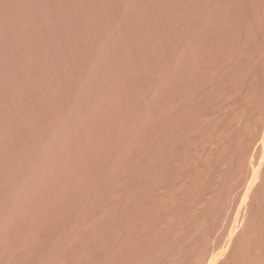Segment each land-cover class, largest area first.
Wrapping results in <instances>:
<instances>
[{"label":"rangeland","instance_id":"obj_1","mask_svg":"<svg viewBox=\"0 0 264 264\" xmlns=\"http://www.w3.org/2000/svg\"><path fill=\"white\" fill-rule=\"evenodd\" d=\"M5 3H4V2ZM8 0H0V6H1V9H0V43H1V45H0V65L3 67V69L1 68V66H0V94H2V95H0V104H1V106L2 107H0L1 109V111H0V215H1V217H0V229H1V231H0V254L4 257V256H6L4 259H3V257L0 255V264H16L17 263V260H18V263L17 264H49V259H50V264H59V263H61V264H68V262L70 263V264H76L77 262V264H83L84 263V260L85 259H88L86 256H87V254L88 253H90V248L91 247H89V245H91V243H93V242H95V241H97L98 242V240H100V239H106V236L108 237V239L107 240H109V238H111L110 237V235L109 234H111V236H116V235H114L115 233L114 232H119L120 233V231L119 230H121L122 228H124L128 233H125V232H122L123 231V229L121 230V232L122 233H124L125 234V238H126V235L127 234H129L130 235V232H131V234H133L132 232H134V234L132 235V236H134L133 238L131 237V236H128L127 235V238L126 239H128L129 240V238H130V240L132 241V242H134L135 241V238L136 237H138L139 236V238H137V240H139V241H141V238H142V236L143 235H140V234H146L147 233V235H145L147 238L149 237V239L151 238L150 236H151V232L150 233H148V231H149V225L148 224H146V223H148V221L145 223V221L143 220L144 218H145V220H148L147 219V216H148V211H150V212H153V213H151V214H153V215H156L155 213H154V211L156 212V209L159 211V213H157V215L159 214V215H162L163 213V211H165V209L168 211L169 210V208H170V210L172 209V207H168V206H170L171 205V202H172V205L171 206H173V205H175L174 203H176V208H180V205H182L181 203L182 202H180V201H183V199L185 200V202H183L184 204L183 205H185V203H186V205H188L189 203H190V200H191V203H192V199H194L193 200V204H191V205H193V207L195 208H192L190 205H188V206H190L192 209H194L193 211H196V212H193V211H191V213H193V214H191V213H189V215L191 214V216H192V218H191V221H188V223H190V222H192V225H189V227H190V229H189V232L190 233H192L193 231H195L194 229H196V231H195V233H196V235L194 234V232H193V234L197 237V238H195V237H193V234H192V241H195L194 239H199V240H197L196 242H200V240H201V242H203L204 241V238H205V241L203 242V243H205L206 241H208V242H206L205 244H206V246L209 244V247L207 246V250L206 251H208V252H206L207 254L205 255V250H204V252H203V248H202V246L204 245V249H205V244H203L202 243V245H201V252H203V254L202 253H200V254H202V256L199 254V252L197 251L200 247H199V244H201V243H198V246H197V244L195 243V242H193V243H195L196 244V246L197 247H199L198 249H197V247H196V251H190V244L192 243V241H191V243L190 244H188L189 243V241H188V245L186 244V242L185 241H187V240H185V241H183L182 239H183V237H186L187 235H189V236H187L186 237V239H190V238H188V237H191L190 235V233L189 232H187L186 231V226H188V224H186L187 223V219H186V217H187V214H188V212H190V211H188V212H186L187 211V206H185V209H186V211H184L185 209H184V206L182 205L181 207H183V208H181V209H184V210H182V212H179V211H181V209L178 211L179 213V217L181 216V214H182V216H183V219L182 220H184V221H186V223H184L183 221H181V218H178V216H174L173 218L171 217V215L173 214V213H171V215L170 216H168V221H167V219L166 218H164L163 216L165 215V216H167L166 214H169V212L168 213H164L163 214V218L161 217H155V218H158V219H154V217H153V219H154V222H153V220H152V225H154V223H155V228H153L152 226L150 227L151 229L153 228V229H156L157 230V226H160V227H162L163 229L162 230H159V228H158V230L157 231H163L164 232V228L167 230V228H169L168 229V231H169V233H171V234H167V232L168 231H165L166 232V234L165 233H163L162 232V234L161 235H167L168 237H166L167 238V242L166 241H164V242H166V243H164L162 240L163 239H161V242L162 243H160V245H162L163 243L165 244V246H167L168 247V245H169V247L170 248H167L170 252H171V256H169V255H167V256H169V257H165V258H163L162 260H164V259H166L167 260V262H166V260H164L163 262H166L167 264H187V263H191V264H204V263H206V264H215V263H219L220 262V264H223L224 263V258H227V260L228 261H226L225 260V264H227L229 261H232V260H229L230 258H229V256H231L230 255V253H233V251L231 252L230 251V253L228 254V252H229V246H233L235 243H236V241L238 240V233H239V230H241V229H239L240 228V226H244V222H248V219L247 218H249V216H247V214H246V211L248 210V209H250V208H248L247 210H246V208L247 207H250V205H251V203H249L248 205H247V203L249 202H247V200H249V198H251L253 195H255L254 193H256V192H261L262 191V189H261V191H260V189H258V186L261 184L262 186L264 185V181H263V179H261V178H264V177H262V175L264 174V169H262L263 170V173H262V170L261 169H259V168H261V167H264V164H263V166H262V163H260L261 161L262 162H264V158H263V156H264V149H262V147H264V136H263V134L264 133H262V130H264V111H263V109H264V86H263V84H264V74L262 75L261 73H264V0H252V1H250V0H243V2H244V5L242 6V4H243V2H242V0H231L232 2H230V0H143V2H142V0L140 1V0H137V1H135V0H119V1H117V0H58V1H56V0H53V1H51V0H47V1H43V2H41L42 0H24V1H22V0H12V1H8ZM22 1V2H21ZM26 1V2H25ZM69 1V2H68ZM128 1V2H127ZM133 1V2H132ZM139 1V2H138ZM157 1H159V2H157ZM176 3H175V2ZM181 1V2H180ZM190 1V2H189ZM205 1H207V2H205ZM214 1H216V2H214ZM221 1V2H220ZM229 1V2H228ZM240 1V2H239ZM247 1V2H246ZM10 2V3H9ZM49 2V3H48ZM51 2V3H50ZM65 2V3H64ZM73 2H75V3H73ZM77 2V3H76ZM85 2V3H84ZM120 2V3H119ZM127 2V3H126ZM130 2V3H129ZM138 2V3H137ZM149 2V3H148ZM157 2V3H156ZM194 2H196V3H194ZM200 2V3H199ZM202 2V3H201ZM208 2H210V3H208ZM237 2V3H236ZM15 3V4H14ZM18 3V4H17ZM24 5H23V4ZM27 3V4H26ZM34 3V4H33ZM41 3V4H40ZM46 3V4H45ZM56 3H58V5L56 4ZM64 3V4H63ZM72 3V5H70ZM111 3V4H110ZM122 3V4H121ZM164 3V4H163ZM170 3V4H169ZM192 3V4H191ZM226 4V6H225V4ZM235 3V4H234ZM6 4H7V6H6ZM22 4V5H21ZM37 4H40V5H37ZM62 4V5H61ZM69 4V5H68ZM78 4V5H77ZM119 4V5H118ZM126 4V5H125ZM132 4V5H131ZM135 4V5H134ZM138 4V5H137ZM142 4H144V5H142ZM154 6H153V5ZM158 4H160V5H158ZM186 4V5H185ZM210 4V5H209ZM215 4V5H214ZM228 4H230V5H228ZM12 5V6H11ZM16 5V6H15ZM30 5V6H29ZM47 5V6H46ZM50 5V6H49ZM59 5H61V6H59ZM85 5V6H84ZM98 5V6H97ZM107 5H109V6H107ZM150 5H152V6H150ZM157 7H156V6ZM183 5V6H182ZM205 5V6H204ZM209 5V6H208ZM224 5V6H223ZM227 5H228V8H226L227 7ZM233 5V6H232ZM241 5V6H240ZM14 6V7H13ZM28 6V7H27ZM38 6H41V7H38ZM68 6V7H67ZM113 7V8H111V7ZM116 6V7H115ZM117 6H119L120 8H118ZM127 6V7H126ZM146 6V7H145ZM174 6V8H172ZM182 6V7H181ZM200 6V7H199ZM230 6H232V7H230ZM236 6H237V8H236ZM9 7V8H8ZM17 7V8H16ZM33 7V8H32ZM37 8V10H38V8H39V11H37L36 10V8ZM48 7H50V8H48ZM60 7V8H59ZM85 7V8H84ZM106 7V8H105ZM130 7H132V8H130ZM167 7V8H166ZM189 7V9H187V8ZM193 7H194V9H193ZM199 7V8H198ZM201 7H203V8H201ZM246 7V8H245ZM8 8V9H7ZM20 8V9H19ZM24 8V9H23ZM41 8V9H40ZM57 8V9H56ZM62 8V9H61ZM73 8V9H72ZM111 8V9H110ZM124 8V10H122ZM134 8V9H133ZM159 8H161V10L159 9ZM166 8V9H165ZM192 8V9H191ZM233 8V9H232ZM244 8V9H243ZM11 9V10H10ZM14 9V10H13ZM23 9V10H22ZM30 9V10H29ZM34 9V10H33ZM47 9V10H46ZM67 9V10H66ZM75 9V10H74ZM105 9V10H104ZM138 11H137V10ZM177 9V10H176ZM185 9V10H184ZM197 9L199 10V11H197ZM208 9V10H207ZM220 9V10H219ZM226 9H227V11L228 12H226ZM228 9H231V10H228ZM10 10V11H9ZM18 10V11H17ZM34 12H33V11ZM45 10V11H44ZM53 10V11H52ZM55 10H56V12H55ZM60 10V11H59ZM82 10V11H81ZM89 10V11H88ZM103 10L105 11V12H103ZM127 10H128V12H127ZM130 10H132V11H130ZM135 10V11H134ZM212 10H214V11H212ZM223 10V11H222ZM233 10V11H232ZM250 10V11H249ZM9 11V12H8ZM16 11V12H15ZM28 11V12H27ZM35 11H36V13H35ZM47 11V12H46ZM62 11V12H61ZM143 11V12H142ZM166 11V12H165ZM190 11V12H189ZM195 11V12H194ZM209 11V12H208ZM216 11V12H215ZM230 11V12H229ZM244 11V12H243ZM5 12V13H4ZM14 12V13H13ZM18 12H19V14H18ZM25 12H27V13H25ZM41 12V13H40ZM50 12V14H47V13H49ZM79 12V13H78ZM82 12V13H81ZM87 12V13H86ZM101 12V13H100ZM119 14H118V13ZM130 12V13H129ZM181 14H180V13ZM201 12V13H200ZM217 12H218V15H217ZM238 12V13H237ZM243 12V13H242ZM246 12V13H245ZM6 13H7V15H6ZM11 13V14H10ZM58 13H59V15H61V16H59L58 15ZM67 13V14H66ZM81 13V14H80ZM115 13H117V14H115ZM134 13H135V16H134ZM141 13V14H140ZM184 13H187V15L186 14H184ZM190 13V14H189ZM200 15H198V14ZM209 14V16H208V14ZM234 13V14H233ZM241 13V14H240ZM250 13V14H249ZM255 13H257V14H255ZM13 14V15H12ZM34 14V15H33ZM40 14V15H39ZM51 14H52V16H51ZM73 14V15H72ZM75 14V15H74ZM88 16H87V15ZM102 14V15H101ZM115 14V15H114ZM121 14V15H120ZM157 14V15H156ZM191 15L190 17H189V15ZM204 14V15H203ZM240 14V15H239ZM19 15V16H18ZM35 15H37L38 17H36ZM46 15V16H45ZM91 15V16H90ZM106 15V16H105ZM114 15V16H113ZM127 15V16H126ZM136 15H137V17H136ZM153 15V16H152ZM166 15V16H165ZM169 15V16H168ZM192 15H194V16H192ZM214 15V16H213ZM225 15H226V17H225ZM233 15V16H232ZM249 15V16H248ZM255 15L257 16V17H255ZM35 16V17H34ZM65 16V17H64ZM69 16V17H68ZM112 16V17H111ZM123 16V17H122ZM131 16V17H130ZM133 16V17H132ZM151 16V17H150ZM179 16V17H178ZM197 16V17H196ZM203 16V17H202ZM206 16V17H205ZM208 16V17H207ZM211 16H213V20L211 19ZM231 16V17H230ZM236 16V17H235ZM239 16H240V18H239ZM44 17H45V21H44ZM48 17H51V18H48ZM60 17H62L63 19H61ZM70 17H72V18H70ZM100 17H101V19H100ZM107 17V18H106ZM109 17H110V20H109ZM144 17V18H143ZM196 17V18H195ZM199 17V18H198ZM251 19H250V18ZM9 18V19H8ZM21 18V19H20ZM23 18V19H22ZM34 18V19H33ZM40 18V19H39ZM48 20H47V19ZM64 18H66V20L64 19ZM106 18V19H105ZM114 18V19H113ZM119 18V19H118ZM129 18V19H128ZM134 18H136V19H134ZM153 18V19H152ZM209 18V19H208ZM7 19V20H6ZM36 19V20H35ZM70 19V20H69ZM105 19V20H104ZM121 19V20H120ZM125 19V20H124ZM127 19L129 20L128 22H127ZM187 19V20H186ZM200 19H201V21H200ZM203 19V20H202ZM218 19V20H217ZM220 19V20H219ZM233 19H234V21H233ZM235 19H242V20H235ZM245 19V20H244ZM248 19H250V21L248 20ZM257 19V20H256ZM19 20V21H18ZM23 22H22V21ZM26 20V21H25ZM28 20H29V22H28ZM33 20V21H32ZM41 20V21H40ZM50 20V21H49ZM55 20V21H54ZM58 20H59V22H60V24H59V22H58ZM112 20H114V21H112ZM133 20H135L133 23H131V21H133ZM190 20H192V21H190ZM231 20V21H230ZM252 20H254V21H252ZM256 20V21H255ZM8 21V22H7ZM37 21V22H36ZM48 21V22H47ZM57 21V22H56ZM64 21V22H63ZM83 21V22H82ZM108 21H110V23L108 22ZM122 21V22H121ZM161 21V22H160ZM186 21V22H185ZM209 21H210V23H209ZM213 21H214V23H213ZM220 21V22H219ZM222 21H223V24H222ZM233 21V22H232ZM1 22H3V24L1 23ZM10 22V23H9ZM15 22V23H14ZM47 24H46V23ZM67 22V23H66ZM106 22H107V24H106ZM130 22V23H129ZM143 22V23H142ZM155 22V23H154ZM158 22V23H157ZM160 22V23H159ZM227 22V23H226ZM230 22H231V24H230ZM238 22V23H237ZM248 22V23H247ZM11 23H12V25H11ZM38 23V24H37ZM42 25H41V24ZM66 23V24H65ZM84 25H83V24ZM104 23V24H103ZM126 23V24H125ZM184 23V24H183ZM204 23H206V24H204ZM217 25H216V24ZM246 25H245V24ZM251 23V24H250ZM33 24H34V26H33ZM39 24H40V26L42 27V29H41V27L39 26ZM67 24H68V26H67ZM87 24V25H86ZM118 24H120V25H118ZM122 24V25H121ZM130 24H132V25H130ZM134 24V25H133ZM137 24V25H136ZM181 24V25H180ZM222 24V25H221ZM230 24V25H229ZM233 24H235V25H233ZM239 24H240V26H239ZM255 24V25H254ZM44 25V26H43ZM49 25V26H48ZM51 25V26H50ZM54 25V26H53ZM62 25V26H61ZM86 25V26H85ZM102 25V26H101ZM108 25V26H107ZM142 27H141V26ZM144 25V26H143ZM200 25V26H199ZM201 25H202V27H201ZM226 25V26H225ZM252 25H253V27H252ZM6 26V27H5ZM14 26V27H13ZM17 26V27H16ZM46 26H48V27H50V28H46ZM101 26V27H100ZM107 26V27H106ZM126 26H128V27H126ZM131 26V27H130ZM136 28H135V27ZM147 26V27H146ZM188 26V27H187ZM191 28H190V27ZM208 27V29H206L207 27ZM215 28H214V27ZM220 26V27H219ZM233 28H231V27ZM258 26V27H257ZM259 26H261V27H259ZM3 27H5V29L3 28ZM24 27V28H23ZM40 27V28H39ZM52 27V28H51ZM69 27H71V28H73V29H71V28H69ZM142 29H141V28ZM144 27V28H143ZM180 27V28H179ZM184 27H186V28H184ZM210 27V28H209ZM212 27V28H211ZM230 27V28H229ZM237 27H239V28H237ZM244 27H245V29H244ZM13 30H12V29ZM59 28H60V30H59ZM102 28V29H101ZM107 28V29H106ZM109 28H110V31H109ZM117 28V29H116ZM121 28V29H120ZM123 28V29H122ZM129 28V29H128ZM131 28V29H130ZM134 30H133V29ZM229 28V29H228ZM242 28V29H241ZM258 28V29H257ZM262 28V29H261ZM34 29V30H33ZM49 29V30H48ZM53 29H55L54 31H53ZM57 29V30H56ZM64 29V30H63ZM204 29H205V31H204ZM212 29V30H211ZM223 29L225 30L224 32H223ZM236 29V30H235ZM6 30V31H5ZM8 30H10L9 32H7ZM15 30V31H14ZM24 30V31H23ZM101 30V31H100ZM107 30V31H106ZM117 30V31H116ZM126 30V31H125ZM127 30H129V31H127ZM145 30V31H144ZM182 30V31H181ZM199 30V31H198ZM210 30V31H209ZM214 30V31H213ZM217 30V31H216ZM237 31V32H235V31ZM256 30H257V32H256ZM34 31V32H33ZM57 33H56V32ZM62 31H64V32H62ZM70 31V32H69ZM131 31V32H130ZM141 31V33H139ZM191 33H190V32ZM202 31V32H201ZM208 31V32H207ZM215 31H216V33H215ZM228 31H234V35H233V32H229L228 33ZM239 31V32H238ZM250 31V32H249ZM13 32V33H12ZM16 32V33H15ZM22 32V34H20ZM27 32V33H26ZM40 32H42V34L40 33ZM51 32V33H50ZM69 32V33H68ZM103 32V33H102ZM107 32H109V33H107ZM117 32V33H116ZM127 32V33H126ZM210 32H211V34H210ZM213 32V33H212ZM219 32V33H218ZM9 33V34H8ZM11 33V34H10ZM24 33V34H23ZM34 33V34H33ZM61 33V34H60ZM64 33V34H63ZM68 33V34H67ZM71 33V34H70ZM100 33V34H99ZM110 33H111V35H110ZM144 33V34H143ZM149 33V34H148ZM159 33V34H158ZM177 33V34H176ZM222 33V34H221ZM226 33V34H225ZM245 34V36L243 37V34ZM249 33V34H248ZM5 34V35H4ZM19 34V35H18ZM28 34V35H27ZM32 34V35H31ZM67 34V35H66ZM90 34V35H89ZM115 36H114V35ZM124 34V35H123ZM129 34V35H128ZM136 34V35H135ZM151 34V35H150ZM156 34V35H155ZM182 34V35H181ZM186 34V35H185ZM194 34V35H193ZM210 34V35H209ZM218 34H221V35H218ZM228 34V35H227ZM230 34V35H229ZM9 35V36H8ZM49 35H51V36H49ZM55 35V36H54ZM57 35V36H56ZM100 35V36H99ZM108 37H107V36ZM138 35H140L139 37H138ZM171 35V36H170ZM189 37H188V36ZM201 35V36H200ZM206 35V36H205ZM221 36V37H218V36ZM237 35H239V36H237ZM13 36V37H12ZM16 36V37H15ZM23 36H25L24 38H23ZM28 36V37H27ZM47 36L49 37V39H51V40H49L48 38H47ZM64 36V37H63ZM77 36V37H76ZM93 36V37H92ZM94 36H95V38H94ZM104 36V37H103ZM124 36V37H123ZM130 36V37H129ZM131 36H133V37H131ZM160 36H161V38H160ZM178 36H180V37H178ZM183 36V37H182ZM203 36H205V37H203ZM211 36V37H210ZM214 36V37H213ZM222 36H223V38H222ZM227 36V37H226ZM231 36V37H230ZM249 36V37H248ZM5 37V38H4ZM27 37V38H26ZM55 37V38H54ZM89 37V38H88ZM126 37V38H125ZM154 37H156V38H154ZM159 37V38H158ZM174 39H172V38ZM213 37V40L212 39H210V38H212ZM230 37V38H229ZM247 37H248V39H247ZM47 38V39H46ZM59 38H61V39H59ZM62 38H64V39H62ZM73 38V39H72ZM100 38H102V39H100ZM104 38V39H103ZM116 39V41H114L115 39ZM123 40H121V39ZM133 38V39H132ZM150 38V39H149ZM165 38V39H164ZM178 38H180V40L177 39ZM183 38V39H182ZM191 38H194V41H193V39H191ZM206 38V39H205ZM243 38V39H242ZM4 39V40H3ZM56 39H58V40H61V42H63V43H60L59 41L57 42V40ZM70 39V40H69ZM100 39V40H99ZM114 39V40H113ZM156 39V40H155ZM169 41H168V40ZM187 39V40H186ZM192 41H191V40ZM199 39V40H198ZM220 39V40H219ZM223 39V40H222ZM224 39H225V41H224ZM231 39V40H230ZM232 39H233V41H232ZM235 39V40H234ZM237 39H238V41H237ZM239 39H240V42H239ZM245 39H247V40H245ZM12 40V41H11ZM14 40L17 42H14ZM24 40V41H23ZM31 40V41H30ZM33 40V41H32ZM34 40H35V42H34ZM48 40V41H47ZM53 40V41H52ZM98 40V41H97ZM140 40V41H139ZM166 40V41H165ZM198 40V41H197ZM206 40V41H205ZM209 40V41H208ZM244 40V41H243ZM249 40V41H248ZM29 41V42H28ZM41 41V42H40ZM44 41H46V42H44ZM51 41V42H50ZM54 41H55V43H54ZM76 41V42H75ZM92 41V42H91ZM114 41V42H113ZM120 41V42H119ZM125 41V42H124ZM137 41V42H136ZM168 41V42H167ZM181 41H182V43H181ZM187 41V42H186ZM191 43H190V42ZM202 41V42H201ZM205 41V42H204ZM211 41V42H210ZM220 41V42H219ZM221 41H223V42H221ZM252 41V42H251ZM7 42V43H6ZM24 42H26V43H24ZM34 42V43H33ZM64 42H65V44L66 45H64ZM68 42V43H67ZM75 42V43H74ZM134 42V43H133ZM171 42V43H170ZM175 42V43H174ZM201 42V43H200ZM224 42H226V44L224 43ZM243 42V43H242ZM249 42V43H248ZM5 43V44H4ZM16 43V44H15ZM21 43V44H20ZM28 43V44H27ZM37 43V44H36ZM41 45H40V44ZM53 43H54V45H53ZM60 43V44H59ZM104 43V44H103ZM105 43H107V44H105ZM111 43V44H110ZM121 43V44H120ZM155 45H154V44ZM162 43V44H161ZM177 43V44H176ZM184 43V44H183ZM187 43V44H186ZM217 43H218V45H217ZM27 44V45H26ZM30 44V45H29ZM35 44V45H34ZM48 44V45H47ZM57 44H59V45H57ZM61 44H62V46H61ZM94 44H96L97 45V47H96V45H95V47L93 46ZM128 44V45H127ZM165 44V45H164ZM180 44H181V46H180ZM190 44V45H189ZM192 44V45H191ZM201 44V45H200ZM205 44V45H204ZM227 46H225V45ZM228 44L230 45V46H228ZM234 44H236V45H234ZM238 44V45H237ZM14 45H16V46H14ZM29 45V46H28ZM33 45V46H32ZM43 45V46H42ZM51 45V46H50ZM126 45V46H125ZM175 45V46H174ZM195 45V46H194ZM197 45V46H196ZM199 45V46H198ZM208 45V46H207ZM213 45V46H212ZM222 45H223V47H222ZM233 45V46H232ZM5 46V47H4ZM7 46H10V47H12V48H10V47H7ZM31 46V47H30ZM57 48H56V47ZM74 46V47H73ZM92 48H91V47ZM101 46V47H100ZM103 46V47H102ZM131 46H133L132 48H131ZM169 46V47H168ZM171 46V47H170ZM174 46V47H173ZM186 46V47H185ZM194 46V47H193ZM201 46V47H200ZM207 46V47H206ZM16 47H17V49H16ZM19 47L21 48V49H19ZM30 47V48H29ZM34 47V48H33ZM38 47V48H37ZM81 47V48H80ZM155 47V48H154ZM158 47V49H156ZM160 47H162V48H160ZM167 47V48H166ZM179 47V50L177 49ZM191 47H193V48H191ZM205 47V48H204ZM209 47H211V48H209ZM219 47V48H218ZM239 49H238V48ZM6 48H8V49H6ZM51 48V49H50ZM60 48H62V49H60ZM72 48V49H71ZM81 49V51H79L80 49ZM97 48V49H96ZM102 48V49H101ZM119 48H121V49H119ZM135 48V49H134ZM152 48V49H151ZM181 48V49H180ZM182 48H183V50H182ZM199 48H200V50H199ZM212 48H214V50H215V52H214V50L212 49ZM223 48H225V49H227V51L225 50V49H222ZM233 48V49H232ZM235 48V49H234ZM243 48H246V49H243ZM16 49V50H15ZM19 49V50H18ZM44 49V50H43ZM46 49V50H45ZM64 49V50H63ZM96 49V50H95ZM165 49H166V51H165ZM201 49H202V51H201ZM207 49H208V51H207ZM213 50V52L212 51H210V50ZM229 49V50H228ZM238 49V50H237ZM9 50V51H8ZM12 50V51H11ZM24 50V51H23ZM50 50V51H49ZM58 50V51H57ZM61 50V51H60ZM68 50V51H67ZM78 50V51H77ZM102 50V51H101ZM107 50V52H105ZM108 50H109V52H108ZM116 50V51H115ZM120 50H122V51H120ZM165 52H164V51ZM170 50V51H169ZM180 50H181V52H180ZM187 50V51H186ZM190 50H191V52H190ZM220 50V51H219ZM225 50V51H224ZM235 50V51H234ZM14 51L16 52V54L14 53ZM17 51H18V53H17ZM23 53H22V52ZM60 51V52H59ZM161 51V53H159ZM216 51H219L218 52V54L216 53ZM230 53H229V52ZM236 51H237V53H236ZM245 51V52H244ZM4 52V53H3ZM39 52V53H38ZM46 52V53H45ZM53 52V53H52ZM56 52H57V54H56ZM66 52V53H65ZM96 52V53H95ZM104 52V53H103ZM163 52V53H162ZM170 52H174V54H171ZM182 52H184V53H182ZM205 52V53H204ZM226 52V53H225ZM232 52H234L233 54H232ZM242 52V53H241ZM6 53V54H5ZM22 53V54H21ZM55 53V54H54ZM61 53V54H60ZM65 53V54H64ZM101 53H103V54H101ZM115 53V54H114ZM116 53H118V54H120V55H118V54H116ZM196 53V54H195ZM208 53V54H207ZM217 55H216V54ZM244 53V54H243ZM14 54V55H13ZM44 54V55H43ZM50 54V55H49ZM107 54H108V56H107ZM126 54V55H125ZM194 54V55H193ZM197 54H199V55H197ZM236 54H237V56H236ZM5 55V57H3ZM11 55H13L12 57H11ZM19 55V56H18ZM24 55H28L27 57L26 56H24ZM45 55H46V57H45ZM47 55H48V57H47ZM99 55V56H98ZM102 55V56H101ZM116 55V56H115ZM129 55V56H128ZM159 55V56H158ZM161 55V56H160ZM169 57H168V56ZM190 57H189V56ZM202 55V57H200ZM206 55L208 56V57H206ZM214 55V57H212ZM225 56V57H222V56ZM235 56V58H234V56ZM16 56H18V57H16ZM22 56V57H21ZM106 56V57H105ZM124 58H123V57ZM128 56V57H127ZM163 56V57H162ZM165 56H166V58H165ZM218 56V57H217ZM219 56H220V59H219ZM230 56V57H229ZM257 56V57H256ZM2 57V58H1ZM24 57V58H23ZM95 57V58H94ZM105 57V58H104ZM108 57V58H107ZM161 57V58H160ZM196 57H198V58H196ZM200 57V58H199ZM211 57V58H210ZM222 57V58H221ZM237 57V58H236ZM253 57V58H252ZM3 58H5V59H3ZM8 58H10V59H8ZM12 58V59H11ZM17 58V59H16ZM23 58V59H22ZM27 60H26V59ZM28 58H29V60H28ZM32 58V59H31ZM48 58H50V59H48ZM63 58V59H62ZM94 58V59H93ZM98 58V59H97ZM101 58V59H100ZM117 58H118V60H117ZM123 58V59H122ZM140 58V59H139ZM168 58V59H167ZM172 58V59H171ZM176 58V59H175ZM185 58V59H184ZM205 58V59H204ZM231 58H233V59H231ZM252 58V59H251ZM257 60H256V59ZM52 59H54V60H52ZM86 59V60H85ZM93 59V60H92ZM106 59V60H105ZM182 59V60H181ZM195 59H197V60H195ZM201 59V60H200ZM214 59H216V60H219V61H216V60H214ZM222 59V60H221ZM243 59V60H242ZM2 60V61H1ZM4 60V61H3ZM9 60V61H8ZM44 60V61H43ZM56 60H58L57 61V63H56ZM82 60V61H81ZM84 60V61H83ZM92 60V61H91ZM102 60V61H101ZM113 60V61H112ZM128 60V61H127ZM157 60V61H156ZM164 60V61H163ZM169 60V61H168ZM181 62H180V61ZM195 60V61H194ZM205 60V61H204ZM212 60V61H211ZM248 60V61H247ZM249 60H251V62L249 61ZM11 61V62H10ZM88 61V63H86ZM116 61H117V63H116ZM120 63H122V64H118L119 62ZM125 62V63H123V62ZM161 61V62H160ZM168 61V62H167ZM178 61V62H177ZM193 61V62H192ZM197 61V62H196ZM202 61H204L203 63H202ZM214 61V62H213ZM223 61V62H222ZM225 61V62H224ZM242 61H244V62H242ZM252 61L253 62H255V64L254 63H252ZM2 62V63H1ZM49 64H48V63ZM60 62V63H59ZM94 62V63H93ZM101 62V63H100ZM105 62H107V63H105ZM177 62V63H176ZM193 64H192V63ZM200 62V63H199ZM209 62V63H208ZM210 62H212L211 64H210ZM220 62H221V64H220ZM11 63V64H10ZM31 64V66L29 65V64ZM80 63V64H79ZM91 63V64H90ZM98 63V64H97ZM104 63V64H103ZM109 63V64H108ZM112 63H114V64H112ZM128 63V64H127ZM166 65H165V64ZM207 63V64H206ZM214 63H216V64H214ZM223 63V64H222ZM244 63V64H243ZM4 64V65H3ZM10 64V65H9ZM17 64V65H16ZM21 64V65H20ZM58 64V65H57ZM159 64H161L160 66H159ZM185 64V65H184ZM188 64V65H187ZM226 64V65H225ZM79 66V67H77V66ZM88 65H89V68H88V70H87V67H88ZM163 65V66H162ZM168 65V66H167ZM175 67H174V66ZM194 65V66H193ZM197 65V66H196ZM216 66V68H215V66ZM228 65V66H227ZM242 65V66H241ZM249 65H250V68H249ZM257 65H259V66H257ZM6 66V68H4ZM10 66V67H9ZM22 66V67H21ZM36 66V67H35ZM58 66V67H57ZM82 66V67H81ZM91 66V67H90ZM104 66V67H103ZM122 66V67H121ZM127 66V67H126ZM166 66V68H164ZM230 66H232V67H230ZM245 66H246V68H245ZM256 67V68H254V67ZM261 66V67H260ZM13 67V68H12ZM25 67H27V68H25ZM37 69H35V68ZM54 67V68H53ZM95 67V68H94ZM113 67V68H112ZM130 67V68H129ZM170 67H172V69L170 68ZM186 67H187V69H186ZM193 67V68H192ZM202 67V68H201ZM229 67V68H228ZM12 68V69H11ZM17 68H19V69H17ZM24 68V69H23ZM33 68V69H32ZM76 68H78V69H76ZM81 70H80V69ZM93 68V69H92ZM102 68V69H101ZM126 68V69H125ZM158 68H160V69H158ZM166 70V71H163L164 69ZM175 68H177V69H175ZM185 68V69H184ZM226 68V69H225ZM235 68V69H234ZM254 68V69H253ZM263 68V69H262ZM6 69V70H5ZM9 69V70H8ZM11 69V70H10ZM13 69H15L14 71H13ZM27 70V71H25V73H22V72H24V70ZM31 69V70H30ZM55 69V70H54ZM84 69H86V70H84ZM92 69V70H91ZM95 69V70H94ZM101 69V70H100ZM120 69V70H119ZM154 69V70H153ZM169 69V70H168ZM182 69V70H181ZM195 69H196V71H195ZM203 69V70H202ZM218 69V70H217ZM220 69V70H219ZM227 69H228V71H227ZM46 70V71H45ZM61 70V71H60ZM79 70V71H78ZM116 70V71H115ZM136 70V71H135ZM178 72H177V71ZM186 70V71H185ZM193 70H194V72H193ZM204 70H205V72H204ZM248 70V71H247ZM252 70V71H251ZM257 70V71H256ZM33 71V72H32ZM35 71V72H34ZM54 71V72H53ZM63 71V72H62ZM82 71V72H81ZM91 71V72H90ZM94 71V72H93ZM99 71V72H98ZM103 71H104V73H103ZM108 72V74H107V72ZM111 71V72H110ZM126 71V72H125ZM130 71V72H129ZM175 71V72H174ZM185 71V72H184ZM236 71V72H235ZM250 71V72H249ZM260 71V72H259ZM262 71V72H261ZM6 72H7V74H6ZM13 72V73H12ZM28 72V73H27ZM43 72V73H42ZM48 72V73H47ZM75 72H77L76 73V75L74 74ZM84 72V73H83ZM96 72V73H95ZM106 72V73H105ZM145 72V73H144ZM155 74H154V73ZM158 72V73H157ZM168 72V73H167ZM191 72V73H190ZM197 72V73H196ZM200 72V74H198ZM230 72V76L232 77H230L227 73H229ZM240 72V73H239ZM253 72V73H252ZM5 73V75L3 76V74ZM12 73V74H11ZM45 73V74H44ZM47 73V74H46ZM73 73V74H72ZM87 73H89V74H87ZM93 73V74H92ZM99 73V74H98ZM114 73V74H113ZM127 74V75H124V74ZM134 73H135V76H134ZM141 73V74H140ZM151 73V74H150ZM167 73V74H166ZM171 73H173V74H171ZM183 75H181V74ZM226 75H225V74ZM249 73V74H248ZM258 73V74H257ZM12 75V78H11V75ZM16 74V75H15ZM25 74V75H24ZM27 74H29V75H27ZM34 74V75H33ZM44 76H43V75ZM64 74V75H63ZM82 74V75H81ZM92 74V75H91ZM113 74V75H112ZM117 74V75H116ZM144 74V75H143ZM160 74V75H159ZM168 74L169 75H171L170 77H168ZM176 74V75H175ZM179 74V75H178ZM198 74V75H197ZM202 74V75H201ZM235 74V75H234ZM247 74V75H246ZM254 74H256V75H254ZM23 75V76H22ZM53 75V76H52ZM69 75L72 77H69ZM89 75V76H88ZM95 75V76H94ZM101 75V76H100ZM110 75V76H109ZM111 75H112V77H111ZM116 75V76H115ZM132 75V76H131ZM137 75V76H136ZM140 75H142V76H140ZM151 75H153V76H151ZM157 75H158V77H159V79L157 78ZM165 75V76H164ZM172 75H174V76H172ZM186 75V76H185ZM191 77H190V76ZM207 75V76H206ZM223 75V76H222ZM225 75V76H224ZM228 75V76H227ZM237 75V76H236ZM262 75V76H261ZM22 76V77H21ZM26 76V77H25ZM33 76V77H32ZM39 78H38V77ZM66 76V77H65ZM77 76V77H76ZM91 76V77H90ZM103 76V77H102ZM105 76H106V78H105ZM125 76V77H124ZM127 76V77H126ZM161 76V77H160ZM167 76V77H166ZM179 78H178V77ZM196 76V77H195ZM220 76V77H219ZM249 76V77H248ZM2 77V78H1ZM6 77V78H5ZM15 77H17V78H15ZM31 77V78H30ZM37 77V78H36ZM42 77V78H41ZM53 77V78H52ZM82 77V78H81ZM95 77V78H94ZM99 77V78H98ZM109 77V78H108ZM124 77V78H123ZM131 77V78H130ZM140 79H139V78ZM166 77V78H165ZM171 77H173L172 78V83H174V84H172V86H170L171 84H169V85H166V84H168V78H171ZM175 77V78H174ZM187 77H188V79H187ZM203 77V78H202ZM209 77H211V79L209 78ZM260 77H262L261 79H260ZM62 78V79H61ZM65 78V79H64ZM69 79V80H67V79ZM79 78V79H78ZM89 78V79H88ZM93 78V79H92ZM97 78V80H95ZM108 78V79H107ZM113 78V79H112ZM123 78V79H122ZM180 78H182L181 80H180ZM187 80H186V79ZM196 78H198V79H196ZM227 78V79H226ZM247 78V79H246ZM257 78H258V81H257ZM7 79V80H6ZM10 79V80H9ZM38 79V80H37ZM40 79V80H39ZM47 81H46V80ZM51 79V80H50ZM57 79H58V81H57ZM74 79H76V81L74 80ZM90 79H91V81H90ZM103 79V80H102ZM104 79H105V81H104ZM107 79V80H106ZM110 79V80H109ZM128 79V80H127ZM138 79V80H137ZM157 79V80H156ZM164 79V80H163ZM178 79V80H177ZM201 79V80H200ZM208 81H206V80ZM239 79V80H238ZM17 80V81H16ZM23 80V81H22ZM27 80V81H26ZM29 80H31V81H29ZM33 80V81H32ZM35 80V81H34ZM63 80H64V82H63ZM85 80V81H84ZM100 80V81H99ZM115 80V81H114ZM119 80V81H118ZM144 81V82H142V81ZM145 80H147V81H145ZM149 80V81H148ZM153 80V81H152ZM161 80V81H160ZM186 80V81H185ZM192 80H194V81H192ZM210 80V81H209ZM226 80V81H225ZM229 80H231V81H229ZM233 80V81H232ZM255 80V81H254ZM8 81V82H7ZM10 81V82H9ZM23 83H21V82ZM66 81V82H65ZM78 81V82H77ZM88 81V82H87ZM156 83H155V82ZM185 83H184V82ZM202 83H201V82ZM204 81L206 82V83H204ZM214 81V82H213ZM228 81V83H225V82H227ZM13 82H14V84H13ZM38 82V83H37ZM39 82H41V83H39ZM79 82H80V84H79ZM92 82V83H91ZM108 82V84H106V83ZM112 82V83H111ZM117 82V83H116ZM123 82V83H122ZM129 82V83H128ZM148 82V83H147ZM166 82V83H165ZM191 84H190V83ZM195 82V83H194ZM209 82H210V84H209ZM214 83V84H212V83ZM230 82H232V83H230ZM240 82V83H239ZM245 82V83H244ZM11 83V84H10ZM28 83V84H27ZM31 83V84H30ZM36 83V84H35ZM59 83H64V84H59ZM83 83V84H82ZM102 83V84H101ZM153 83V84H152ZM154 83H155V85H154ZM161 83V84H160ZM208 83V84H207ZM222 83L225 85H222ZM232 84V85H230V84ZM239 83V84H238ZM251 83V84H250ZM254 83H255V85H254ZM259 83H260V85H259ZM18 86H16V85ZM22 84V85H21ZM25 84V85H24ZM57 86H56V85ZM60 86H59V85ZM66 84V85H65ZM86 84V85H85ZM95 84V85H94ZM101 84V85H100ZM130 84V85H129ZM134 84V85H133ZM136 84V85H135ZM142 84V85H141ZM150 84V86H148ZM157 84H159V85H157ZM187 84V85H186ZM205 84H207L206 85V87H205ZM220 84V85H219ZM227 84V85H226ZM229 84V85H228ZM238 84V85H237ZM2 85V86H1ZM10 85V86H9ZM11 85H13V86H11ZM41 85V86H40ZM55 85V86H54ZM66 87H64V86ZM78 85H79V88H78ZM106 87H108V88H106ZM174 85H175V89L173 88L174 87ZM191 85V86H190ZM195 87H194V86ZM204 85V86H203ZM210 85H211V88H210ZM218 85V86H217ZM250 85H251V87H250ZM253 85H254V87H253ZM23 86V87H22ZM39 86V87H38ZM90 88H89V87ZM111 86V87H110ZM113 86V87H112ZM128 86H130V87H128ZM138 86V87H137ZM142 86H144V87H142ZM162 86V87H161ZM179 86V87H178ZM185 86V87H184ZM190 86V87H189ZM208 86V87H207ZM224 86V87H223ZM230 86V87H229ZM235 86V87H234ZM261 86V87H260ZM263 86V87H262ZM14 87V88H13ZM26 87H27V89H26ZM94 87H96V89L94 88ZM116 87V88H115ZM169 87V88H168ZM177 87V88H176ZM198 87V88H197ZM213 87V88H212ZM215 87H216V89H215ZM222 87V88H221ZM237 87V88H236ZM24 88H25V90H24ZM38 88V89H37ZM75 88H77V90L75 89ZM112 88V89H111ZM124 88V89H123ZM127 88V89H126ZM137 88V89H136ZM141 88H142V90H141ZM168 88V89H167ZM172 88V89H171ZM182 88V89H181ZM184 88V89H183ZM192 88V89H191ZM206 88H207V90H209L208 92L206 91ZM218 88V89H217ZM219 88H220V90L222 91H219ZM226 88V89H225ZM242 88V89H241ZM256 88H258L257 90H256ZM22 89V90H21ZM42 89V90H41ZM46 89H47V91H46ZM48 89H49V92H48ZM51 89V90H50ZM120 89H122V90H120ZM130 89H131V91H130ZM146 89V90H145ZM150 89V90H149ZM170 89V90H169ZM177 89V90H176ZM189 89H190V91H189ZM203 89V90H202ZM215 89V90H214ZM229 89V90H228ZM236 89V90H235ZM238 89V90H237ZM2 90H6L5 92L4 91H2ZM12 92H11V91ZM88 90H89V92H88ZM100 90V91H99ZM103 90V91H102ZM107 90V91H106ZM109 90V91H108ZM113 90V91H112ZM116 90H117V92H116ZM124 90V91H123ZM135 90V91H134ZM145 90V91H144ZM180 90V91H179ZM185 90V91H184ZM202 90V92H200ZM212 90V91H211ZM213 90H214V92H213ZM218 90V91H217ZM14 91V92H13ZM18 91H19V93H18ZM29 91V92H28ZM31 91V92H30ZM79 91H80V94L81 95H79L78 93H79ZM83 91V92H82ZM93 91V92H92ZM106 91V92H105ZM122 91H123V93H122ZM157 91L159 92V93H157ZM163 91H164V93H163ZM197 91V92H196ZM211 91V92H210ZM238 91V92H237ZM241 91V92H240ZM9 93V95H8V93ZM25 92V93H24ZM43 92V93H42ZM74 92H75V94H74ZM85 92H87V93H85ZM98 92V93H97ZM105 92V93H104ZM108 92V93H107ZM121 92V93H120ZM138 92V93H137ZM143 92H145V93H143ZM182 92H184L183 94H182ZM200 92V93H199ZM215 92H216V94H215ZM233 92H235V93H233ZM244 94H243V93ZM256 92V93H255ZM258 92V93H257ZM260 92H261V94H260ZM4 93V94H3ZM14 93V94H13ZM21 93V94H20ZM24 93V94H23ZM48 93V94H47ZM50 93V94H49ZM54 93V94H53ZM115 95H114V94ZM154 93V94H153ZM167 93V94H166ZM181 93V94H180ZM186 93V94H185ZM199 93V94H198ZM202 93V94H201ZM205 93V94H204ZM227 95H226V94ZM15 94H17V95H15ZM19 94V95H18ZM26 94V95H25ZM69 94V95H68ZM77 94V95H76ZM98 94V95H97ZM109 94V95H108ZM111 94V95H110ZM119 94L121 95V96H119ZM128 94V95H127ZM132 94V95H131ZM134 94V95H133ZM152 94V95H151ZM160 94V95H159ZM181 96H180V95ZM208 94V95H207ZM220 94V96H221V98H220V96H218V98H217V95H219ZM224 94L225 96H222V95ZM235 94V95H234ZM252 94V95H251ZM7 95V96H6ZM22 95H24V96H22ZM30 97H29V96ZM44 95V96H43ZM46 95V96H45ZM66 95H67V97H66ZM101 95V96H100ZM124 95V96H123ZM136 95V96H135ZM145 95V96H144ZM152 96V97H150V96ZM178 95V96H177ZM187 95H189V96H191V97H188ZM204 95H205V98L207 97L208 99H205L204 98ZM214 95H215V97H214ZM234 95V96H233ZM241 95H243L242 97H241ZM259 97H257V96ZM2 96H4V97H2ZM12 96H14V97H12ZM52 96V97H51ZM59 96V97H58ZM64 96V97H63ZM69 96V97H68ZM74 96V97H73ZM78 96V97H77ZM89 96V97H88ZM94 96V97H93ZM98 96V97H97ZM107 97V99L109 98V96H111L110 98H109V100H107L106 101V97ZM133 96V97H132ZM157 96V97H156ZM172 96V97H171ZM209 96H211V97H209ZM227 96H229V97H227ZM246 96V97H245ZM250 96V97H249ZM254 96V97H253ZM8 97V98H7ZM58 97V98H57ZM85 97V98H84ZM88 97V98H87ZM93 97V98H92ZM102 97V98H101ZM105 97V98H104ZM113 97V98H112ZM144 97V98H143ZM161 97V98H160ZM194 97V98H193ZM198 97H201L200 99L198 98ZM202 97H203V99H202ZM213 97V98H212ZM225 97V98H224ZM249 97V98H248ZM263 99H262V98ZM15 98V99H14ZM18 100H17V99ZM20 98V99H19ZM23 98H25V99H23ZM60 98V99H59ZM62 98V99H61ZM67 98V99H66ZM69 98V99H68ZM91 98V99H90ZM95 98V99H94ZM101 98V99H100ZM153 98V99H152ZM156 98V99H155ZM169 98V99H168ZM179 98V99H178ZM186 98H187V100H186ZM197 98V99H196ZM210 98V99H209ZM216 98V99H215ZM227 98V99H226ZM229 98V99H228ZM245 98V99H244ZM256 98V99H255ZM26 99H28V100H26ZM52 99V100H51ZM75 99V100H74ZM77 99V100H76ZM89 99V100H88ZM94 99V100H93ZM97 99V104H96V102H94L95 100ZM177 100V103H175L176 102V100ZM183 99V100H182ZM191 99H192V101H191ZM217 101H215V100ZM255 99V100H254ZM9 100V101H8ZM69 100V101H68ZM73 100V101H72ZM81 100V101H80ZM92 100V101H91ZM104 100V101H103ZM137 100V101H136ZM141 100V101H140ZM143 100H144V102H143ZM148 100V101H147ZM173 100V101H172ZM190 100V101H189ZM197 100H198V102H197ZM206 100H207V102H206ZM211 100V101H210ZM212 100H213V102H215V104L212 102ZM220 100H222V101H220ZM226 100V101H225ZM232 100V101H231ZM254 100V101H253ZM262 100V101H261ZM17 101V102H16ZM23 101V102H22ZM30 101V102H29ZM56 101V102H55ZM60 101V102H59ZM71 101V102H70ZM87 101V102H86ZM90 103H89V102ZM101 103H99V102ZM109 101V102H108ZM114 101H115V103H114ZM134 101V102H133ZM154 101V102H153ZM184 101H186V102H184ZM196 101V102H195ZM204 101V102H203ZM221 103H220V102ZM224 101H225V103H224ZM240 101V102H239ZM8 103V105H7V103ZM14 102V103H13ZM23 104H22V103ZM62 102V103H61ZM80 102V103H79ZM113 102V103H112ZM127 102V103H126ZM137 102V103H136ZM167 102V103H166ZM190 102V103H189ZM220 103V104H216V103ZM234 102V103H233ZM244 102V103H243ZM4 103V104H3ZM12 103V104H11ZM24 103H26V104H24ZM28 103V104H27ZM65 103V104H64ZM72 103V104H71ZM78 105H77V104ZM105 103V104H104ZM118 103V104H117ZM129 103H130V105H129ZM147 103H149V104H147ZM181 103V104H180ZM186 103V105H184ZM199 103V104H198ZM223 103V104H222ZM232 103V104H231ZM242 104V106L240 105V104ZM6 104V105H5ZM15 104H17V105H15ZM57 104V105H56ZM59 104V105H58ZM94 104V105H93ZM96 104V105H95ZM113 104H115V105H113ZM136 104V105H135ZM144 104H145V106H144ZM162 104V105H161ZM166 104H168V105H166ZM170 104V105H169ZM175 104V105H174ZM178 104V105H177ZM206 104V105H205ZM209 104V105H208ZM213 106H212V105ZM225 104V105H224ZM226 104H227V106H226ZM237 104V105H236ZM247 104V105H246ZM5 105V106H4ZM10 105V106H9ZM65 105H67V107H69V108H67V107H65ZM70 105H72L71 107H70ZM77 107H76V106ZM80 105V106H79ZM99 105V106H98ZM111 107H109V106ZM184 105V106H183ZM194 105H195V108H194ZM197 105V106H196ZM202 107H201V106ZM221 105V106H220ZM229 105H231L230 107H229ZM251 105V106H250ZM254 105H255V110H254ZM117 106V107H116ZM136 106V107H135ZM147 106V107H146ZM155 106H156V108H155ZM159 106V107H158ZM170 106H172L173 108H174V110L177 112L178 110H179V112H177L178 114L180 113V117H178V118H176L175 116V118L178 120H176V122H179V125H178V129L176 130L175 129V131H176V133L174 134V135H172L171 136V134H170V136H169V134L167 133V131L165 130V128H166V125L168 124V123H171V121L172 122H174L173 121V117H170V116H173V115H170L171 114V111H169L168 110V108L170 107ZM181 106H182V109L183 110H181ZM207 106V107H206ZM232 106H233V108H232ZM259 106V107H258ZM4 107V108H3ZM62 107V108H61ZM76 107V108H75ZM79 107V108H78ZM82 107H83V109H82ZM152 108V109H150L149 110V108ZM153 107H154V109H153ZM161 107V108H160ZM168 107V108H167ZM172 107H170L169 109L171 110L172 109ZM178 107V108H177ZM184 107H185V109H184ZM192 109H190V108ZM199 107H201V108H199ZM242 107H243V109H242ZM64 108V109H63ZM91 108V109H90ZM95 108V109H94ZM108 108V109H107ZM124 108H126V109H124ZM163 108H165V109H163ZM187 108H189V109H187ZM218 108H220V109H218ZM223 108L225 109V108H227V109H225V110H223ZM238 108V109H237ZM247 108V109H246ZM3 109V110H2ZM65 109H68V110H65ZM81 109V110H80ZM94 109V110H93ZM103 109V110H102ZM136 109V110H135ZM145 109V110H144ZM161 109V110H160ZM196 109V110H195ZM199 109V110H198ZM214 109V112L212 111ZM216 109H218V110H216ZM232 109V110H231ZM246 109V110H245ZM254 110L253 112H252V110ZM258 109V110H257ZM64 112H63V111ZM84 110V111H83ZM86 110H87V112H86ZM88 110H90V113H89V111ZM97 112H96V111ZM100 110V111H99ZM124 110H127V111H124ZM138 110V111H137ZM156 110H157V112H156ZM173 110V109H172ZM180 110H181V112H180ZM189 110V111H188ZM194 110V111H193ZM201 110H202V112H201ZM209 110H211V111H209ZM216 110V111H215ZM221 110H223V112L221 111ZM228 110V111H227ZM241 110H243V111H241ZM4 111V112H3ZM62 111V112H61ZM74 111V112H73ZM133 111V112H132ZM144 111V112H143ZM186 111H187V114H186ZM205 111V112H204ZM232 111V112H231ZM238 111V112H237ZM260 111V112H259ZM58 112V113H57ZM80 114H79V113ZM139 112V113H138ZM141 112V113H140ZM153 112V113H152ZM160 112H161V114H160ZM165 112V113H164ZM194 112V113H193ZM210 112L212 113V114H210ZM228 112V113H227ZM235 114H234V113ZM240 112V113H239ZM244 112V113H243ZM251 112V113H250ZM256 112V113H255ZM56 113V114H55ZM63 113V114H62ZM78 113V114H77ZM122 113V114H121ZM128 113V114H127ZM157 113V114H156ZM166 113H168V114H166ZM173 113V112H172ZM176 113V114H177ZM215 113V114H214ZM221 113V114H220ZM231 113V114H230ZM236 113H238V116H237V114ZM246 113H247V115H250L249 117H250V119H249V117L246 115ZM3 114V115H2ZM52 114V115H51ZM62 116H61V115ZM65 114H67V115H65ZM86 114V115H85ZM125 116H124V115ZM131 114V115H130ZM164 114V115H163ZM175 114V115H176ZM196 115V116H194V115ZM220 114V115H219ZM230 114V115H229ZM60 115V116H59ZM64 115V116H63ZM121 115V116H120ZM160 115V116H159ZM189 115V116H188ZM216 115H217V117H216ZM227 115V116H226ZM233 115H235V116H233ZM244 115V116H243ZM252 115L254 116V117H252ZM260 116V118H259V116ZM73 116V117H72ZM90 116V117H89ZM118 116H120V117H118ZM144 116V117H143ZM151 116V117H150ZM154 116H156V117H154ZM163 118H162V117ZM234 118H233V117ZM80 117V118H79ZM122 117H123V119H122ZM134 117H135V120L133 121V119H134ZM148 117V118H147ZM201 119H200V118ZM208 117V118H207ZM219 117H222V118H219ZM83 118V119H82ZM147 118V119H146ZM152 120H154V121H157V122H154V121H152ZM154 118V119H153ZM172 120H171V119ZM174 118V119H175ZM181 118H182V122H181ZM196 118V119H195ZM205 118V119H204ZM212 118V119H211ZM214 118H216V119H214ZM230 119V120H228V119ZM238 119L239 120V118H241L240 120H239V122H237L238 120H236L235 121V119ZM60 119H61V122H60ZM65 119H66V121H65ZM71 119H73V120H71ZM79 119H80V121H79ZM86 119V120H85ZM116 119H117V121H116ZM132 119V120H131ZM138 119H140V120H138ZM145 119V120H144ZM167 119H168V121H167ZM192 119H193V121H192ZM208 119H210V122H209V120ZM219 119V120H218ZM220 119H221V121H220ZM225 119V120H224ZM233 119H234V121H233ZM243 119L245 120V121H243ZM71 120V122H69ZM84 120V121H83ZM116 121V123H115V121ZM128 120V121H127ZM197 120V121H196ZM198 120H199V122H198ZM212 120H214V121H212ZM218 120V121H217ZM228 120V121H227ZM247 120V121H246ZM73 121H75V122H73ZM77 121V122H76ZM81 121H83L82 123H81ZM118 121H120V122H118ZM131 121V122H130ZM218 123H217V122ZM233 121V122H232ZM60 122V123H59ZM66 122H67V124H66ZM87 122L89 123V124H87ZM121 122H123L122 124H121ZM140 122V123H139ZM144 122V123H143ZM149 122V123H148ZM167 122V123H166ZM184 122V123H183ZM214 122V123H213ZM219 122H220V124H219ZM228 122H229V124H228ZM250 122H251V124H250ZM261 122V123H260ZM72 123V124H71ZM114 125H113V124ZM132 123V124H131ZM162 123V124H161ZM194 123V124H193ZM196 123V124H195ZM200 123H202V124H200ZM208 123V125H206ZM223 123V124H222ZM226 125H225V124ZM236 123H238V124H236ZM244 123H246V124H244ZM257 123H259V125L257 124ZM116 124V125H115ZM131 124V125H130ZM135 126H134V125ZM139 126H138V125ZM143 124V125H142ZM173 123H171L170 125H172ZM211 124H212V126H211ZM122 125V126H121ZM148 125V126H147ZM152 125H153V128H151L152 127ZM169 125V126H170ZM187 125V126H186ZM194 125V126H193ZM215 125V126H214ZM235 125H236V127H235ZM242 127H241V126ZM243 125H245V126H243ZM61 126H63V128L61 127ZM74 126V127H73ZM150 126V127H149ZM196 126H197V128H196ZM199 126V127H198ZM209 126H210V128H209ZM226 126V127H225ZM229 126V127H228ZM233 126V127H232ZM7 129H6V128ZM60 127V128H59ZM67 127V128H66ZM77 127V128H76ZM109 127V128H108ZM122 127V128H121ZM157 127H158V129L160 130H158L157 129ZM162 127V128H161ZM168 127V126H167ZM186 127V128H185ZM191 127V128H190ZM211 127H213V128H211ZM228 127V128H227ZM230 127H232V128H230ZM239 127H241V128H239ZM5 130H4V129ZM142 128V129H141ZM148 128V132H147V130H145V129H147ZM191 129V131H190V129ZM194 128V129H193ZM216 128V129H215ZM253 128V129H252ZM258 128H260V129H258ZM72 129V130H71ZM133 129V130H132ZM139 129V130H138ZM151 129V130H150ZM183 131H182V130ZM206 129V130H205ZM208 129V130H207ZM214 129V130H213ZM226 129V130H225ZM236 129V130H235ZM240 129V130H239ZM246 129V130H245ZM2 130V131H1ZM8 130V131H7ZM198 130V132H196V131ZM199 130H200V133H199ZM210 130H212V131H210ZM220 130H221V132H220ZM224 130V131H223ZM228 130V131H227ZM230 130V131H229ZM232 130V131H231ZM235 130V131H234ZM238 130V131H237ZM261 132H260V131ZM6 131V133H4ZM166 131V132H165ZM184 131H186V132H184ZM195 131V132H194ZM202 131V132H201ZM239 131H241V132H239ZM61 132V133H60ZM65 132V133H64ZM134 132V133H133ZM142 132V133H141ZM160 132V133H159ZM162 132V133H161ZM190 133V135H188L189 133ZM205 132V133H204ZM226 132V133H225ZM254 134H253V133ZM264 132V131H263ZM141 133V134H140ZM150 133V134H149ZM152 133H154L159 139H157L156 137H155V135L154 134H152ZM164 133H166V134H164ZM186 133V134H185ZM194 135H193V134ZM198 133V134H197ZM216 133V134H215ZM133 134V135H132ZM136 134V135H135ZM147 134V135H146ZM184 134V135H183ZM197 134V135H196ZM205 134H209V135H205ZM221 134V135H220ZM226 134H227V136H226ZM3 135V136H2ZM56 135V137L54 138V136ZM64 136V138H63V136ZM137 135H138V137H137ZM149 135V136H148ZM164 135L166 136V138L168 139V136H169V140L167 141V139L164 137ZM182 135V136H181ZM186 135V136H185ZM195 135H196V137H195ZM203 135H205L204 137H203ZM217 135H218V137L220 138H218L217 137ZM254 135V136H253ZM143 136V137H142ZM179 136H181V138L179 137ZM192 136V137H191ZM206 136H208V138L206 137ZM222 136V137H221ZM225 136V137H224ZM245 136L247 137V136H249V137H247L246 138V140H245ZM261 136V137H260ZM52 137H53V140H52ZM61 137V138H60ZM126 137V138H125ZM135 137V138H134ZM142 137V138H141ZM153 139H152V138ZM164 137V138H163ZM172 137H175V139L173 138V140L175 141V140H177L178 139V141H176L175 143L173 142V140H171L170 138H172ZM210 137V138H209ZM212 137V138H211ZM228 137H229V139H228ZM232 137H234V138H232ZM263 137V138H262ZM59 138V139H58ZM118 138V139H117ZM149 138V139H148ZM155 138H156V140L157 141H154L155 140ZM183 138H185V139H183ZM205 138V139H204ZM227 138V139H226ZM252 138H253V140H252ZM121 139V140H120ZM127 139V140H126ZM132 139V140H131ZM134 139V140H133ZM148 139V140H147ZM187 139V140H186ZM192 139H193V141L195 142H192L191 143V141H192ZM224 139V140H223ZM241 139V140H240ZM249 139V140H248ZM260 139H262V140H260ZM4 140V141H3ZM45 140V141H44ZM48 140V141H47ZM56 140V141H55ZM123 140H124V143H119V141H122L123 142ZM131 140V141H130ZM136 140V141H135ZM139 140L141 141V143L139 142ZM146 140V141H145ZM153 140V141H152ZM166 140V141H165ZM179 140L182 142V144L181 145H177L176 143H178L179 142ZM184 142H183V141ZM198 140H200V141H198ZM204 140V141H203ZM212 140H214V141H212ZM232 140H234V141H232ZM235 140H236V142H235ZM243 140V141H242ZM151 143H150V142ZM217 141V143H215ZM227 142V143H225V142ZM239 141V142H238ZM252 141V142H251ZM44 142H46L45 144H44ZM55 142V143H54ZM58 142V143H57ZM60 142V143H59ZM132 142H134V143H132ZM137 142V143H136ZM166 142V143H165ZM211 142V143H210ZM219 142H223V143H219ZM244 142V143H243ZM250 142V143H249ZM41 143V144H40ZM52 143H53V145H52ZM148 143V144H147ZM168 143V144H167ZM204 143V144H203ZM246 143V145H244ZM261 143H262V145L263 146H261ZM44 144V145H43ZM58 144V145H57ZM119 144V145H118ZM125 144H126V146H125ZM134 144H136V146H133ZM147 144V145H146ZM192 144V145H191ZM202 145V147H201V145ZM209 144V145H208ZM212 146H211V145ZM230 144V145H229ZM121 145H122V147H121ZM144 145V146H143ZM158 147H157V146ZM165 145H166V148H165ZM175 145H177V147L175 148ZM205 145H206V148H205ZM215 145V146H214ZM261 146L260 147V149L258 148V146ZM52 146V147H51ZM128 146V147H127ZM189 146V147H188ZM196 146V147H195ZM219 146V147H218ZM225 146V147H224ZM236 146H239V151H235L236 152V156H238V157H236L235 155V157L237 158V159H235V157L233 156V153L231 154V152L233 151V149H236V148H234V147H236ZM246 146V147H245ZM42 147V148H41ZM44 147L46 148V149H44ZM54 147V148H53ZM76 147V148H75ZM136 147L138 148V149H136ZM166 149V150H164V148ZM184 147V148H183ZM188 147V148H187ZM199 147V148H198ZM213 147V148H212ZM71 148V149H70ZM116 148H118V149H116ZM120 148V149H119ZM132 148H133V150H132ZM142 148V149H141ZM149 148V149H148ZM156 148H157V151H156ZM161 148V149H160ZM168 148V149H167ZM183 148V149H182ZM199 150H198V149ZM202 150H201V149ZM211 148V149H210ZM224 148H226V150H224ZM247 148V149H246ZM37 149V150H36ZM50 149H52V150H50ZM54 149V150H53ZM76 149V150H75ZM78 149V150H77ZM80 149V150H79ZM123 149V150H122ZM172 149V150H171ZM204 149H206V150H204ZM232 151H231V150ZM261 150L262 152H263V155L261 154L262 152L260 151H256V150ZM32 150V151H31ZM45 150V151H44ZM70 150H71V152H70ZM73 150V151H72ZM111 150V152H109ZM116 150V151H115ZM117 150H118V152H117ZM121 150V151H120ZM135 150H136V153H135ZM139 150V151H138ZM150 150V151H149ZM152 150V151H151ZM218 150H220V151H218ZM222 150H223V152H222ZM237 150V149H236ZM77 153H76V152ZM79 151V152H78ZM120 151V152H119ZM162 151H164L165 152V156H164V159L166 158V154L168 155V154H171V155H168V157H170V156H172L173 155V153L176 151V157L177 156H179V155H177L178 153L180 154V157L178 158V159H172L171 157H170V160L172 159V161H167L166 162V160H165V162L164 163H168L169 162V164L166 166L165 165V167H166V169L167 170H169V171H166V169H164V167H162L165 171H163V169L161 170L162 171V173H161V175L159 174L158 175V171H159V169H158V171L156 172L155 171V173L154 174H156V175H152L153 173V171H154V169H156L155 168V166H156V162H159V160H158V157H157V159H156V157H154L155 155L154 154H157V156L158 155H163V153H161ZM177 151H178V153H177ZM184 151V152H183ZM197 151V152H196ZM212 151V152H211ZM229 151V152H228ZM36 154H35V153ZM44 152H46V153H44ZM55 152V153H54ZM114 152V153H113ZM133 152V153H132ZM153 154H152V153ZM169 152V153H168ZM171 152V153H170ZM189 152V153H188ZM193 152V153H192ZM202 152H205V153H202ZM211 152V153H210ZM234 152V153H235ZM242 152V153H241ZM38 153H39V155H38ZM49 153V154H48ZM110 153V154H109ZM122 153V154H121ZM132 153V154H131ZM138 153H140V159H138V161L136 160V158L138 157ZM143 153V154H142ZM147 153H148V155H147ZM195 153H198V154H195ZM208 153V154H207ZM222 153V154H221ZM258 153H260V154H258ZM35 154V155H34ZM53 154V155H52ZM76 154V155H75ZM116 154H118V155H116ZM138 154V155H137ZM143 156H142V155ZM183 154V155H182ZM193 154V155H192ZM206 154V155H205ZM218 154H220V155H218ZM224 154V155H223ZM226 154V155H225ZM238 154V155H237ZM34 155V156H33ZM50 155V156H49ZM110 155V156H109ZM136 155H137V157H136ZM175 155V154H174ZM182 155V156H181ZM205 155V156H204ZM209 155V157H210V160H209V158L207 157ZM212 155H214L213 157H212ZM228 155V156H227ZM231 155L234 157V161H235V163H237L238 162V164L237 165H235V163L234 162H232L231 161ZM250 155V156H249ZM260 155V156H259ZM262 155V156H261ZM147 156H148V158H147ZM185 156V157H184ZM196 156L198 157L197 159H199V160H197V159H195L196 158ZM201 156V157H200ZM226 156V158L224 159V157ZM36 157V158H35ZM46 157V158H45ZM49 159H48V158ZM136 157V158H135ZM160 157V156H159ZM186 157H187V159H186ZM192 157V159H190V158ZM205 159H204V158ZM207 157V158H206ZM217 157V158H216ZM245 157V158H244ZM129 158H130V160H129ZM173 158H174V156H173ZM229 158V159H228ZM239 158V159H238ZM241 158V159H240ZM255 160H254V159ZM262 160H261V159ZM37 159H38V161H37ZM67 159V160H66ZM135 159V160H134ZM147 161H146V160ZM164 159H162L163 161H164ZM167 159V158H166ZM244 161H243V160ZM256 159L258 160V162L256 161ZM8 162H7V161ZM50 160V161H49ZM59 160V161H58ZM62 160V161H61ZM168 160H169V158H168ZM176 160V161H175ZM178 160V161H177ZM184 160V161H183ZM185 160L187 161V163L185 162ZM192 160V161H191ZM203 160V161H202ZM233 160V159H232ZM13 161V162H12ZM35 163H33V162ZM42 161H44V162H42ZM49 161V162H48ZM53 161V162H52ZM68 161V162H67ZM138 163H137V162ZM195 161H196V164H195ZM202 161V163H200ZM219 161V163H217ZM222 161H223V163H222ZM227 163V164H229L230 162H232L233 164H234V166L236 167V166H238V168H239V170H238V172L237 173H239V174H237L235 171H234V173L233 172H230V170L228 169V168H226V166L228 167H231V165L233 166V164L231 163L230 165H227L225 162ZM229 161V162H228ZM48 162V163H47ZM131 162V163H130ZM133 162H135L136 163V165H137V167L135 166V163H133ZM151 164H150V163ZM190 162H192V163H190ZM206 162H208L207 164H206ZM210 162V163H209ZM213 162H214V164H213ZM221 162V163H220ZM6 163V164H5ZM10 163V164H9ZM33 163V164H32ZM44 163V164H43ZM51 163H52V165H51ZM59 165H58V164ZM64 165H63V164ZM68 163V164H67ZM139 163H141V165L139 164ZM143 163H145V164H143ZM164 163H160V164H164ZM172 163H175L174 165L172 164ZM179 163V164H178ZM180 163H182V165L180 164ZM185 163V164H184ZM217 163V164H216ZM245 163V164H244ZM259 163L261 164V165H259ZM31 164H32V166H31ZM38 164V165H37ZM45 164H47V165H45ZM56 164V165H55ZM133 164V165H132ZM138 164L141 166V168L142 169H140L139 167L140 166H138ZM149 164H150V166H149ZM194 164H195V166H194ZM12 165V166H11ZM36 165H37V168H36ZM42 165V166H41ZM107 165V166H106ZM158 165V164H157ZM184 165H185V167H184ZM198 165V166H197ZM208 167H207V166ZM215 165V166H214ZM222 165V167H220ZM28 166V167H27ZM31 166V167H30ZM44 166V167H43ZM48 167V168H46V167ZM51 166V167H50ZM65 166V167H64ZM148 167V168H146V167ZM162 166H164V165H162ZM175 168V170L173 169V167ZM201 166V167H200ZM211 166V167H210ZM234 166L233 167H231L232 168V171H233V168H234ZM253 166H254V168H253ZM6 167V168H5ZM63 167H64V169H63ZM70 167V168H69ZM136 167V169L138 170V173H137V175H139V173L142 171L143 173H140V175L141 174H144L143 176H145V177H143L142 176V179H140V180H142L143 182L145 181V183L148 185V186H146L145 187V185L144 184H142V185H144V186H142L141 185V183L140 184H138V182H140V180H139V178H138V180H137V178H135L134 176H136L137 177V175H135L133 172L134 171H132V170H135L134 168ZM172 168V169H170V168ZM191 167V168H190ZM195 167V168H194ZM206 167V168H205ZM210 167V168H209ZM214 167V168H213ZM223 167H224V170H225V168H226V170H227V174H226V171H225V174H226V176L230 173H233L232 175H231V177H229L228 178V176H227V178H224V175L225 174H222V173H224V172H221L222 170H223ZM250 167V168H249ZM34 168V169H33ZM58 168V169H57ZM69 168V169H68ZM106 168H108V169H106ZM143 168H145V169H143ZM152 168V170H150ZM190 168V169H189ZM213 168V169H212ZM218 168V169H217ZM243 168V169H242ZM45 169V170H44ZM49 169V170H48ZM50 169H52V170H50ZM68 169V170H67ZM105 169V170H104ZM132 169V170H131ZM179 169H181L180 171H179ZM195 169H198V170H195ZM215 169V170H214ZM241 169V170H240ZM253 169L256 171H260V174L259 175H261V178H257V177H259V176H255L254 177V179H253V177L251 176V175H249V174H251L250 172L252 171V172H254L253 171ZM34 170V171H33ZM43 172H41V171ZM56 170V171H55ZM61 171V173H59L60 171ZM64 170H66V171H64ZM108 170V171H107ZM157 170V169H156ZM172 170V171H171ZM188 170V171H187ZM203 170H204V172H203ZM206 170V171H205ZM210 170V171H209ZM219 170V171H218ZM223 170V171H224ZM235 170L237 171V167L235 168ZM27 171V172H26ZM36 171H37V173H36ZM52 171V172H51ZM136 171V170H135ZM145 171V172H144ZM147 171V172H146ZM194 171V172H193ZM213 171V172H212ZM25 174H24V173ZM29 172H31L32 174H30ZM55 172V173H54ZM56 172H58V173H56ZM65 172V173H64ZM131 172V173H130ZM149 172V173H148ZM150 172L152 173L151 175H150ZM174 172V173H173ZM211 172H212V175H211ZM39 173H41L40 175H39ZM53 173V174H52ZM124 173V174H123ZM133 173V174H132ZM171 173V174H170ZM178 173V174H177ZM192 173V174H191ZM202 173H203V175H202ZM206 173H210V176H209V174H206ZM213 173H215V175L213 174ZM243 173V174H242ZM246 173H247V175H246ZM24 174V175H23ZM33 174H35L36 176L34 177V175ZM46 174V175H45ZM57 174H59V175H57ZM67 174V175H66ZM106 174V175H105ZM122 174H123V176H125V177H123L122 176ZM127 174V175H126ZM163 174V175H162ZM201 176H200V175ZM204 174H206V175H204ZM220 174H221V176H220ZM229 174V175H230ZM236 174V175H235ZM28 175H29V177H28ZM31 175H33V176H31ZM38 175V176H37ZM57 175V176H56ZM72 178H70L69 176ZM121 175V176H120ZM139 175V176H140ZM147 175H150V176H148L147 177ZM167 175V176H166ZM173 175V176H172ZM175 175V176H174ZM188 175H189V177H188ZM191 175V176H190ZM195 175V176H194ZM197 175V176H196ZM234 175V176H233ZM237 175H239V177L237 178ZM253 175V174H252ZM258 175V174H257ZM26 176V177H25ZM52 176V177H51ZM62 176V177H61ZM120 176V177H119ZM133 176V177H132ZM153 176V177H152ZM164 176V177H163ZM171 176V177H170ZM205 176V177H204ZM213 176L215 177V176H217V177H215V179L217 178L218 179V176H220V179H218V181H217V179H216V181L219 183V185H220V189H221V187L223 186V185H225L226 187H227V189L226 190H228L229 188L228 187H230V189L228 190V195H227V193L225 192L226 190H225V186H223V187H225V188H223L224 190V192L226 193V197L224 198V196L223 195H225V193L221 190V191H219L217 188H215L216 190H212V188L213 187H217V182H216V185L215 186H213L214 184H215V182H213V181H215V180H213L214 178H213ZM243 176V177H242ZM249 176H250V178H249ZM23 177V178H22ZM49 177H50V179H49ZM58 177V178H57ZM66 177H67V179H66ZM104 177V178H103ZM123 177V178H122ZM141 177V176H140ZM147 177V178H146ZM151 177H152V179H151ZM158 177V178H157ZM177 177H180L179 179L180 180H178V178ZM192 177V178H191ZM195 177V178H194ZM222 177V178H221ZM235 177V178H234ZM242 177V178H241ZM35 178V179H34ZM36 178H39V179H37L36 180ZM69 178V179H68ZM125 178V179H124ZM127 178H128V180H127ZM133 178V179H132ZM154 178V179H153ZM165 178H166V180H165ZM168 178V179H167ZM173 178V179H172ZM174 178H177V180H175ZM197 178V179H196ZM199 178V179H198ZM204 178V179H203ZM206 178V179H205ZM231 178V179H230ZM235 180H234V179ZM244 178V179H243ZM24 181H23V180ZM33 179V180H32ZM54 179V180H53ZM104 179V180H103ZM134 179H135V182H136V180L138 181V182H133L134 181ZM145 179V180H144ZM156 179H158V180H156ZM163 179V180H162ZM190 179H191V181H190ZM194 179V180H193ZM197 181H196V180ZM201 179V180H200ZM222 179V180H221ZM225 181H224V180ZM236 179H237V181H236ZM258 179L260 180L261 179V181H263V182H259L258 181ZM18 180H20V181H18ZM29 180V181H28ZM65 180H66V182H65ZM121 180H123V181H121ZM133 180V181H132ZM149 180V181H148ZM156 180V181H155ZM164 180H165V182H164ZM167 180L169 181V183L167 182ZM171 180V181H170ZM173 180L175 181V182H173ZM183 180H185L186 181V183H185V181H183ZM193 180V181H192ZM209 182H208V181ZM211 180V181H210ZM213 180V181H212ZM220 180V181H219ZM242 180V181H241ZM254 180V181H253ZM27 181V182H26ZM38 181V182H37ZM41 181V182H40ZM43 181V182H42ZM46 181V182H45ZM60 181H62V182H60ZM64 181V182H63ZM71 181V182H70ZM121 181V182H120ZM141 181V182H142ZM152 181V182H151ZM176 181H178V182H180L181 181V184L178 186V183L176 184ZM189 181V182H188ZM206 181V182H205ZM222 181V182H221ZM244 181V182H243ZM252 182V184L254 185L257 181L260 183V184H258V183H256L254 186H256L257 184V187H249L250 185H252L251 184V182ZM17 182H19V183H17ZM22 182V183H21ZM23 182H24V184H23ZM69 182V183H68ZM87 182V183H86ZM123 182H124V184L125 183H127V184H123ZM130 182H132V183H130ZM142 182V183H143ZM199 182V183H198ZM203 182H205V184L203 183ZM211 182H213V184L211 183ZM235 182H236V184H235ZM247 182H249V183H247ZM255 182V183H254ZM35 183V184H34ZM39 183V184H38ZM43 183V184H42ZM62 183V184H61ZM65 183V184H64ZM67 183H68V185H67ZM119 183H121V185L119 184ZM134 183V184H133ZM150 183H152V184H154L155 185V187H157V188H153V186L154 185H150V186H152V188L154 189H150L151 187L149 186V184ZM157 183V184H156ZM174 183H175V185H174ZM192 183V184H191ZM212 184V186L213 187H209V184ZM235 185H234V184ZM239 183V184H238ZM247 183V184H246ZM263 183V184H262ZM22 184V185H21ZM70 184V185H69ZM119 184V185H118ZM138 184V186L140 185V186H142V187H145V189L143 188V190H145L146 191V193H144V194H147V195H144L143 193H141V194H143L142 195V198H144V200H143V203H144V201L146 202V206H149V207H146V208H149V209H144V207H145V203H144V207H143V211H144V213H143V215H145V213H146V217L144 216L143 218H142V213H141V216L139 217V218H142V219H139V218H137L138 220H141L142 221V223H143V221H144V223L146 224H144L145 226H148V227H146L148 230L145 232L144 230H145V226H143L142 227V225L143 224H141V223H137L136 222V220L134 221L133 220V216H136L137 217V215L139 214V212L138 211H136V209H135V211L136 212H134V205H135V207L137 206V207H140V205L141 206H143V203H142V198H140L139 197V195H138V193L139 192H143V190H139L138 191V189L137 188H139V189H141L142 187H138V186H136ZM186 184V185H185ZM197 184V185H196ZM201 184V185H200ZM211 184H210V186H211ZM229 184V185H228ZM249 184V185H248ZM18 185V186H17ZM27 185H29V186H27ZM30 185H32V186H30ZM89 185H90V187H91V189L92 190H96L95 192H93L91 189H90V187H89ZM93 185V186H92ZM133 185H135L134 187H133ZM161 188H159L158 186ZM164 185H166V187H164ZM200 185V186H199ZM205 185V186H204ZM239 185V186H238ZM245 185H247L249 188L248 189H246V187L247 186H245ZM33 186H34V188H33ZM36 186V187H35ZM66 186V187H65ZM114 186H115V188H114ZM125 186V187H124ZM129 186H132V187H129ZM181 186H182V188L183 189H181ZM234 186V187H233ZM19 187V188H18ZM83 187H85V188H83ZM88 187V188H87ZM135 187H137V188H135ZM167 187H169V188H167ZM171 187V188H170ZM173 187V188H172ZM175 187H179V188H175ZM188 187V188H187ZM192 187V188H191ZM200 187V188H199ZM207 187V188H209V189H205V188ZM240 187H241V189H240ZM244 187V188H243ZM261 187V186H260ZM259 187V188H260ZM264 187V186H263ZM12 188H13V190H12ZM127 189V190H123V191H121V189ZM132 189V188H134L135 190L137 189V191L138 192H136L135 191V193H137V195H138V197L140 198V201L139 200H137L138 198L137 197H135V198H137V199H135L134 198V195L133 194H135L132 190H130V189ZM164 188H165V190H164ZM238 188V189H237ZM256 190H258V191H255L254 192V190L255 189ZM19 189H20V191H19ZM34 189V190H33ZM89 189V190H88ZM111 189V190H110ZM113 189H114V191H113ZM149 189V190H148ZM157 189V190H156ZM175 189V190H174ZM176 189H177V191L179 190V192H177L178 194L177 195H180L179 197L180 198H182L179 202H180V205L178 204V202H177V198H179V197H174L173 195V193L174 192H176ZM203 189V190H202ZM212 190L211 191V193H214L213 191H216L215 192V195H213L212 194V196H210V194L211 193H209V192H207V193H209V198H212L213 196V198L214 199H216L217 201H219L220 200V198L223 196V198H221V200L223 199H225L224 200V202L223 201H221L220 200V202H221V204H222V202H223V204L226 206V207H222L223 208V210L224 211H226V212H224L225 213V215H223V210L222 209H219V208H217L216 206L219 204L220 206H221V204H220V202H215V200L213 201V199H209V201H213L214 203H216L215 205H213L214 203L212 202H208V196H205L207 193H206V191L205 190ZM214 189V188H213ZM254 189V190H253ZM264 189V188H263ZM87 190V191H86ZM110 190V191H109ZM153 191V192H151V191ZM155 190H156V192L158 193H156L155 192ZM160 190H163V191H160ZM170 190V191H169ZM189 190V191H188ZM194 190L198 193V195H200V192L202 191V193H203V191H205V195H202V193H201V195L202 196H204L203 198H204V200H206L205 199V197H207V202H208V204L206 203V201H203L205 204H202L203 202H200L199 200L200 199H202V198H200L201 196H199V199H197V201L199 202V203H201L203 206H205V205H207V206H205L204 207V209H202L203 208V206L202 207H200V209H202L203 211L205 210V208H206V210H207V208H209L210 206H211V208L213 209V210H215L216 211V209L218 210V211H220V214L218 213V211H213L212 210V213H214L215 212V214L214 215H216L215 217L217 218V215H218V218L216 219V221L218 222L219 220V218L223 215V217H221L222 219H224L223 220V222L225 223L226 222V218L228 217V218H230V219H232V217H235L237 220H235V218L234 219H232L231 220V224H229V222L230 221H228V219H227V222L224 224L223 222H222V220H220L219 221V225H216L215 227L217 228H215L214 227V230L213 231H211L212 229H210L211 227L213 228V225H212V223L214 222L213 220L215 219V217H213L214 219H212V220H209L212 216H214L212 213V216H210V214H209V212L211 211V208L208 210V213L207 212H205V213H207V214H209V217H207V220H209V222L210 221H213V222H211V223H209V222H207V224L209 223V224H211L210 226V228L208 229L207 227L209 226V224H208V226H206L205 225V222H206V215L204 216V218H205V222H204V229H203V225H201V221H204V219H203V211H200L201 212V214H202V216H200V217H202V219L203 220H199L200 221V224H199V222L197 221L196 222V219H198L197 217L200 215L199 214V210H198V208H199V206H201V204L199 205V204H196V203H198L197 201H195L196 200V198H197V196H196V192H194ZM201 190V191H200ZM244 190H246V191H244ZM3 191V192H2ZM14 191V192H13ZM91 191V192H90ZM125 191H126V193H125ZM173 193H172V192ZM200 191V192H199ZM248 191V192H247ZM253 191V192H252ZM15 192H16V195L18 196H15ZM21 192V193H20ZM29 192V193H28ZM32 192V193H31ZM63 192V193H62ZM111 192H112V194H111ZM118 194H116V193ZM123 192V194H121ZM161 192V193H160ZM167 192V193H166ZM183 194H182V193ZM190 194H189V193ZM217 192H219V193H217ZM223 193L222 194V196L220 197V195H221V193ZM240 192V193H239ZM244 194H243V193ZM252 192L253 194L250 196L249 194ZM264 191H262V194H264L263 193ZM7 193V194H6ZM11 193V194H10ZM13 193V194H12ZM24 193V194H23ZM37 193V194H36ZM57 193V194H56ZM61 193V194H60ZM89 193V194H88ZM108 193V194H107ZM150 193H151V195H150ZM154 195H153V194ZM155 193H156V195H155ZM163 193V194H162ZM166 195H165V194ZM194 193V194H193ZM242 193V194H241ZM249 193V194H248ZM5 194V195H4ZM29 194L31 195L32 194V196H29ZM34 194H35V196H34ZM45 194H46V196H45ZM64 194H65V196H64ZM93 194V195H92ZM106 194V195H105ZM116 194V195H115ZM124 194H126V195H124ZM129 194V195H128ZM160 194H161V196H160ZM216 194H217V197H215L216 196ZM218 194H220L219 196H218ZM257 194V193H256ZM260 194V193H259ZM262 194L260 195V196H262ZM10 195H11V197H10ZM12 195H13V198H12ZM21 195V196H20ZM26 195H28V196H26ZM40 195V196H39ZM42 195V196H41ZM51 197H50V196ZM57 195V196H56ZM86 195V196H85ZM149 195V196H148ZM158 195V196H157ZM175 195H176V193H175ZM183 195V196H182ZM191 195H193V196H195L196 198H193V196H191ZM208 195V194H207ZM249 195V197H247ZM39 196V197H38ZM54 196H56V197H54ZM62 196H64V198L62 197ZM88 196H90V198L88 197ZM93 196H94V198H93ZM124 196V197H123ZM126 196V197H125ZM135 196H136V194H135ZM155 196V197H154ZM164 196V197H163ZM168 196V197H167ZM170 196L172 197H174V198H176L174 201V203H173V200H171V198H170ZM236 196V197H235ZM264 196V195H263ZM28 197H30V198H28ZM43 197V198H42ZM53 197V198H52ZM152 197V198H151ZM163 198V199H161V198ZM185 197V198H184ZM186 197L188 198V199H190V198H192V199H190L189 200V203L187 204V202H188V199H187V201H186ZM219 197V198H218ZM245 199H244V198ZM259 197V195L257 196V198ZM2 198V199H1ZM3 198H5L4 200H3ZM11 198V199H10ZM16 198H18V199H16ZM50 198H52L51 200H50ZM58 198V199H57ZM115 198H118V199H115ZM121 198H125L124 200H121ZM146 198V199H145ZM150 198V199H149ZM155 198H158V202L156 201V199ZM167 198V199H166ZM168 198H170V201L171 202H169V205H167V201H169L168 200ZM173 198V199H174ZM179 198V199H180ZM233 198H235L234 200H233ZM237 198V199H236ZM243 198V199H242ZM253 199H254V197H252ZM256 198V197H255ZM261 198L262 197H259L258 199H255L256 201H254L253 203H255L256 204V207H254L255 206V204H252L251 205V208H252V206H253V208H256V212L255 211H253V214L254 213H256V215H254V216H252L253 214H249L250 212H248V215H250V217H253L252 219H250L249 218V221L250 222H248L249 223V225H247V224H245V226L246 227H248V234L249 235H247V233H245V235H243L244 233H241L242 234V236H241V234L239 233V236H241V237H243V236H246L247 238H248V241H247V243L246 242H244V241H246V239H243L242 240V238L241 237H239L240 239H241V241H243V243H239V242H241V241H239L238 240V245H240V244H242V245H240V246H238L237 247V249L239 250L241 247H243L244 246V248H245V246L246 245H243V244H249V246L247 247L248 249L246 250V249H244L243 248V250L244 251H242L241 250V252H239V254L241 255V258H242V255H243V258H245V259H242V261L241 260H238L237 259V257L238 258H240V256H238L239 254H237L236 253V251H238L237 249H236V251L233 253V255H236V256H234V258L236 259V260H238L237 261V263L238 264H264V254H263V252H264V225H263V223H264V198H262L263 200H261ZM7 199H9V201L7 200ZM14 199L16 200V201H14ZM22 199V200H21ZM25 201H24V200ZM30 199H33V200H30ZM39 199V200H38ZM42 199V200H41ZM49 199V200H48ZM111 199V201L109 202V200ZM135 199V200H134ZM152 199V200H151ZM161 199V200H160ZM227 199V200H226ZM242 200L241 202H240V205L238 204L239 202V200ZM19 200V201H18ZM21 200V201H20ZM29 202H28V201ZM35 200H36V203H35ZM38 200V201H37ZM83 200V201H82ZM85 200V201H84ZM88 200V201H87ZM91 200V201H90ZM93 200V201H92ZM108 201L109 203H105V201ZM119 200H121L119 203H123V201H124V204H125V206L128 208V209H126V207H124V206H122V207H124L126 210V212L124 211V210H120L121 211V216L122 217H120V215H119V208H117L118 207V201ZM149 200H151L150 202H149ZM259 200V201H258ZM2 201V202H1ZM47 201V202H46ZM54 201H56V202H54ZM81 201H82V203H81ZM106 201V202H107ZM126 201V202H125ZM134 201V202H133ZM136 201H139V203L138 204H140V202H141V204L140 205H136L135 203H137ZM236 201L238 202L237 204H236ZM250 201H251V199H250ZM8 202V203H7ZM11 202V203H10ZM19 202H22V204L21 203H19ZM39 202V203H38ZM43 202V203H42ZM50 202H52V203H50ZM74 202V203H73ZM78 202H80L81 204L79 205V203ZM87 202L89 203V204H87ZM133 202V203H132ZM166 204H165V203ZM231 202H233V207L234 208H232V206H230V205H232L231 204ZM244 202V203H243ZM3 203H4V206H3ZM14 203V204H13ZM110 203H112V204H110ZM115 203H117V204H115ZM147 203H149V205L147 204ZM157 203V204H156ZM159 203H161L160 205H159ZM164 203V204H163ZM194 203L197 205V206H194ZM212 204V205H210V204ZM228 203V204H227ZM241 203H243V204H245L244 206H243V204L241 205ZM11 204V205H10ZM30 204V205H29ZM37 204H39V205H37ZM41 204H43V206L41 205ZM46 204V205H45ZM82 204H85V205H82ZM86 204H87V206H86ZM91 204V205H90ZM104 204L106 205V206H104ZM110 204V205H109ZM121 204H120V206H121ZM123 204V205H124ZM155 204V205H154ZM7 205V206H6ZM27 205V206H26ZM34 205V206H33ZM41 205V206H40ZM71 205H73L72 207H71ZM75 205V206H74ZM111 205H112V207H111ZM115 207H114V206ZM158 205H159V207H158ZM164 205H166V207L164 206ZM178 205V206H177ZM224 205H222V206H224ZM235 205H238L239 207H237V209H240L241 208V210H237V209H235L236 207H235ZM263 205V206H262ZM102 208H104V207H106V208H104V209H101V207ZM155 206V207H154ZM162 208H161V207ZM214 206V207H213ZM227 206H228V210H227ZM242 206V207H241ZM247 206V207H246ZM4 207V208H3ZM20 207V208H19ZM29 207V208H28ZM31 207V208H30ZM34 207V208H33ZM44 207V208H43ZM80 207V208H79ZM92 207H93V209H92ZM122 207H121V209H122ZM198 207V208H197ZM215 207H216V209H215ZM246 207V208H245ZM2 208V209H1ZM9 208V209H8ZM13 208V209H12ZM33 208V209H32ZM35 208H37V209H35ZM87 208V209H86ZM89 208H91V209H89ZM100 208V210H99V212H98V210L97 209H99ZM110 209V210H108L107 211V209ZM114 208V209H113ZM123 208V209H124ZM141 208V207H140ZM165 208V209H164ZM175 208V207H174ZM176 208H175V210H176ZM189 208V207H188ZM191 208H189V209H191ZM229 208L230 209H232V211L231 212H233L234 211V213H233V215H232V213L230 214V211H229ZM253 208H252V210H253ZM9 210V211H7V210ZM12 209V210H11ZM43 209V210H42ZM71 209V210H70ZM138 209V208H137ZM155 209V210H154ZM198 210V212H197V210ZM243 209V210H242ZM3 210H5L4 211V213H3ZM22 210V211H21ZM24 210L26 211V213L24 212ZM31 210V211H30ZM73 210V211H72ZM83 210V211H82ZM88 210H91L90 212L88 211ZM97 210V211H96ZM105 210V212H103ZM129 210V211H128ZM139 210V209H138ZM142 210H141V212H142ZM153 210V211H152ZM162 210V212H160ZM174 212H175V210L174 209H172ZM171 210V211H172ZM205 210V211H206ZM222 210V211H221ZM255 210V209H254ZM263 210V211H262ZM35 211V212H34ZM40 211V212H39ZM117 211V212H116ZM122 211H124V212H122ZM157 211V212H158ZM167 211H165V212H167ZM170 211V212H171ZM172 211V212H173ZM184 211V212H183ZM236 211H238V213L236 212ZM7 212V213H6ZM27 212H28V214H27ZM92 212V213H91ZM94 212H96L95 213V216H94ZM103 212V213H102ZM137 213V215H134V214H131V213ZM176 212H177V210H176ZM176 212L174 213V214H176ZM185 212H186V214H185ZM229 212V213H228ZM262 212V213H261ZM13 215H11V214ZM33 213V214H32ZM38 213V214H37ZM40 213V214H39ZM69 213H71V214H69ZM73 213V214H72ZM76 213V214H75ZM85 213V214H84ZM88 213V214H87ZM110 213V214H109ZM112 213V214H111ZM116 213V214H115ZM122 213H123V215H122ZM181 213V214H180ZM218 213V214H217ZM235 213H237V214H239V215H237V216H235ZM241 213V214H240ZM258 213V214H257ZM261 215H260V214ZM10 217H8L7 215ZM102 214H104V215H102ZM107 214V215H106ZM118 214V215H117ZM125 214V215H124ZM128 214H129V216H130V219H129V216H128ZM131 214V215H130ZM178 214H176V215H178ZM229 214V215H228ZM242 214H246V216H244V215H242ZM263 214V215H262ZM15 215V216H14ZM22 215V216H21ZM36 215V216H35ZM40 215V216H39ZM69 217H68V216ZM78 215V216H77ZM81 215H83V216H81ZM140 215V214H139ZM138 215V216H139ZM152 215V216H153ZM156 215V216H157ZM158 215V216H159ZM188 215V216H189ZM231 215V216H230ZM5 216V217H4ZM12 216V217H11ZM102 216V217H101ZM110 216H112V217H110ZM114 216V217H113ZM118 218H117V217ZM126 216V217H125ZM240 216H242V217H240ZM3 217V218H2ZM19 217V218H18ZM28 217V218H27ZM73 217V218H72ZM91 217H93L92 219H91ZM123 217H125V218H123ZM149 217V219H150V217H151V215H149L148 216ZM184 217H185V219H184ZM199 217V218H200ZM225 217V218H224ZM238 217H240L241 219L239 220V218ZM244 217H246V221H243L242 222V220H244L245 218ZM7 219L8 218V220H5V219ZM66 218V219H65ZM75 218V219H74ZM78 218V219H77ZM176 218H177V221L176 222H178V220L180 221V222H178V223H184L185 225V228H183L186 232H187V235H185L186 233H184L180 228L179 229H177V230H180L182 233H179L178 231L176 232L177 234L179 233L180 234V236H179V234L177 235L176 233H174V235H173V232L174 231H176V229H174V231H170V228L171 229H173L172 227V223H170V225H168V226H166L168 223H169V221H173L174 219L176 220ZM189 218H190V216H189ZM209 218V219H208ZM261 218V219H260ZM11 219H12V221H11ZM13 219H16V220H13ZM26 219H27V221H26ZM70 219V220H69ZM85 219V220H84ZM88 219H90V220H88ZM94 219H96V220H94ZM102 219V220H101ZM104 219V220H103ZM107 219V220H106ZM109 219V220H108ZM152 219V218H151ZM151 219H150V221H149V224L151 225ZM160 219H163L162 221L160 220ZM171 219V220H170ZM260 219V220H259ZM263 219V220H262ZM22 220V221H21ZM66 220V221H65ZM72 220V221H71ZM75 220V221H74ZM81 220V221H80ZM100 220V221H99ZM125 221V223H124V221ZM155 220H156V222H155ZM158 220H160L162 223H164V225L162 224V225H157L156 226V224L158 223L157 221ZM164 220H166V221H164ZM175 220H174V223H173V225L174 224H176L175 223ZM189 220V219H188ZM235 220V221H234ZM239 220V221H238ZM4 221L5 222H7V223H4ZM19 221V222H18ZM21 221V222H20ZM69 221V222H68ZM78 221V222H77ZM83 221V222H82ZM87 221H89V222H87ZM94 221V222H93ZM96 221V222H95ZM110 221V222H109ZM114 221V222H113ZM115 221H116V223L117 224H115ZM238 222V224H237V222ZM259 221H261V222H259ZM72 222V223H71ZM86 224H85V223ZM94 223L93 225H92V223ZM112 222V223H111ZM121 222V223H120ZM134 222L136 223V224H141L140 226L139 225H137V226H139V228L140 227H142L141 229H144L143 231L142 230H140L141 231V233L138 235V234H136V233H139V232H137L136 230V233H135V231H133L137 226L134 224ZM217 222H215V223H217ZM234 222V223H233ZM236 222V223H235ZM255 222V223H254ZM259 222V223H258ZM17 223H20V224H17ZM26 223V224H25ZM63 223H64V225H63ZM87 223H89L92 227H93V229L95 230V232H94V235H96V236H94V238H93V236L92 235H90V234H88V233H90V232H88V227L90 226L89 224H87ZM100 223V224H99ZM106 223V224H105ZM160 223V222H159ZM165 223H167V224H165ZM177 223V224H178ZM197 223H198V226H197ZM252 223H253V225H252ZM262 225H261V224ZM2 224V225H1ZM13 224V225H12ZM71 224V225H70ZM83 224H84V226H83ZM95 224H98V225H95ZM104 225L105 224V226H102V225ZM116 226H115V225ZM121 224H125V227L123 226L122 228H120L122 225ZM132 224V225H131ZM223 224L226 226V228H225V226L222 228V226H223ZM228 225V227H230V231L231 232H229V230L227 229V225ZM233 224H235L234 226H233ZM5 225V226H4ZM23 225V226H22ZM25 225H27V226H25ZM63 225V226H62ZM73 225H76V226H73ZM80 225V226H79ZM82 225V226H81ZM87 225V226H86ZM107 225H109V226H107ZM118 225V226H117ZM132 227H131V226ZM199 225L201 226V228L199 227ZM215 225V224H214ZM237 225H239L238 227H237ZM261 225V226H260ZM2 226H3V228H2ZM20 226V227H19ZM31 228H30V227ZM86 226V227H85ZM91 226H90V228H91ZM100 226V227H99ZM111 226V227H110ZM178 226H183L182 224L181 225H177V228H178ZM192 226H194V227H192ZM233 226V230L231 229V227ZM249 226H250V228H249ZM260 226V227H259ZM11 227V228H10ZM15 227V228H14ZM29 229H28V228ZM75 227V228H74ZM81 227V228H80ZM83 227V228H82ZM109 229H107V228ZM130 227V228H129ZM189 227H187V230H188V228ZM205 227H206V229H208V230H210V232L212 233V234H208L210 237H211V239H209L210 237H208V240H206L207 239V237L206 236H208V235H205V233L207 234V233H209L208 232V230L206 231L205 230ZM221 228V230L223 231V230H226V231H223V232H226V234L227 233H230V234H228L229 235V237H228V235H226L225 233L223 234L222 233V231H220V229L219 228ZM246 227H243V228H245L244 229V232L247 230V228ZM251 227H253V228H251ZM255 227V228H254ZM9 228V229H8ZM22 228H24V229H22ZM72 230H71V229ZM89 228V229H90ZM100 228H102V229H100ZM174 228H176V225H174ZM191 228L193 229V230H191ZM200 228V229H199ZM225 228V229H224ZM3 229H4V231H3ZM13 229V230H12ZM22 229V230H21ZM32 229V230H31ZM34 229V230H33ZM35 229H36V231H35ZM76 229V230H75ZM98 229V230H97ZM106 231H105V230ZM114 229V230H113ZM131 229V230H130ZM150 229V230H151ZM161 229V228H160ZM201 229H202V231L204 230V231H206L205 233H204V231L202 232V233H204V234H202L201 233ZM236 229V230H235ZM260 229V230H259ZM8 230V231H7ZM86 230H87V232H86ZM90 230H92V228L90 229ZM94 230H92V231H94ZM97 230V231H96ZM100 230V231H99ZM104 232H103V231ZM118 230V231H117ZM138 230V229H137ZM138 230V231H139ZM200 230V231H199ZM237 230H238V232H237ZM261 230H262V232H261ZM11 231V232H10ZM21 231H23V232H21ZM34 231V232H33ZM70 231V232H69ZM74 231H75V233H74ZM109 231V232H108ZM152 232L154 231V230H151ZM218 231H220L222 234H223V236L221 235V233L220 234H218L219 232ZM228 231V232H227ZM233 231V232H232ZM2 232V233H1ZM8 232V233H7ZM9 232H10V234H9ZM25 232V233H24ZM27 232H28V234H27ZM32 232V233H31ZM68 232V233H67ZM105 232H106V234L107 235H105ZM145 232V233H144ZM155 232V231H154ZM217 232V233H216ZM237 232V233H236ZM241 232V231H240ZM251 232H253V233H251ZM5 233V234H4ZM31 233V234H30ZM114 233V234H113ZM156 234H157V232H155ZM154 233V234H155ZM189 233V234H188ZM236 233V234H235ZM69 234V235H68ZM80 234V235H79ZM82 234V235H81ZM84 234V235H83ZM90 235V238H89V236H88V239L90 240V239H92L93 238V240H95V241H91V243L89 244V242H88V239H86L87 240V242H86V240H85V237H86V235ZM91 234H93L92 232H91ZM113 234V235H112ZM118 234V233H117ZM121 234V233H120ZM117 235L118 237H119V239H118V237H117V243L119 244V246L118 247H120L119 249H121L122 248V252H121V250H119L120 252H117L118 250H116L115 248H114V246L115 247H117V245H115L116 244V241H114V238L115 237H113V242H114V246H112L113 248H114V253H119V254H121V253H123V254H121V256L123 257V259H121V257H120V259H119V257H118V254L116 253V255L115 256H113V253L112 254H109V253H107L106 251H108L107 250V247L109 246V247H111V243L110 242H112L111 240L108 242L107 240V243H110L107 247H106V249L105 250H103L102 252H103V254H102V252H101V250L100 249H98V251H97V247L99 248V246L102 244L101 242H99V244L100 245H98L97 247L94 245V244H97V243H94V244H92L91 246L92 247H94L95 246V250L94 249H92V250H94L95 251V253L96 252H98V256L100 257V255L103 257V259L105 260L104 261V264H107L108 262V264H110L111 263V261L114 263V261H117V259L116 258H118V260L120 261V260H124V263L126 262V260H125V258H131L132 256H129V254L130 253H128V252H130L129 250H123V247H124V249H128V248H126V246H124L125 244H124V242H122V241H125V243H127V242H129V241H126L124 238H122L123 236H124V234L121 236V235ZM148 234H149V236H148ZM153 234V235H154ZM159 234V233H158ZM185 236H184V235ZM201 234V235H200ZM217 234H218V236H217ZM252 234V235H251ZM262 234V235H261ZM15 235V236H14ZM24 235V236H23ZM28 235H30L29 236V238H27L28 237ZM73 235V236H72ZM104 235V236H103ZM152 235V236H153ZM163 235V236H164ZM178 236V237H176L175 238V236ZM181 235H183V237L181 236ZM203 235V236H202ZM204 235H205V237H204ZM219 235H221L220 237H219ZM231 235H232V237H231ZM233 235H235V237H233ZM260 235V236H259ZM1 236H3V237H1ZM13 237V239H11L12 237ZM35 236V237H34ZM68 236V237H67ZM70 236V237H69ZM72 236V237H71ZM99 236V237H98ZM136 236V237H135ZM141 236V237H140ZM158 236V237H157ZM164 236V237H165ZM172 236H174V237H172ZM212 236H213V238H212ZM215 236V237H214ZM216 236L218 237L217 239H218V241H214L215 239L214 238H216ZM250 238H249V237ZM262 236V237H261ZM9 237V238H8ZM19 237V238H18ZM31 237H32V239H31ZM92 237V238H91ZM101 237V238H100ZM144 237V236H143ZM154 237H156L155 239H156V241H155V239L154 238H152V239H154V241L152 240V239H148V242H150V241H153L154 242V244L153 245H157L158 244V241H157V238H160L159 237V235H154ZM180 237H182L181 238V242L183 243V242H185L183 245H187V247H189V248H187V247H185V250H184V247H181L182 246V244L180 243V241L178 240V239H180ZM202 237H204L203 239H202ZM225 237V238H224ZM1 238H3V240H5L4 242H2V239ZM16 238V239H15ZM23 238H25V239H23ZM96 238V239H95ZM161 238H163V237H161ZM178 238V239H177ZM221 240H220V239ZM228 238V239H227ZM236 239V240H233V239ZM244 238V237H243ZM255 238V239H254ZM259 238H262V239H259ZM14 239H15V241H14ZM27 239V240H26ZM82 239H84L83 241H82ZM103 239V241H105ZM116 239V238H115ZM124 239V240H123ZM134 241H133V240ZM144 239H146V238H143V240ZM165 239V238H164ZM179 241V243L181 244H178L179 246V248L177 247V243H178V241ZM185 239V238H184ZM216 239V240H217ZM251 239V240H250ZM259 239V240H258ZM12 240V241H11ZM31 240V241H30ZM75 240V241H74ZM119 240V241H118ZM160 240V239H159ZM169 240V241H168ZM203 240V241H202ZM220 240V241H219ZM228 240H230V241H232V242H235V243H233V244H230V243H228ZM11 241V242H10ZM14 241V242H13ZM21 241V242H20ZM28 241V242H27ZM30 241V242H29ZM101 241V240H100ZM102 241V242H103ZM177 241V242H176ZM225 241V242H224ZM8 242V243H7ZM17 242H18V244H17ZM26 242V243H25ZM70 242H72V243H70ZM85 242L86 243H88L87 245L88 246H86V247H89V249L88 248H85L84 247V244H85ZM112 242V243H113ZM121 242H122V244H123V247H121ZM148 244V242L146 241V240H144V242H143V245L145 244L146 245V243ZM153 242H150L151 243V245H152V243ZM160 242V241H159ZM169 242V243H168ZM218 242V243H217ZM251 242V243H250ZM2 243V244H1ZM9 243H11V244H9ZM14 243H15V245H14ZM20 243H22V244H20ZM76 243V244H75ZM82 243V244H81ZM135 243H137V244H135ZM150 243L147 245V247H145V245L143 246V249L144 248H147V249H150V247H151V245H150ZM167 243H168V245H167ZM170 243H171V246H170ZM208 243V244H207ZM213 243H217L216 244V246H214V248H212L213 246L212 245H214ZM228 243V244H227ZM4 244V245H3ZM8 246H7V245ZM25 244V245H24ZM30 244V245H29ZM33 244V245H32ZM130 244H132V245H138V244H141V243H138V241L137 242H134V244L133 243H127V246L129 245L130 246ZM164 244H163V247H164ZM225 244V245H224ZM28 245V246H27ZM71 245H74V247L73 246H71ZM78 245V246H77ZM102 245H105V243L104 244H102ZM102 245H101V247H102ZM134 245V246H135ZM160 245H158V247L160 246ZM185 245V246H186ZM192 246L194 245V244H191ZM221 245V246H220ZM224 245V246H223ZM251 245H252V247H251ZM4 246V247H3ZM5 246L7 247V249L5 248ZM21 246H23V247H21ZM24 246H26V247H24ZM35 247V249H34V247ZM83 246V248H81ZM128 246V247H129ZM135 246V247H136ZM141 246H142V244H141ZM191 246V247H192ZM224 248H223V247ZM235 246H236V244H235ZM235 246H233V248H231L230 250H235ZM256 246V247H255ZM10 247V248H9ZM19 247H21V248H19ZM32 247V248H31ZM117 247V248H118ZM131 247V246H130ZM129 247V248H130ZM138 247V246H137ZM140 247V246H139ZM139 247L137 248V249H139ZM153 247V246H152ZM155 247V246H154ZM153 247V248H154ZM157 247V246H156ZM157 247V248H158ZM161 247V246H160ZM159 247V248H160ZM162 247V248H163ZM194 247V246H193ZM260 247V248H259ZM3 248L5 249V250H3ZM13 250H12V249ZM17 248V249H16ZM24 248V249H23ZM73 248H75V249H73ZM77 248H78V252H77ZM85 248V249H84ZM103 248H105V246H103ZM133 248V247H132ZM152 248V249H153ZM180 249V248H183V249H180V250H182L181 251V254L183 253V256L180 254H178L177 256H182V257H184V252L183 251H189V252H192V255H194L195 254V258L193 259V257H192V255H191V253H188V252H185V253H187V254H189V255H191V258L194 260H192L191 261V258H189L188 256H186V257H188L189 259H187V261L186 262H184V263H180V262H182V261H177L176 259H175V257L178 259V257L177 256H175L178 252L177 251H180V250H178V249ZM187 248V249H186ZM209 248V249H208ZM221 248H223V249H221V251H220V249ZM254 248H256L255 250H254ZM32 249H33V251H32ZM89 250V252H87V254L85 253L86 251H88ZM137 249H135V248H133V250L135 251V253L133 254L132 252V254H133V256H135V254L136 255H140L141 253H142V247H141V253L140 254H138V251L140 252V250H137ZM146 249V251H148ZM156 248H154V250H155ZM167 249H164L163 248V251H161V250H159V249H157V250H159V251H157L158 253L161 251V252H167V253H169L168 251H166ZM214 249V250H213ZM217 249V250H216ZM228 249V250H227ZM242 249V248H241ZM26 250V251H25ZM86 250V251H85ZM91 250V251H92ZM113 250V249H112ZM111 249H110V253H111V251H112ZM191 250H194V248H192ZM213 250V251H212ZM216 250V251H215ZM219 250V251H218ZM222 250H223V253H225V252H227L226 254L228 255V257H227V255H226V257H225V254H223L222 253ZM225 250V251H224ZM8 251V252H7ZM17 251V252H16ZM19 251H21V253H19ZM83 251V252H82ZM85 251V252H84ZM94 251H92V254H93V256H94ZM101 252V254H100V252ZM123 251H126V253H125V255H124V252ZM131 251H132V249H131ZM133 251V252H134ZM149 251H151V250H149ZM148 251V252H149ZM156 251V250H155ZM155 251H153V253H155ZM211 251V252H210ZM214 251H215V253H214ZM240 251V250H239ZM257 251V252H256ZM26 252V253H25ZM58 254H57V253ZM137 252V253H136ZM145 252V251H144ZM144 252L142 253L143 255H144ZM147 252V253H148ZM156 252V253H157ZM193 252H195V253H193ZM200 255H198L197 253ZM217 252H219V253H217ZM221 252V253H220ZM244 252V253H243ZM254 252V253H253ZM26 255H25V254ZM79 255H78V254ZM84 253H85V255H84ZM152 253V252H151ZM151 253H148L147 255H149V254H151ZM153 253H152V257L154 256V257H156V256H159L161 253H157V255H153ZM166 253V254H167ZM215 255H213V254ZM13 254V255H12ZM74 254V255H73ZM106 254V255H105ZM108 254H109V256H108ZM126 254L128 255V257L126 256ZM166 254H163V255H165L166 256ZM196 254H197V256H196ZM217 254H218V256H217ZM222 254H223V256H224V258L222 257ZM249 254V255H248ZM253 254V255H252ZM263 254V255H262ZM12 255V256H11ZM20 255V256H19ZM50 255H51V257H50ZM73 255V256H72ZM89 255L90 254H88V257H89ZM96 255H97V253H96ZM96 255H95V257H96ZM110 255H112L113 257H115V259H112V260H110L109 258H110ZM142 255V257H148V256H146V252H145V255L143 256ZM162 254H161V256H163ZM212 255H213V257H212ZM233 255H232V257H233ZM247 257H246V256ZM9 256H10V258H9ZM15 256V257H14ZM56 256V257H55ZM75 256H77V258L75 257ZM78 256H79V258H78ZM84 256H85V258H84ZM92 255H90V257H91ZM97 256V257H98ZM126 256V257H125ZM150 256V255H149ZM207 258H206V257ZM245 256V257H244ZM258 256V257H257ZM56 259H55V258ZM61 257V258H60ZM89 257V258H90ZM95 257H92V261H93V258H95ZM108 257V258H107ZM136 257V256H135ZM135 257H132V258H135ZM139 257H141V255L140 256H138V258L136 259V260H138L139 261ZM151 257V256H150ZM182 257H180V258H182ZM186 257H184V258H186ZM204 257V258H203ZM211 257V258H210ZM217 257V258H216ZM249 257H250V259H249ZM252 257V258H251ZM260 257H262V258H260ZM1 258L3 259V260H1ZM7 258V259H6ZM15 258V259H14ZM25 258V259H24ZM59 258V259H58ZM72 258V259H71ZM76 258V259H75ZM82 258H84L83 260H82ZM149 258V257H148ZM158 258V257H157ZM156 258V262H157V260H161V257H159L158 259ZM184 258H183V260H184ZM221 258V260H222V262H221V260L220 261H218L219 259ZM14 261H13V260ZM80 259V262L78 261ZM110 261H109V260ZM142 258H140V260H141ZM143 259L144 260H146V262L145 261H143ZM141 261H143L144 262V264H146L149 260L151 261L150 262V264L152 263V262H155V260L153 261V260H151V258H149V260L147 259V258H143ZM153 259V258H152ZM155 259V258H154ZM176 260L175 262L176 263H172V262H174L173 260ZM202 259V260H201ZM206 259H208V260H206ZM211 259H213L212 261H211ZM233 259V258H232ZM253 261H255V262H253ZM21 260V261H20ZM45 260L47 261L46 263H45ZM57 260V261H56ZM65 260H67V261H65ZM77 260V261H76ZM90 260H91V258H90ZM90 260L89 261H87L86 260V262L88 263V264H90ZM96 260H97V262H99L100 263V261L102 260V258L99 260L98 258H96ZM96 260H94V263H92V264H96ZM99 260V261H98ZM135 259L134 260H130V262H131V264H134V262L133 261H136ZM148 260V261H147ZM236 260L234 261V263H232L231 262V264H235V262H236ZM245 260H246V262H245ZM247 260H248V262H247ZM259 260H261L260 262H259ZM5 261H6V263H5ZM13 261V262H12ZM53 261V262H52ZM55 261V262H54ZM63 261V262H62ZM82 261H83V263H82ZM103 261V260H102ZM101 261V263L103 264V262ZM119 261H117V262H119ZM137 261V263H139ZM189 261V262H188ZM241 261V262H240ZM263 261V262H262ZM11 262V263H10ZM123 262V261H122ZM122 262H119V264L120 263H122ZM127 262H128V259H127ZM126 262V263H127ZM130 262L129 263H127V264H130ZM143 262H140V264H143ZM160 261H158L157 263H155V264H161V263H159ZM163 262H162V264H163ZM87 263H84V264H87ZM113 263H111V264H113ZM165 263V264H166ZM116 264V263H115ZM123 264V263H122ZM136 264V263H135ZM147 264H149V262L147 263ZM229 264H230V262H229Z\"/></svg>","mask_w":264,"mask_h":264},{"label":"bare ground","instance_id":"obj_2","mask_svg":"<svg viewBox=\"0 0 264 264\" xmlns=\"http://www.w3.org/2000/svg\"><path fill=\"white\" fill-rule=\"evenodd\" d=\"M8 1H12V0H8ZM8 1H7V2H8ZM16 1H17V0H16ZM22 1H24V0H22ZM22 1H21V2H22ZM43 1H44V0H42L41 2H43ZM45 1H47V0H45ZM51 1H53V0H51ZM56 1H58V0H56ZM60 1H61V0H60ZM64 1H65V0H64ZM74 1H75V0H74ZM77 1H78V0H77ZM104 1H105V0H104ZM114 1H115V0H114ZM117 1H119V0H117ZM135 1H137V0H135ZM140 1H141V0H140ZM144 1H145V0H144ZM147 1H148V0H147ZM149 1H150V0H149ZM151 1H152V0H151ZM167 1H168V0H167ZM184 1H185V0H184ZM197 1H198V0H197ZM223 1H224V0H223ZM233 1H234V0H233ZM250 1H252V0H250ZM3 2H4V1H3ZM5 2H6V1H5ZM5 2H4V3H5ZM25 2H26V1H25ZM68 2H69V1H68ZM115 2H116V1H115ZM127 2H128V1H127ZM127 2H126V3H127ZM132 2H133V1H132ZM138 2H139V1H138ZM138 2H137V3H138ZM142 2H143V0H142ZM157 2H159V1H157ZM157 2H156V3H157ZM168 2H169V1H168ZM174 2H175V1H174ZM180 2H181V1H180ZM189 2H190V1H189ZM205 2H207V1H205ZM214 2H216V1H214ZM220 2H221V1H220ZM228 2H229V1H228ZM230 2H232V1L230 0ZM239 2H240V1H239ZM242 2H243V0H242ZM246 2H247V1H246ZM9 3H10V2H9ZM48 3H49V2H48ZM50 3H51V2H50ZM64 3H65V2H64ZM64 3H63V4H64ZM73 3H75V2H73ZM76 3H77V2H76ZM84 3H85V2H84ZM119 3H120V2H119ZM129 3H130V2H129ZM148 3H149V2H148ZM175 3H176V2H175ZM194 3H196V2H194ZM199 3H200V2H199ZM201 3H202V2H201ZM208 3H210V2H208ZM236 3H237V2H236ZM0 4H1V3H0ZM14 4H15V3H14ZM17 4H18V3H17ZM22 4H23V3H22ZM22 4H21V5H22ZM26 4H27V3H26ZM33 4H34V3H33ZM40 4H41V3H40ZM40 4H37V5H40ZM45 4H46V3H45ZM56 4L58 5V3H56ZM110 4H111V3H110ZM121 4H122V3H121ZM163 4H164V3H163ZM169 4H170V3H169ZM191 4H192V3H191ZM224 4H225V3H224ZM234 4H235V3H234ZM23 5H24V4H23ZM61 5H62V4H61ZM61 5H59V6H61ZM68 5H69V4H68ZM70 5H72V3H71ZM77 5H78V4H77ZM118 5H119V4H118ZM125 5H126V4H125ZM131 5H132V4H131ZM134 5H135V4H134ZM137 5H138V4H137ZM142 5H144V4H142ZM152 5H153V4H152ZM152 5H150V6H152ZM158 5H160V4H158ZM185 5H186V4H185ZM209 5H210V4H209ZM209 5H208V6H209ZM214 5H215V4H214ZM228 5H230V4H228ZM228 5H227L226 8H228ZM243 5H244V2H243V4H242V6H243ZM6 6H7V4H6ZM11 6H12V5H11ZM15 6H16V5H15ZM29 6H30V5H29ZM46 6H47V5H46ZM49 6H50V5H49ZM84 6H85V5H84ZM97 6H98V5H97ZM107 6H109V5H107ZM153 6H154V5H153ZM155 6H156V5H155ZM182 6H183V5H182ZM182 6H181V7H182ZM204 6H205V5H204ZM223 6H224V5H223ZM225 6H226V4H225ZM232 6H233V5H232ZM232 6H230V7H232ZM240 6H241V5H240ZM244 6H245V5H244ZM13 7H14V6H13ZM27 7H28V6H27ZM38 7H41V6H38ZM67 7H68V6H67ZM110 7H111V6H110ZM115 7H116V6H115ZM117 7L120 8L119 6H117ZM126 7H127V6H126ZM145 7H146V6H145ZM156 7H157V6H156ZM199 7H200V6H199ZM199 7H198V8H199ZM8 8H9V7H8ZM8 8H7V9H8ZM16 8H17V7H16ZM32 8H33V7H32ZM35 8H36V7H35ZM48 8H50V7H48ZM59 8H60V7H59ZM84 8H85V7H84ZM105 8H106V7H105ZM111 8H113V7H111ZM111 8H110V9H111ZM130 8H132V7H130ZM166 8H167V7H166ZM166 8H165V9H166ZM172 8H174V6H173ZM186 8H187V7H186ZM201 8H203V7H201ZM236 8H237V6H236ZM245 8H246V7H245ZM0 9H1V6H0ZM19 9H20V8H19ZM23 9H24V8H23ZM23 9H22V10H23ZM40 9H41V8H40ZM56 9H57V8H56ZM61 9H62V8H61ZM72 9H73V8H72ZM133 9H134V8H133ZM159 9L161 10V8H159ZM187 9H189V7H188ZM191 9H192V8H191ZM193 9H194V7H193ZM232 9H233V8H232ZM243 9H244V8H243ZM10 10H11V9H10ZM10 10H9V11H10ZM13 10H14V9H13ZM29 10H30V9H29ZM33 10H34V9H33ZM33 10H32V11H33ZM36 10H37V8H36ZM46 10H47V9H46ZM66 10H67V9H66ZM74 10H75V9H74ZM104 10H105V9H104ZM104 10H103V12H105ZM122 10H124V8H123ZM136 10H137V9H136ZM176 10H177V9H176ZM184 10H185V9H184ZM199 10H200V9H199ZM199 10L197 9V11H199ZM207 10H208V9H207ZM219 10H220V9H219ZM228 10H231V9H228ZM9 11H8V12H9ZM17 11H18V10H17ZM37 11H39V8H38ZM44 11H45V10H44ZM52 11H53V10H52ZM59 11H60V10H59ZM81 11H82V10H81ZM88 11H89V10H88ZM130 11H132V10H130ZM134 11H135V10H134ZM137 11H138V10H137ZM212 11H214V10H212ZM222 11H223V10H222ZM232 11H233V10H232ZM249 11H250V10H249ZM0 12H1V11H0ZM15 12H16V11H15ZM27 12H28V11H27ZM27 12H25V13H27ZM33 12H34V11H33ZM46 12H47V11H46ZM55 12H56V10H55ZM61 12H62V11H61ZM127 12H128V10H127ZM142 12H143V11H142ZM165 12H166V11H165ZM189 12H190V11H189ZM194 12H195V11H194ZM208 12H209V11H208ZM215 12H216V11H215ZM226 12H228L227 9H226ZM229 12H230V11H229ZM243 12H244V11H243ZM243 12H242V13H243ZM4 13H5V12H4ZM13 13H14V12H13ZM35 13H36V11H35ZM40 13H41V12H40ZM56 13H57V12H56ZM78 13H79V12H78ZM81 13H82V12H81ZM81 13H80V14H81ZM86 13H87V12H86ZM100 13H101V12H100ZM117 13H118V12H117ZM117 13H115V14H117ZM129 13H130V12H129ZM179 13H180V12H179ZM200 13H201V12H200ZM237 13H238V12H237ZM245 13H246V12H245ZM10 14H11V13H10ZM18 14H19V12H18ZM47 14H50V12L47 13ZM66 14H67V13H66ZM115 14H114V15H115ZM118 14H119V13H118ZM140 14H141V13H140ZM180 14H181V13H180ZM184 14L187 15V13H184ZM189 14H190V13H189ZM189 14H188V15H189ZM197 14H198V13H197ZM207 14H208V13H207ZM233 14H234V13H233ZM240 14H241V13H240ZM240 14H239V15H240ZM249 14H250V13H249ZM255 14H257V13H255ZM6 15H7V13H6ZM12 15H13V14H12ZM33 15H34V14H33ZM39 15H40V14H39ZM58 15H59V13H58ZM72 15H73V14H72ZM74 15H75V14H74ZM86 15H87V14H86ZM101 15H102V14H101ZM114 15H113V16H114ZM120 15H121V14H120ZM156 15H157V14H156ZM198 15H199V14H198ZM203 15H204V14H203ZM217 15H218V12H217ZM18 16H19V15H18ZM35 16L38 17L37 15H35ZM35 16H34V17H35ZM45 16H46V15H45ZM51 16H52V14H51ZM59 16H61V15H59ZM87 16H88V15H87ZM90 16H91V15H90ZM105 16H106V15H105ZM126 16H127V15H126ZM134 16H135V13H134ZM152 16H153V15H152ZM165 16H166V15H165ZM168 16H169V15H168ZM190 16H191V15H189V17H190ZM192 16H194V15H192ZM199 16H200V15H199ZM208 16H209V14H208ZM208 16H207V17H208ZM213 16H214V15H213ZM213 16H211V19H212V20H213ZM232 16H233V15H232ZM248 16H249V15H248ZM64 17H65V16H64ZM68 17H69V16H68ZM111 17H112V16H111ZM122 17H123V16H122ZM130 17H131V16H130ZM132 17H133V16H132ZM136 17H137V15H136ZM150 17H151V16H150ZM178 17H179V16H178ZM196 17H197V16H196ZM196 17H195V18H196ZM202 17H203V16H202ZM205 17H206V16H205ZM225 17H226V15H225ZM230 17H231V16H230ZM235 17H236V16H235ZM255 17H257V16L255 15ZM48 18H51V17H48ZM60 18L63 19L62 17H60ZM70 18H72V17H70ZM106 18H107V17H106ZM106 18H105V19H106ZM143 18H144V17H143ZM198 18H199V17H198ZM239 18H240V16H239ZM249 18H250V17H249ZM8 19H9V18H8ZM20 19H21V18H20ZM22 19H23V18H22ZM33 19H34V18H33ZM39 19H40V18H39ZM46 19H47V18H46ZM64 19L66 20V18H64ZM100 19H101V17H100ZM105 19H104V20H105ZM113 19H114V18H113ZM118 19H119V18H118ZM128 19H129V18H128ZM128 19H127V22L129 21ZM134 19H136V18H134ZM152 19H153V18H152ZM208 19H209V18H208ZM250 19H251V18H250ZM250 19H248V20L250 21ZM6 20H7V19H6ZM35 20H36V19H35ZM47 20H48V19H47ZM69 20H70V19H69ZM109 20H110V17H109ZM120 20H121V19H120ZM124 20H125V19H124ZM186 20H187V19H186ZM202 20H203V19H202ZM217 20H218V19H217ZM219 20H220V19H219ZM235 20H236V21H237V20L239 21V20H242V19H235ZM244 20H245V19H244ZM256 20H257V19H256ZM256 20H255V21H256ZM18 21H19V20H18ZM21 21H22V20H21ZM25 21H26V20H25ZM32 21H33V20H32ZM40 21H41V20H40ZM44 21H45V17H44ZM49 21H50V20H49ZM54 21H55V20H54ZM66 21H67V20H66ZM112 21H114V20H112ZM134 21H135V20L131 21V23H133ZM190 21H192V20H190ZM200 21H201V19H200ZM230 21H231V20H230ZM233 21H234V19H233ZM233 21H232V22H233ZM242 21H243V20H242ZM252 21H254V20H252ZM7 22H8V21H7ZM22 22H23V21H22ZM28 22H29V20H28ZM36 22H37V21H36ZM47 22H48V21H47ZM56 22H57V21H56ZM58 22H59V20H58ZM63 22H64V21H63ZM82 22H83V21H82ZM108 22L110 23V21H108ZM121 22H122V21H121ZM135 22H136V21H135ZM160 22H161V21H160ZM160 22H159V23H160ZM185 22H186V21H185ZM192 22H193V21H192ZM219 22H220V21H219ZM1 23L3 24V22H1ZM9 23H10V22H9ZM14 23H15V22H14ZM45 23H46V22H45ZM66 23H67V22H66ZM66 23H65V24H66ZM129 23H130V22H129ZM142 23H143V22H142ZM154 23H155V22H154ZM157 23H158V22H157ZM209 23H210V21H209ZM213 23H214V21H213ZM226 23H227V22H226ZM237 23H238V22H237ZM247 23H248V22H247ZM37 24H38V23H37ZM40 24H41V23H40ZM40 24H39V26H40ZM46 24H47V23H46ZM59 24H60V22H59ZM82 24H83V23H82ZM84 24H85V23H84ZM84 24H83V25H84ZM103 24H104V23H103ZM106 24H107V22H106ZM125 24H126V23H125ZM183 24H184V23H183ZM204 24H206V23H204ZM215 24H216V23H215ZM222 24H223V21H222ZM222 24H221V25H222ZM230 24H231V22H230ZM230 24H229V25H230ZM244 24H245V23H244ZM250 24H251V23H250ZM11 25H12V23H11ZM41 25H42V24H41ZM86 25H87V24H86ZM86 25H85V26H86ZM118 25H120V24H118ZM121 25H122V24H121ZM130 25H132V24H130ZM133 25H134V24H133ZM136 25H137V24H136ZM180 25H181V24H180ZM216 25H217V24H216ZM233 25H235V24H233ZM245 25H246V24H245ZM254 25H255V24H254ZM33 26H34V24H33ZM43 26H44V25H43ZM48 26H49V25H48ZM48 26H46V28H47ZM50 26H51V25H50ZM53 26H54V25H53ZM61 26H62V25H61ZM67 26H68V24H67ZM101 26H102V25H101ZM101 26H100V27H101ZM107 26H108V25H107ZM107 26H106V27H107ZM140 26H141V25H140ZM143 26H144V25H143ZM199 26H200V25H199ZM225 26H226V25H225ZM239 26H240V24H239ZM263 26H264V25H263ZM5 27H6V26H5ZM5 27H3V28L5 29ZM13 27H14V26H13ZM16 27H17V26H16ZM34 27H35V26H34ZM40 27H41V26H40ZM40 27H39V28H40ZM126 27H128V26H126ZM130 27H131V26H130ZM134 27H135V26H134ZM141 27H142V26H141ZM141 27H140V28H141ZM146 27H147V26H146ZM187 27H188V26H187ZM189 27H190V26H189ZM201 27H202V25H201ZM206 27H207V26H206ZM213 27H214V26H213ZM219 27H220V26H219ZM230 27H231V26H230ZM230 27H229V28H230ZM252 27H253V25H252ZM257 27H258V26H257ZM259 27H261V26H259ZM23 28H24V27H23ZM48 28H50V27H48ZM51 28H52V27H51ZM69 28H71V27H69ZM135 28H136V27H135ZM143 28H144V27H143ZM179 28H180V27H179ZM184 28H186V27H184ZM190 28H191V27H190ZM209 28H210V27H209ZM211 28H212V27H211ZM214 28H215V27H214ZM229 28H228V29H229ZM231 28H232V27H231ZM237 28H239V27H237ZM11 29H12V28H11ZM41 29H42V27H41ZM71 29H73V28H71ZM101 29H102V28H101ZM106 29H107V28H106ZM116 29H117V28H116ZM120 29H121V28H120ZM122 29H123V28H122ZM128 29H129V28H128ZM130 29H131V28H130ZM132 29H133V28H132ZM141 29H142V28H141ZM206 29H208V27H207ZM232 29H233V28H232ZM241 29H242V28H241ZM244 29H245V27H244ZM257 29H258V28H257ZM261 29H262V28H261ZM12 30H13V29H12ZM33 30H34V29H33ZM48 30H49V29H48ZM54 30H55V29H53V31H54ZM56 30H57V29H56ZM59 30H60V28H59ZM63 30H64V29H63ZM133 30H134V29H133ZM211 30H212V29H211ZM235 30H236V29H235ZM235 30H234V31H235ZM245 30H246V29H245ZM5 31H6V30H5ZM9 31H10V30H8L7 32H9ZM14 31H15V30H14ZM23 31H24V30H23ZM100 31H101V30H100ZM106 31H107V30H106ZM109 31H110V28H109ZM116 31H117V30H116ZM125 31H126V30H125ZM127 31H129V30H127ZM144 31H145V30H144ZM181 31H182V30H181ZM198 31H199V30H198ZM204 31H205V29H204ZM209 31H210V30H209ZM213 31H214V30H213ZM216 31H217V30H216ZM216 31H215V33H216ZM224 31H225V30L223 29V32H224ZM234 31H228V33H229V32H230V33L233 32V35H234ZM33 32H34V31H33ZM55 32H56V31H55ZM62 32H64V31H62ZM69 32H70V31H69ZM69 32H68V33H69ZM130 32H131V31H130ZM189 32H190V31H189ZM201 32H202V31H201ZM207 32H208V31H207ZM235 32H237V31H235ZM238 32H239V31H238ZM249 32H250V31H249ZM256 32H257V30H256ZM12 33H13V32H12ZM15 33H16V32H15ZM26 33H27V32H26ZM40 33L42 34V32H40ZM50 33H51V32H50ZM56 33H57V32H56ZM64 33H65V32H64ZM64 33H63V34H64ZM68 33H67V34H68ZM102 33H103V32H102ZM107 33H109V32H107ZM116 33H117V32H116ZM126 33H127V32H126ZM139 33H141V31H140ZM190 33H191V32H190ZM212 33H213V32H212ZM218 33H219V32H218ZM8 34H9V33H8ZM10 34H11V33H10ZM20 34H22V32H21ZM23 34H24V33H23ZM33 34H34V33H33ZM60 34H61V33H60ZM67 34H66V35H67ZM70 34H71V33H70ZM99 34H100V33H99ZM143 34H144V33H143ZM148 34H149V33H148ZM158 34H159V33H158ZM176 34H177V33H176ZM210 34H211V32H210ZM210 34H209V35H210ZM221 34H222V33H221ZM221 34H218V35H221ZM225 34H226V33H225ZM242 34H243V33H242ZM248 34H249V33H248ZM4 35H5V34H4ZM18 35H19V34H18ZM27 35H28V34H27ZM31 35H32V34H31ZM89 35H90V34H89ZM110 35H111V33H110ZM113 35H114V34H113ZM123 35H124V34H123ZM128 35H129V34H128ZM135 35H136V34H135ZM150 35H151V34H150ZM155 35H156V34H155ZM181 35H182V34H181ZM185 35H186V34H185ZM193 35H194V34H193ZM218 35H217V36H218ZM227 35H228V34H227ZM229 35H230V34H229ZM8 36H9V35H8ZM49 36H51V35H49ZM54 36H55V35H54ZM56 36H57V35H56ZM99 36H100V35H99ZM106 36H107V35H106ZM108 36H109V35H108ZM108 36H107V37H108ZM114 36H115V35H114ZM139 36H140V35H138V37H139ZM170 36H171V35H170ZM187 36H188V35H187ZM200 36H201V35H200ZM205 36H206V35H205ZM205 36H203V37H205ZM237 36H239V35H237ZM244 36H245V34H243V37H244ZM1 37H2V36H1ZM1 37H0V38H1ZM12 37H13V36H12ZM15 37H16V36H15ZM24 37H25V36H23V38H24ZM27 37H28V36H27ZM27 37H26V38H27ZM63 37H64V36H63ZM76 37H77V36H76ZM92 37H93V36H92ZM103 37H104V36H103ZM109 37H110V36H109ZM123 37H124V36H123ZM129 37H130V36H129ZM131 37H133V36H131ZM178 37H180V36H178ZM182 37H183V36H182ZM188 37H189V36H188ZM210 37H211V36H210ZM213 37H214V36H213ZM213 37L210 38V39L213 40ZM218 37H221V36H218ZM226 37H227V36H226ZM230 37H231V36H230ZM230 37H229V38H230ZM248 37H249V36H248ZM248 37H247V39H248ZM4 38H5V37H4ZM47 38L49 39L48 36H47ZM47 38H46V39H47ZM54 38H55V37H54ZM88 38H89V37H88ZM94 38H95V36H94ZM125 38H126V37H125ZM154 38H156V37H154ZM158 38H159V37H158ZM160 38H161V36H160ZM171 38H172V37H171ZM222 38H223V36H222ZM51 39H52V38H51ZM51 39H49V40H51ZM59 39H61V38H59ZM62 39H64V38H62ZM72 39H73V38H72ZM100 39H102V38H100ZM100 39H99V40H100ZM103 39H104V38H103ZM114 39H115V38H114ZM114 39H113V40H114ZM120 39H121V38H120ZM132 39H133V38H132ZM149 39H150V38H149ZM164 39H165V38H164ZM172 39H173V38H172ZM176 39H177V38H176ZM178 39L180 40V38H178ZM178 39H177V40H178ZM182 39H183V38H182ZM191 39H193V41H194V38H191ZM191 39H190V40H191ZM205 39H206V38H205ZM242 39H243V38H242ZM247 39H245V40H247ZM3 40H4V39H3ZM56 40H57V42L59 41L60 43H63V42H61V40H58V39H56ZM69 40H70V39H69ZM121 40H122V39H121ZM155 40H156V39H155ZM167 40H168V39H167ZM173 40H174V39H173ZM186 40H187V39H186ZM198 40H199V39H198ZM198 40H197V41H198ZM219 40H220V39H219ZM222 40H223V39H222ZM230 40H231V39H230ZM234 40H235V39H234ZM11 41H12V40H11ZM23 41H24V40H23ZM30 41H31V40H30ZM32 41H33V40H32ZM47 41H48V40H47ZM52 41H53V40H52ZM97 41H98V40H97ZM114 41H116V39H115ZM114 41H113V42H114ZM122 41H123V40H122ZM139 41H140V40H139ZM165 41H166V40H165ZM168 41H169V40H168ZM168 41H167V42H168ZM191 41H192V40H191ZM205 41H206V40H205ZM205 41H204V42H205ZM208 41H209V40H208ZM213 41H214V40H213ZM224 41H225V39H224ZM232 41H233V39H232ZM237 41H238V39H237ZM243 41H244V40H243ZM248 41H249V40H248ZM263 41H264V40H263ZM14 42H16V41L14 40ZM17 42H18V41H17ZM17 42H16V43H17ZM28 42H29V41H28ZM34 42H35V40H34ZM34 42H33V43H34ZM40 42H41V41H40ZM44 42H46V41H44ZM50 42H51V41H50ZM75 42H76V41H75ZM75 42H74V43H75ZM91 42H92V41H91ZM119 42H120V41H119ZM124 42H125V41H124ZM136 42H137V41H136ZM186 42H187V41H186ZM189 42H190V41H189ZM201 42H202V41H201ZM201 42H200V43H201ZM210 42H211V41H210ZM219 42H220V41H219ZM221 42H223V41H221ZM239 42H240V39H239ZM251 42H252V41H251ZM1 43H2V42H1ZM1 43H0V45H1ZM6 43H7V42H6ZM16 43H15V44H16ZM24 43H26V42H24ZM54 43H55V41H54ZM54 43H53V45H54ZM60 43H59V44H60ZM67 43H68V42H67ZM133 43H134V42H133ZM170 43H171V42H170ZM174 43H175V42H174ZM181 43H182V41H181ZM190 43H191V42H190ZM224 43L226 44V42H224ZM242 43H243V42H242ZM248 43H249V42H248ZM2 44H3V43H2ZM4 44H5V43H4ZM20 44H21V43H20ZM27 44H28V43H27ZM27 44H26V45H27ZM36 44H37V43H36ZM39 44H40V43H39ZM59 44H57V45H59ZM103 44H104V43H103ZM105 44H107V43H105ZM110 44H111V43H110ZM120 44H121V43H120ZM153 44H154V43H153ZM161 44H162V43H161ZM176 44H177V43H176ZM183 44H184V43H183ZM186 44H187V43H186ZM225 44H224V45H225ZM29 45H30V44H29ZM29 45H28V46H29ZM34 45H35V44H34ZM40 45H41V44H40ZM47 45H48V44H47ZM64 45H66L65 42H64ZM95 45H96V44H94L93 46L95 47ZM127 45H128V44H127ZM154 45H155V44H154ZM164 45H165V44H164ZM189 45H190V44H189ZM191 45H192V44H191ZM200 45H201V44H200ZM204 45H205V44H204ZM217 45H218V43H217ZM234 45H236V44H234ZM237 45H238V44H237ZM14 46H16V45H14ZM32 46H33V45H32ZM42 46H43V45H42ZM50 46H51V45H50ZM61 46H62V44H61ZM125 46H126V45H125ZM174 46H175V45H174ZM174 46H173V47H174ZM180 46H181V44H180ZM194 46H195V45H194ZM194 46H193V47H194ZM196 46H197V45H196ZM198 46H199V45H198ZM207 46H208V45H207ZM207 46H206V47H207ZM212 46H213V45H212ZM225 46H226V45H225ZM228 46H230V45L228 44ZM232 46H233V45H232ZM4 47H5V46H4ZM7 47H10V46H7ZM12 47H13V46H12ZM12 47H10V48H12ZM30 47H31V46H30ZM30 47H29V48H30ZM55 47H56V46H55ZM73 47H74V46H73ZM90 47H91V46H90ZM96 47H97V45H96ZM100 47H101V46H100ZM102 47H103V46H102ZM132 47H133V46H131V48H132ZM168 47H169V46H168ZM170 47H171V46H170ZM185 47H186V46H185ZM193 47H191V48H193ZM200 47H201V46H200ZM222 47H223V45H222ZM226 47H227V46H226ZM21 48H22V47H21ZM21 48L19 47V49H21ZM33 48H34V47H33ZM37 48H38V47H37ZM56 48H57V47H56ZM80 48H81V47H80ZM80 48H79V49H80ZM91 48H92V47H91ZM154 48H155V47H154ZM160 48H162V47H160ZM166 48H167V47H166ZM204 48H205V47H204ZM209 48H211V47H209ZM218 48H219V47H218ZM237 48H238V47H237ZM6 49H8V48H6ZM16 49H17V47H16ZM16 49H15V50H16ZM19 49H18V50H19ZM50 49H51V48H50ZM60 49H62V48H60ZM71 49H72V48H71ZM96 49H97V48H96ZM96 49H95V50H96ZM101 49H102V48H101ZM119 49H121V48H119ZM134 49H135V48H134ZM151 49H152V48H151ZM156 49H158V47H157ZM162 49H163V48H162ZM177 49L179 50V47H178ZM180 49H181V48H180ZM212 49L214 50V48H212ZM221 49H222V48H221ZM223 49H225V48H223ZM223 49H222V50H223ZM232 49H233V48H232ZM234 49H235V48H234ZM238 49H239V48H238ZM238 49H237V50H238ZM243 49H246V48H243ZM43 50H44V49H43ZM45 50H46V49H45ZM63 50H64V49H63ZM182 50H183V48H182ZM199 50H200V48H199ZM209 50H210V49H209ZM213 50H210V51L213 52ZM225 50L227 51V49H225ZM225 50H224V51H225ZM228 50H229V49H228ZM8 51H9V50H8ZM11 51H12V50H11ZM23 51H24V50H23ZM49 51H50V50H49ZM57 51H58V50H57ZM60 51H61V50H60ZM60 51H59V52H60ZM67 51H68V50H67ZM77 51H78V50H77ZM79 51H81V49H80ZM101 51H102V50H101ZM115 51H116V50H115ZM120 51H122V50H120ZM163 51H164V50H163ZM165 51H166V49H165ZM165 51H164V52H165ZM169 51H170V50H169ZM186 51H187V50H186ZM201 51H202V49H201ZM203 51H204V50H203ZM203 51H202V52H203ZM207 51H208V49H207ZM219 51H220V50H219ZM219 51H216V53L218 54ZM234 51H235V50H234ZM0 52H1V51H0ZM21 52H22V51H21ZM105 52H107V50H106ZM108 52H109V50H108ZM122 52H123V51H122ZM180 52H181V50H180ZM190 52H191V50H190ZM214 52H215V50H214ZM228 52H229V51H228ZM244 52H245V51H244ZM3 53H4V52H3ZM14 53L16 54L15 51H14ZM17 53H18V51H17ZM22 53H23V52H22ZM22 53H21V54H22ZM38 53H39V52H38ZM45 53H46V52H45ZM52 53H53V52H52ZM65 53H66V52H65ZM65 53H64V54H65ZM95 53H96V52H95ZM103 53H104V52H103ZM103 53H101V54H103ZM109 53H110V52H109ZM159 53H161V51H160ZM162 53H163V52H162ZM170 53H171V54H174V52H173V53L170 52ZM182 53H184V52H182ZM204 53H205V52H204ZM216 53H215V54H216ZM219 53H220V52H219ZM225 53H226V52H225ZM229 53H230V52H229ZM233 53H234V52H232V54H233ZM236 53H237V51H236ZM241 53H242V52H241ZM5 54H6V53H5ZM54 54H55V53H54ZM56 54H57V52H56ZM60 54H61V53H60ZM114 54H115V53H114ZM116 54H118V53H116ZM195 54H196V53H195ZM207 54H208V53H207ZM217 54H216V55H217ZM234 54H235V53H234ZM243 54H244V53H243ZM13 55H14V54H13ZM13 55H11V57H12ZM16 55H17V54H16ZM43 55H44V54H43ZM49 55H50V54H49ZM57 55H58V54H57ZM118 55H120V54H118ZM125 55H126V54H125ZM193 55H194V54H193ZM197 55H199V54H197ZM0 56H1V55H0ZM18 56H19V55H18ZM18 56H16V57H18ZM24 56H26V55H24ZM27 56H28V55H27ZM27 56H26V57H27ZM98 56H99V55H98ZM101 56H102V55H101ZM107 56H108V54H107ZM115 56H116V55H115ZM128 56H129V55H128ZM128 56H127V57H128ZM158 56H159V55H158ZM160 56H161V55H160ZM167 56H168V55H167ZM188 56H189V55H188ZM233 56H234V55H233ZM236 56H237V54H236ZM3 57H5V55H4ZM21 57H22V56H21ZM45 57H46V55H45ZM47 57H48V55H47ZM105 57H106V56H105ZM105 57H104V58H105ZM122 57H123V56H122ZM162 57H163V56H162ZM168 57H169V56H168ZM189 57H190V56H189ZM200 57H202V55H201ZM200 57H199V58H200ZM206 57H208V56L206 55ZM212 57H214V55H213ZM217 57H218V56H217ZM222 57H225V56L223 55ZM222 57H221V58H222ZM229 57H230V56H229ZM256 57H257V56H256ZM263 57H264V56H263ZM1 58H2V57H1ZM18 58H19V57H18ZM23 58H24V57H23ZM23 58H22V59H23ZM94 58H95V57H94ZM94 58H93V59H94ZM107 58H108V57H107ZM123 58H124V57H123ZM123 58H122V59H123ZM160 58H161V57H160ZM165 58H166V56H165ZM196 58H198V57H196ZM210 58H211V57H210ZM234 58H235V56H234ZM236 58H237V57H236ZM252 58H253V57H252ZM252 58H251V59H252ZM3 59H5V58H3ZM8 59H10V58H8ZM11 59H12V58H11ZM16 59H17V58H16ZM25 59H26V58H25ZM31 59H32V58H31ZM48 59H50V58H48ZM62 59H63V58H62ZM93 59H92V60H93ZM97 59H98V58H97ZM100 59H101V58H100ZM139 59H140V58H139ZM167 59H168V58H167ZM171 59H172V58H171ZM175 59H176V58H175ZM184 59H185V58H184ZM204 59H205V58H204ZM219 59H220V56H219ZM231 59H233V58H231ZM255 59H256V58H255ZM5 60H6V59H5ZM26 60H27V59H26ZM28 60H29V58H28ZM52 60H54V59H52ZM85 60H86V59H85ZM92 60H91V61H92ZM105 60H106V59H105ZM117 60H118V58H117ZM181 60H182V59H181ZM195 60H197V59H195ZM195 60H194V61H195ZM200 60H201V59H200ZM214 60H216V59H214ZM221 60H222V59H221ZM242 60H243V59H242ZM256 60H257V59H256ZM1 61H2V60H1ZM3 61H4V60H3ZM8 61H9V60H8ZM43 61H44V60H43ZM57 61H58V60H56V63H57ZM81 61H82V60H81ZM83 61H84V60H83ZM101 61H102V60H101ZM112 61H113V60H112ZM127 61H128V60H127ZM156 61H157V60H156ZM163 61H164V60H163ZM168 61H169V60H168ZM168 61H167V62H168ZM179 61H180V60H179ZM204 61H205V60H204ZM204 61H202V63H203ZM211 61H212V60H211ZM216 61H219V60H216ZM247 61H248V60H247ZM249 61L251 62V60H249ZM263 61H264V60H263ZM10 62H11V61H10ZM118 62H119V61H118ZM122 62H123V61H122ZM160 62H161V61H160ZM177 62H178V61H177ZM177 62H176V63H177ZM180 62H181V61H180ZM192 62H193V61H192ZM192 62H191V63H192ZM196 62H197V61H196ZM213 62H214V61H213ZM222 62H223V61H222ZM224 62H225V61H224ZM242 62H244V61H242ZM1 63H2V62H1ZM47 63H48V62H47ZM59 63H60V62H59ZM86 63H88V61H87ZM93 63H94V62H93ZM100 63H101V62H100ZM105 63H107V62H105ZM116 63H117V61H116ZM123 63H125V62H123ZM199 63H200V62H199ZM208 63H209V62H208ZM211 63H212V62H210V64H211ZM252 63L255 64V62H253V61H252ZM10 64H11V63H10ZM10 64H9V65H10ZM28 64H29V63H28ZM48 64H49V63H48ZM79 64H80V63H79ZM90 64H91V63H90ZM97 64H98V63H97ZM103 64H104V63H103ZM108 64H109V63H108ZM112 64H114V63H112ZM118 64L120 65V64H122V63L119 62ZM127 64H128V63H127ZM164 64H165V63H164ZM192 64H193V63H192ZM206 64H207V63H206ZM214 64H216V63H214ZM220 64H221V62H220ZM222 64H223V63H222ZM243 64H244V63H243ZM3 65H4V64H3ZM16 65H17V64H16ZM20 65H21V64H20ZM29 65L31 66V64H29ZM57 65H58V64H57ZM160 65H161V64H159V66H160ZM165 65H166V64H165ZM184 65H185V64H184ZM187 65H188V64H187ZM225 65H226V64H225ZM0 66H1V65H0ZM76 66H77V65H76ZM79 66H80V65H79ZM79 66H77V67H79ZM162 66H163V65H162ZM167 66H168V65H167ZM173 66H174V65H173ZM193 66H194V65H193ZM196 66H197V65H196ZM214 66H215V65H214ZM227 66H228V65H227ZM241 66H242V65H241ZM257 66H259V65H257ZM9 67H10V66H9ZM21 67H22V66H21ZM35 67H36V66H35ZM35 67H34V68H35ZM57 67H58V66H57ZM81 67H82V66H81ZM90 67H91V66H90ZM103 67H104V66H103ZM121 67H122V66H121ZM126 67H127V66H126ZM174 67H175V66H174ZM230 67H232V66H230ZM253 67H254V66H253ZM260 67H261V66H260ZM1 68L3 69L2 66H1ZM4 68H6V66H5ZM12 68H13V67H12ZM12 68H11V69H12ZM25 68H27V67H25ZM53 68H54V67H53ZM88 68H89V65H88V67H87V70H88ZM94 68H95V67H94ZM112 68H113V67H112ZM129 68H130V67H129ZM164 68H166V66H165ZM164 68H163V69H164ZM170 68L172 69V67H170ZM192 68H193V67H192ZM201 68H202V67H201ZM215 68H216V66H215ZM228 68H229V67H228ZM245 68H246V66H245ZM249 68H250V65H249ZM254 68H256V67H254ZM254 68H253V69H254ZM11 69H10V70H11ZM17 69H19V68H17ZM23 69H24V68H23ZM32 69H33V68H32ZM35 69H36V68H35ZM76 69H78V68H76ZM79 69H80V68H79ZM92 69H93V68H92ZM92 69H91V70H92ZM101 69H102V68H101ZM101 69H100V70H101ZM125 69H126V68H125ZM158 69H160V68H158ZM175 69H177V68H175ZM184 69H185V68H184ZM186 69H187V67H186ZM225 69H226V68H225ZM234 69H235V68H234ZM262 69H263V68H262ZM5 70H6V69H5ZM8 70H9V69H8ZM14 70H15V69H13V71H14ZM30 70H31V69H30ZM36 70H37V69H36ZM54 70H55V69H54ZM80 70H81V69H80ZM84 70H86V69H84ZM94 70H95V69H94ZM119 70H120V69H119ZM153 70H154V69H153ZM166 70H167V69H166ZM166 70L164 69L163 71H166ZM168 70H169V69H168ZM181 70H182V69H181ZM202 70H203V69H202ZM217 70H218V69H217ZM219 70H220V69H219ZM25 71H27V70L25 69L24 72H22V73H25ZM45 71H46V70H45ZM60 71H61V70H60ZM78 71H79V70H78ZM115 71H116V70H115ZM135 71H136V70H135ZM176 71H177V70H176ZM185 71H186V70H185ZM185 71H184V72H185ZM195 71H196V69H195ZM227 71H228V69H227ZM247 71H248V70H247ZM251 71H252V70H251ZM256 71H257V70H256ZM263 71H264V70H263ZM32 72H33V71H32ZM34 72H35V71H34ZM53 72H54V71H53ZM62 72H63V71H62ZM81 72H82V71H81ZM90 72H91V71H90ZM93 72H94V71H93ZM98 72H99V71H98ZM106 72H107V71H106ZM106 72H105V73H106ZM110 72H111V71H110ZM125 72H126V71H125ZM129 72H130V71H129ZM174 72H175V71H174ZM177 72H178V71H177ZM193 72H194V70H193ZM204 72H205V70H204ZM235 72H236V71H235ZM249 72H250V71H249ZM259 72H260V71H259ZM261 72H262V71H261ZM12 73H13V72H12ZM12 73H11V74H12ZM27 73H28V72H27ZM42 73H43V72H42ZM47 73H48V72H47ZM47 73H46V74H47ZM76 73H77V72H75L74 74L76 75ZM83 73H84V72H83ZM95 73H96V72H95ZM103 73H104V71H103ZM144 73H145V72H144ZM153 73H154V72H153ZM155 73H156V72H155ZM155 73H154V74H155ZM157 73H158V72H157ZM167 73H168V72H167ZM167 73H166V74H167ZM190 73H191V72H190ZM196 73H197V72H196ZM239 73H240V72H239ZM252 73H253V72H252ZM6 74H7V72H6ZM11 74H10V75H11ZM44 74H45V73H44ZM72 74H73V73H72ZM87 74H89V73H87ZM92 74H93V73H92ZM92 74H91V75H92ZM98 74H99V73H98ZM107 74H108V72H107ZM113 74H114V73H113ZM113 74H112V75H113ZM140 74H141V73H140ZM150 74H151V73H150ZM171 74H173V73H171ZM180 74H181V73H180ZM198 74H200V72H199ZM198 74H197V75H198ZM224 74H225V73H224ZM227 74L229 75L230 72L227 73ZM248 74H249V73H248ZM257 74H258V73H257ZM261 74L263 75L264 73H261ZM4 75H5V73L3 74V76H4ZM15 75H16V74H15ZM24 75H25V74H24ZM27 75H29V74H27ZM33 75H34V74H33ZM42 75H43V74H42ZM63 75H64V74H63ZM81 75H82V74H81ZM112 75H111V77H112ZM116 75H117V74H116ZM116 75H115V76H116ZM124 75H127V74L125 73ZM143 75H144V74H143ZM159 75H160V74H159ZM175 75H176V74H175ZM178 75H179V74H178ZM181 75H182V74H181ZM201 75H202V74H201ZM225 75H226V74H225ZM225 75H224V76H225ZM228 75H227V76H228ZM234 75H235V74H234ZM246 75H247V74H246ZM254 75H256V74H254ZM262 75H261V76H262ZM22 76H23V75H22ZM22 76H21V77H22ZM43 76H44V75H43ZM52 76H53V75H52ZM88 76H89V75H88ZM94 76H95V75H94ZM100 76H101V75H100ZM109 76H110V75H109ZM131 76H132V75H131ZM134 76H135V73H134ZM136 76H137V75H136ZM140 76H142V75H140ZM151 76H153V75H151ZM164 76H165V75H164ZM170 76H171V75L168 74V77H170ZM172 76H174V75H172ZM182 76H183V75H182ZM185 76H186V75H185ZM189 76H190V75H189ZM206 76H207V75H206ZM222 76H223V75H222ZM229 76H230V75H229ZM236 76H237V75H236ZM25 77H26V76H25ZM32 77H33V76H32ZM37 77H38V76H37ZM37 77H36V78H37ZM65 77H66V76H65ZM69 77H71V76L69 75ZM76 77H77V76H76ZM90 77H91V76H90ZM102 77H103V76H102ZM124 77H125V76H124ZM124 77H123V78H124ZM126 77H127V76H126ZM160 77H161V76H160ZM166 77H167V76H166ZM166 77H165V78H166ZM177 77H178V76H177ZM190 77H191V76H190ZM195 77H196V76H195ZM219 77H220V76H219ZM230 77H231V76H230ZM248 77H249V76H248ZM1 78H2V77H1ZM5 78H6V77H5ZM11 78H12V75H11ZM15 78H17V77H15ZM30 78H31V77H30ZM38 78H39V77H38ZM41 78H42V77H41ZM52 78H53V77H52ZM71 78H72V77H71ZM81 78H82V77H81ZM94 78H95V77H94ZM98 78H99V77H98ZM105 78H106V76H105ZM108 78H109V77H108ZM108 78H107V79H108ZM123 78H122V79H123ZM130 78H131V77H130ZM138 78H139V77H138ZM157 78L159 79L158 75H157ZM172 78H173V77L168 78V84H166V85L171 84L170 86H172V84H174V83H172ZM174 78H175V77H174ZM178 78H179V77H178ZM202 78H203V77H202ZM209 78L211 79V77H209ZM231 78H232V77H231ZM261 78H262V77H260V79H261ZM61 79H62V78H61ZM64 79H65V78H64ZM66 79H67V78H66ZM78 79H79V78H78ZM88 79H89V78H88ZM92 79H93V78H92ZM107 79H106V80H107ZM112 79H113V78H112ZM139 79H140V78H139ZM181 79H182V78H180V80H181ZM185 79H186V78H185ZM187 79H188V77H187ZM187 79H186V80H187ZM196 79H198V78H196ZM226 79H227V78H226ZM246 79H247V78H246ZM6 80H7V79H6ZM9 80H10V79H9ZM37 80H38V79H37ZM39 80H40V79H39ZM45 80H46V79H45ZM50 80H51V79H50ZM67 80H69V79H67ZM74 80L76 81V79H74ZM95 80H97V78H96ZM102 80H103V79H102ZM109 80H110V79H109ZM127 80H128V79H127ZM137 80H138V79H137ZM156 80H157V79H156ZM163 80H164V79H163ZM177 80H178V79H177ZM186 80H185V81H186ZM200 80H201V79H200ZM205 80H206V79H205ZM238 80H239V79H238ZM16 81H17V80H16ZM22 81H23V80H22ZM26 81H27V80H26ZM29 81H31V80H29ZM32 81H33V80H32ZM34 81H35V80H34ZM46 81H47V80H46ZM57 81H58V79H57ZM84 81H85V80H84ZM90 81H91V79H90ZM99 81H100V80H99ZM104 81H105V79H104ZM114 81H115V80H114ZM118 81H119V80H118ZM141 81H142V80H141ZM145 81H147V80H145ZM148 81H149V80H148ZM152 81H153V80H152ZM160 81H161V80H160ZM192 81H194V80H192ZM206 81H207V80H206ZM209 81H210V80H209ZM225 81H226V80H225ZM229 81H231V80H229ZM232 81H233V80H232ZM254 81H255V80H254ZM257 81H258V78H257ZM7 82H8V81H7ZM9 82H10V81H9ZM20 82H21V81H20ZM63 82H64V80H63ZM65 82H66V81H65ZM77 82H78V81H77ZM87 82H88V81H87ZM142 82H144V81H142ZM154 82H155V81H154ZM183 82H184V81H183ZM200 82H201V81H200ZM202 82H203V81H202ZM202 82H201V83H202ZM207 82H208V81H207ZM213 82H214V81H213ZM0 83H1V82H0ZM21 83H22V82H21ZM37 83H38V82H37ZM39 83H41V82H39ZM91 83H92V82H91ZM105 83H106V82H105ZM111 83H112V82H111ZM116 83H117V82H116ZM122 83H123V82H122ZM128 83H129V82H128ZM147 83H148V82H147ZM155 83H156V82H155ZM155 83H154V85H155ZM165 83H166V82H165ZM184 83H185V82H184ZM189 83H190V82H189ZM194 83H195V82H194ZM204 83H206V82L204 81ZM211 83H212V82H211ZM225 83H228V81L225 82ZM230 83H232V82H230ZM230 83H229V84H230ZM239 83H240V82H239ZM239 83H238V84H239ZM244 83H245V82H244ZM10 84H11V83H10ZM13 84H14V82H13ZM22 84H23V83H22ZM22 84H21V85H22ZM27 84H28V83H27ZM30 84H31V83H30ZM35 84H36V83H35ZM59 84L61 85V84H64V83H59ZM59 84H58V85H59ZM79 84H80V82H79ZM82 84H83V83H82ZM101 84H102V83H101ZM101 84H100V85H101ZM106 84H108V82H107ZM152 84H153V83H152ZM160 84H161V83H160ZM190 84H191V83H190ZM207 84H208V83H207ZM207 84H205V87H206ZM209 84H210V82H209ZM212 84H214V83H212ZM229 84H228V85H229ZM238 84H237V85H238ZM250 84H251V83H250ZM15 85H16V84H15ZM24 85H25V84H24ZM55 85H56V84H55ZM55 85H54V86H55ZM60 85H59V86H60ZM65 85H66V84H65ZM85 85H86V84H85ZM94 85H95V84H94ZM108 85H109V84H108ZM129 85H130V84H129ZM133 85H134V84H133ZM135 85H136V84H135ZM141 85H142V84H141ZM157 85H159V84H157ZM186 85H187V84H186ZM219 85H220V84H219ZM222 85H224V84L222 83ZM226 85H227V84H226ZM230 85H232V84H230ZM254 85H255V83H254ZM254 85H253V87H254ZM259 85H260V83H259ZM1 86H2V85H1ZM9 86H10V85H9ZM11 86H13V85H11ZM16 86H17V85H16ZM40 86H41V85H40ZM56 86H57V85H56ZM63 86H64V85H63ZM104 86H105V85H104ZM148 86H150V84H149ZM190 86H191V85H190ZM190 86H189V87H190ZM193 86H194V85H193ZM203 86H204V85H203ZM217 86H218V85H217ZM224 86H225V85H224ZM224 86H223V87H224ZM263 86H264V84H263ZM263 86H262V87H263ZM17 87H18V86H17ZM22 87H23V86H22ZM38 87H39V86H38ZM64 87H65V86H64ZM88 87H89V86H88ZM105 87H106V86H105ZM110 87H111V86H110ZM112 87H113V86H112ZM128 87H130V86H128ZM137 87H138V86H137ZM142 87H144V86H142ZM161 87H162V86H161ZM178 87H179V86H178ZM184 87H185V86H184ZM194 87H195V86H194ZM207 87H208V86H207ZM229 87H230V86H229ZM234 87H235V86H234ZM250 87H251V85H250ZM260 87H261V86H260ZM13 88H14V87H13ZM65 88H66V87H65ZM78 88H79V85H78ZM89 88H90V87H89ZM94 88L96 89V87H94ZM106 88H108V87H106ZM115 88H116V87H115ZM168 88H169V87H168ZM168 88H167V89H168ZM173 88L175 89V85H174ZM176 88H177V87H176ZM197 88H198V87H197ZM210 88H211V85H210ZM212 88H213V87H212ZM221 88H222V87H221ZM236 88H237V87H236ZM26 89H27V87H26ZM37 89H38V88H37ZM75 89L77 90V88H75ZM111 89H112V88H111ZM123 89H124V88H123ZM126 89H127V88H126ZM136 89H137V88H136ZM171 89H172V88H171ZM181 89H182V88H181ZM183 89H184V88H183ZM191 89H192V88H191ZM215 89H216V87H215ZM215 89H214V90H215ZM217 89H218V88H217ZM225 89H226V88H225ZM241 89H242V88H241ZM257 89H258V88H256V90H257ZM21 90H22V89H21ZM24 90H25V88H24ZM41 90H42V89H41ZM50 90H51V89H50ZM120 90H122V89H120ZM141 90H142V88H141ZM145 90H146V89H145ZM145 90H144V91H145ZM149 90H150V89H149ZM169 90H170V89H169ZM176 90H177V89H176ZM202 90H203V89H202ZM202 90H201L200 92H202ZM214 90H213V92H214ZM228 90H229V89H228ZM235 90H236V89H235ZM237 90H238V89H237ZM2 91H4V90H2ZM5 91H6V90H5ZM5 91H4V92H5ZM10 91H11V90H10ZM46 91H47V89H46ZM99 91H100V90H99ZM102 91H103V90H102ZM106 91H107V90H106ZM106 91H105V92H106ZM108 91H109V90H108ZM112 91H113V90H112ZM123 91H124V90H123ZM123 91H122V93H123ZM130 91H131V89H130ZM134 91H135V90H134ZM179 91H180V90H179ZM184 91H185V90H184ZM189 91H190V89H189ZM206 91L208 92L209 90H207V88H206ZM211 91H212V90H211ZM211 91H210V92H211ZM217 91H218V90H217ZM219 91H221L220 88H219ZM11 92H12V91H11ZM13 92H14V91H13ZM28 92H29V91H28ZM30 92H31V91H30ZM48 92H49V89H48ZM82 92H83V91H82ZM88 92H89V90H88ZM92 92H93V91H92ZM105 92H104V93H105ZM116 92H117V90H116ZM196 92H197V91H196ZM200 92H199V93H200ZM221 92H222V91H221ZM237 92H238V91H237ZM240 92H241V91H240ZM7 93H8V92H7ZM18 93H19V91H18ZM24 93H25V92H24ZM24 93H23V94H24ZM42 93H43V92H42ZM85 93H87V92H85ZM97 93H98V92H97ZM107 93H108V92H107ZM120 93H121V92H120ZM137 93H138V92H137ZM143 93H145V92H143ZM157 93H159V92L157 91ZM163 93H164V91H163ZM183 93H184V92H182V94H183ZM199 93H198V94H199ZM233 93H235V92H233ZM242 93H243V92H242ZM255 93H256V92H255ZM257 93H258V92H257ZM3 94H4V93H3ZM13 94H14V93H13ZM20 94H21V93H20ZM47 94H48V93H47ZM49 94H50V93H49ZM53 94H54V93H53ZM74 94H75V92H74ZM78 94L81 95V94H80V91H79ZM113 94H114V93H113ZM145 94H146V93H145ZM153 94H154V93H153ZM166 94H167V93H166ZM180 94H181V93H180ZM180 94H179V95H180ZM185 94H186V93H185ZM201 94H202V93H201ZM204 94H205V93H204ZM215 94H216V92H215ZM225 94H226V93H225ZM243 94H244V93H243ZM260 94H261V92H260ZM0 95H2V94H0ZM8 95H9V93H8ZM15 95H17V94H15ZM18 95H19V94H18ZM25 95H26V94H25ZM68 95H69V94H68ZM76 95H77V94H76ZM97 95H98V94H97ZM108 95H109V94H108ZM110 95H111V94H110ZM114 95H115V94H114ZM127 95H128V94H127ZM131 95H132V94H131ZM133 95H134V94H133ZM151 95H152V94H151ZM159 95H160V94H159ZM207 95H208V94H207ZM221 95H222V94H221ZM226 95H227V94H226ZM234 95H235V94H234ZM234 95H233V96H234ZM251 95H252V94H251ZM263 95H264V94H263ZM6 96H7V95H6ZM22 96H24V95H22ZM28 96H29V95H28ZM43 96H44V95H43ZM45 96H46V95H45ZM100 96H101V95H100ZM119 96H121V95L119 94ZM123 96H124V95H123ZM135 96H136V95H135ZM144 96H145V95H144ZM149 96H150V95H149ZM177 96H178V95H177ZM180 96H181V95H180ZM187 96H188V97H191V96H189V95H187ZM218 96H220V94L217 95V98H218ZM222 96H225V95L223 94ZM242 96H243V95H241V97H242ZM256 96H257V95H256ZM2 97H4V96H2ZM12 97H14V96H12ZM29 97H30V96H29ZM51 97H52V96H51ZM58 97H59V96H58ZM58 97H57V98H58ZM63 97H64V96H63ZM66 97H67V95H66ZM68 97H69V96H68ZM73 97H74V96H73ZM77 97H78V96H77ZM88 97H89V96H88ZM88 97H87V98H88ZM93 97H94V96H93ZM93 97H92V98H93ZM97 97H98V96H97ZM105 97H106V96H105ZM105 97H104V98H105ZM110 97H111V96H109V98H110ZM132 97H133V96H132ZM150 97H152V96H150ZM156 97H157V96H156ZM171 97H172V96H171ZM209 97H211V96H209ZM214 97H215V95H214ZM227 97H229V96H227ZM245 97H246V96H245ZM249 97H250V96H249ZM249 97H248V98H249ZM253 97H254V96H253ZM257 97H258V96H257ZM263 97H264V96H263ZM0 98H1V97H0ZM7 98H8V97H7ZM84 98H85V97H84ZM101 98H102V97H101ZM101 98H100V99H101ZM109 98L107 99V97H106V101L109 100ZM112 98H113V97H112ZM143 98H144V97H143ZM160 98H161V97H160ZM193 98H194V97H193ZM198 98L200 99L201 97H198ZM204 98H205V95H204ZM212 98H213V97H212ZM220 98H221V96H220ZM224 98H225V97H224ZM258 98H259V97H258ZM261 98H262V97H261ZM14 99H15V98H14ZM16 99H17V98H16ZM19 99H20V98H19ZM23 99H25V98H23ZM59 99H60V98H59ZM61 99H62V98H61ZM66 99H67V98H66ZM68 99H69V98H68ZM90 99H91V98H90ZM94 99H95V98H94ZM94 99H93V100H94ZM152 99H153V98H152ZM155 99H156V98H155ZM168 99H169V98H168ZM178 99H179V98H178ZM196 99H197V98H196ZM202 99H203V97H202ZM205 99H208V98L206 97ZM209 99H210V98H209ZM215 99H216V98H215ZM215 99H214V100H215ZM218 99H219V98H218ZM226 99H227V98H226ZM228 99H229V98H228ZM244 99H245V98H244ZM255 99H256V98H255ZM255 99H254V100H255ZM262 99H263V98H262ZM17 100H18V99H17ZM26 100H28V99H26ZM51 100H52V99H51ZM74 100H75V99H74ZM76 100H77V99H76ZM88 100H89V99H88ZM175 100H176V99H175ZM182 100H183V99H182ZM186 100H187V98H186ZM254 100H253V101H254ZM0 101H1V100H0ZM8 101H9V100H8ZM68 101H69V100H68ZM72 101H73V100H72ZM80 101H81V100H80ZM91 101H92V100H91ZM96 101H97V99H96L94 102H96ZM103 101H104V100H103ZM109 101H110V100H109ZM109 101H108V102H109ZM136 101H137V100H136ZM140 101H141V100H140ZM147 101H148V100H147ZM172 101H173V100H172ZM189 101H190V100H189ZM191 101H192V99H191ZM210 101H211V100H210ZM215 101H216V100H215ZM220 101H222V100H220ZM220 101H219V102H220ZM225 101H226V100H225ZM225 101H224V103H225ZM231 101H232V100H231ZM261 101H262V100H261ZM16 102H17V101H16ZM22 102H23V101H22ZM22 102H21V103H22ZM29 102H30V101H29ZM55 102H56V101H55ZM59 102H60V101H59ZM70 102H71V101H70ZM86 102H87V101H86ZM88 102H89V101H88ZM98 102H99V101H98ZM133 102H134V101H133ZM143 102H144V100H143ZM153 102H154V101H153ZM184 102H186V101H184ZM195 102H196V101H195ZM197 102H198V100H197ZM203 102H204V101H203ZM206 102H207V100H206ZM212 102H213V100H212ZM216 102H217V101H216ZM219 102L216 103V104L218 105V104L221 103V102H220V103H219ZM239 102H240V101H239ZM6 103H7V102H6ZM13 103H14V102H13ZM61 103H62V102H61ZM79 103H80V102H79ZM89 103H90V102H89ZM99 103H100V102H99ZM101 103H102V102H101ZM101 103H100V104H101ZM112 103H113V102H112ZM114 103H115V101H114ZM126 103H127V102H126ZM136 103H137V102H136ZM166 103H167V102H166ZM175 103H177V100H176ZM189 103H190V102H189ZM213 103L215 104V102H213ZM233 103H234V102H233ZM243 103H244V102H243ZM3 104H4V103H3ZM11 104H12V103H11ZM22 104H23V103H22ZM24 104H26V103H24ZM27 104H28V103H27ZM64 104H65V103H64ZM71 104H72V103H71ZM76 104H77V103H76ZM96 104H97V102H96ZM96 104H95V105H96ZM104 104H105V103H104ZM117 104H118V103H117ZM147 104H149V103H147ZM180 104H181V103H180ZM198 104H199V103H198ZM222 104H223V103H222ZM231 104H232V103H231ZM239 104H240V103H239ZM5 105H6V104H5ZM5 105H4V106H5ZM7 105H8V103H7ZM15 105H17V104H15ZM56 105H57V104H56ZM58 105H59V104H58ZM77 105H78V104H77ZM93 105H94V104H93ZM113 105H115V104H113ZM129 105H130V103H129ZM135 105H136V104H135ZM149 105H150V104H149ZM161 105H162V104H161ZM166 105H168V104H166ZM169 105H170V104H169ZM174 105H175V104H174ZM177 105H178V104H177ZM184 105H186V103H185ZM184 105H183V106H184ZM205 105H206V104H205ZM208 105H209V104H208ZM211 105H212V104H211ZM224 105H225V104H224ZM236 105H237V104H236ZM240 105L242 106V104H240ZM246 105H247V104H246ZM9 106H10V105H9ZM71 106H72V105H70V107H71ZM75 106H76V105H75ZM79 106H80V105H79ZM98 106H99V105H98ZM108 106H109V105H108ZM144 106H145V104H144ZM186 106H187V105H186ZM196 106H197V105H196ZM200 106H201V105H200ZM212 106H213V105H212ZM220 106H221V105H220ZM226 106H227V104H226ZM230 106H231V105H229V107H230ZM250 106H251V105H250ZM0 107H2L1 104H0ZM65 107H67V105H65ZM76 107H77V106H76ZM76 107H75V108H76ZM109 107H110V106H109ZM116 107H117V106H116ZM135 107H136V106H135ZM146 107H147V106H146ZM158 107H159V106H158ZM170 107H172V106H170ZM170 107H169V108H170ZM201 107H202V106H201ZM201 107H199V108H201ZM206 107H207V106H206ZM258 107H259V106H258ZM3 108H4V107H3ZM61 108H62V107H61ZM67 108H69V107H67ZM78 108H79V107H78ZM110 108H111V107H110ZM155 108H156V106H155ZM160 108H161V107H160ZM167 108H168V107H167ZM169 108H168V110L171 111V114H170V115H173V116H170V117H173V121H174V122L171 121V123H173L172 125H170L171 123H168V124L166 125L165 130L167 131V133L169 134V136H170V134H171V136H172V135H174V134L176 133L175 129H176V130L178 129L179 122H176V120H177L176 118L180 117V116H179L180 113L178 114L177 112H179V110L176 112V111L174 110L173 107H172L173 110H172V109L170 110ZM177 108H178V107H177ZM189 108H190V107H189ZM189 108H187V109H189ZM194 108H195V105H194ZM232 108H233V106H232ZM0 109H1V108H0ZM63 109H64V108H63ZM69 109H70V108H69ZM82 109H83V107H82ZM90 109H91V108H90ZM94 109H95V108H94ZM94 109H93V110H94ZM107 109H108V108H107ZM124 109H126V108H124ZM150 109H152V108L150 107L149 110H150ZM153 109H154V107H153ZM163 109H165V108H163ZM184 109H185V107H184ZM190 109H191V108H190ZM218 109H220V108H218ZM218 109H216V110H218ZM225 109H227V108H225ZM225 109L223 108V110H225ZM237 109H238V108H237ZM242 109H243V107H242ZM246 109H247V108H246ZM246 109H245V110H246ZM2 110H3V109H2ZM65 110H68V109H65ZM80 110H81V109H80ZM102 110H103V109H102ZM135 110H136V109H135ZM144 110H145V109H144ZM160 110H161V109H160ZM160 110H159V111H160ZM181 110H183V109H182V106H181ZM181 110H180V112H181ZM191 110H192V109H191ZM195 110H196V109H195ZM198 110H199V109H198ZM216 110H215V111H216ZM223 110H221V111L223 112ZM231 110H232V109H231ZM251 110H252V109H251ZM254 110H255V105H254ZM254 110H252V112H253ZM257 110H258V109H257ZM0 111H1V110H0ZM62 111H63V110H62ZM62 111H61V112H62ZM83 111H84V110H83ZM88 111H89V113H90V110H88ZM95 111H96V110H95ZM99 111H100V110H99ZM124 111H127V110H124ZM137 111H138V110H137ZM159 111H158V112H159ZM188 111H189V110H188ZM193 111H194V110H193ZM209 111H211V110H209ZM212 111L214 112V109H213ZM227 111H228V110H227ZM241 111H243V110H241ZM263 111H264V109H263ZM3 112H4V111H3ZM63 112H64V111H63ZM73 112H74V111H73ZM86 112H87V110H86ZM96 112H97V111H96ZM132 112H133V111H132ZM143 112H144V111H143ZM156 112H157V110H156ZM158 112H157V113H158ZM172 112H173V113H172ZM201 112H202V110H201ZM204 112H205V111H204ZM231 112H232V111H231ZM237 112H238V111H237ZM259 112H260V111H259ZM57 113H58V112H57ZM78 113H79V112H78ZM78 113H77V114H78ZM138 113H139V112H138ZM140 113H141V112H140ZM152 113H153V112H152ZM157 113H156V114H157ZM164 113H165V112H164ZM176 113H177V114H176ZM193 113H194V112H193ZM227 113H228V112H227ZM233 113H234V112H233ZM239 113H240V112H239ZM243 113H244V112H243ZM250 113H251V112H250ZM255 113H256V112H255ZM55 114H56V113H55ZM62 114H63V113H62ZM79 114H80V113H79ZM121 114H122V113H121ZM127 114H128V113H127ZM160 114H161V112H160ZM166 114H168V113H166ZM175 114H176V115H175ZM186 114H187V111H186ZM210 114H212V113L210 112ZM214 114H215V113H214ZM220 114H221V113H220ZM220 114H219V115H220ZM230 114H231V113H230ZM230 114H229V115H230ZM234 114H235V113H234ZM236 114H237V116H238V113H236ZM2 115H3V114H2ZM51 115H52V114H51ZM60 115H61V114H60ZM60 115H59V116H60ZM65 115H67V114H65ZM85 115H86V114H85ZM123 115H124V114H123ZM130 115H131V114H130ZM163 115H164V114H163ZM193 115H194V114H193ZM246 115H247V113H246ZM0 116H1V115H0ZM61 116H62V115H61ZM63 116H64V115H63ZM120 116H121V115H120ZM120 116H118V117H120ZM124 116H125V115H124ZM159 116H160V115H159ZM174 116H175L176 118H175ZM188 116H189V115H188ZM194 116H196V115H194ZM226 116H227V115H226ZM233 116H235V115H233ZM233 116H232V117H233ZM243 116H244V115H243ZM247 116L249 117L250 115H247ZM258 116H259V115H258ZM72 117H73V116H72ZM89 117H90V116H89ZM143 117H144V116H143ZM150 117H151V116H150ZM154 117H156V116H154ZM161 117H162V116H161ZM216 117H217V115H216ZM252 117H254V116L252 115ZM79 118H80V117H79ZM147 118H148V117H147ZM147 118H146V119H147ZM156 118H157V117H156ZM162 118H163V117H162ZM174 118H175V119H174ZM199 118H200V117H199ZM207 118H208V117H207ZM219 118H222V117H219ZM233 118H234V117H233ZM259 118H260V116H259ZM82 119H83V118H82ZM122 119H123V117H122ZM150 119H151V118H150ZM153 119H154V118H153ZM157 119H158V118H157ZM170 119H171V118H170ZM195 119H196V118H195ZM200 119H201V118H200ZM204 119H205V118H204ZM211 119H212V118H211ZM214 119H216V118H214ZM227 119H228V118H227ZM240 119H241V118H239V120H240ZM249 119H250V117H249ZM71 120H73V119H71ZM71 120H70L69 122H71ZM85 120H86V119H85ZM131 120H132V119H131ZM134 120H135V117H134L133 121H134ZM138 120H140V119H138ZM144 120H145V119H144ZM151 120H152V119H151ZM158 120H159V119H158ZM171 120H172V119H171ZM208 120H209V122H210V119H208ZM218 120H219V119H218ZM218 120H217V121H218ZM224 120H225V119H224ZM228 120H230V119H228ZM228 120H227V121H228ZM236 120H238V119L236 118L235 121H236ZM239 120H238L237 122H239ZM250 120H251V119H250ZM65 121H66V119H65ZM79 121H80V119H79ZM83 121H84V120H83ZM83 121H81V123H82ZM114 121H115V120H114ZM116 121H117V119H116ZM116 121H115V123H116ZM127 121H128V120H127ZM152 121H154V120H152ZM167 121H168V119H167ZM177 121H178V120H177ZM182 121H183V120H182V118H181V122H182ZM192 121H193V119H192ZM196 121H197V120H196ZM212 121H214V120H212ZM217 121H216V122H217ZM220 121H221V119H220ZM230 121H231V120H230ZM233 121H234V119H233ZM233 121H232V122H233ZM243 121H245V120L243 119ZM246 121H247V120H246ZM60 122H61V119H60ZM60 122H59V123H60ZM73 122H75V121H73ZM76 122H77V121H76ZM118 122H120V121H118ZM130 122H131V121H130ZM154 122H157V121H154ZM198 122H199V120H198ZM214 122H215V121H214ZM214 122H213V123H214ZM122 123H123V122H121V124H122ZM139 123H140V122H139ZM143 123H144V122H143ZM148 123H149V122H148ZM166 123H167V122H166ZM183 123H184V122H183ZM217 123H218V122H217ZM239 123H240V122H239ZM260 123H261V122H260ZM66 124H67V122H66ZM71 124H72V123H71ZM87 124H89V123L87 122ZM112 124H113V123H112ZM131 124H132V123H131ZM131 124H130V125H131ZM161 124H162V123H161ZM193 124H194V123H193ZM195 124H196V123H195ZM200 124H202V123H200ZM219 124H220V122H219ZM222 124H223V123H222ZM224 124H225V123H224ZM226 124H227V123H226ZM226 124H225V125H226ZM228 124H229V122H228ZM236 124H238V123H236ZM244 124H246V123H244ZM250 124H251V122H250ZM257 124L259 125V123H257ZM113 125H114V124H113ZM115 125H116V124H115ZM122 125H123V124H122ZM122 125H121V126H122ZM133 125H134V124H133ZM137 125H138V124H137ZM142 125H143V124H142ZM169 125H170V126H169ZM202 125H203V124H202ZM206 125H208V123H207ZM134 126H135V125H134ZM138 126H139V125H138ZM147 126H148V125H147ZM167 126H168V127H167ZM186 126H187V125H186ZM193 126H194V125H193ZM203 126H204V125H203ZM211 126H212V124H211ZM214 126H215V125H214ZM240 126H241V125H240ZM243 126H245V125H243ZM61 127L63 128V126H61ZM73 127H74V126H73ZM149 127H150V126H149ZM198 127H199V126H198ZM225 127H226V126H225ZM228 127H229V126H228ZM228 127H227V128H228ZM232 127H233V126H232ZM232 127H230V128H232ZM235 127H236V125H235ZM241 127H242V126H241ZM241 127H239V128H241ZM5 128H6V127H5ZM59 128H60V127H59ZM66 128H67V127H66ZM76 128H77V127H76ZM108 128H109V127H108ZM121 128H122V127H121ZM151 128H153V125H152ZM161 128H162V127H161ZM185 128H186V127H185ZM190 128H191V127H190ZM190 128H189V129H190ZM196 128H197V126H196ZM209 128H210V126H209ZM211 128H213V127H211ZM3 129H4V128H3ZM6 129H7V128H6ZM141 129H142V128H141ZM157 129H158V127H157ZM193 129H194V128H193ZM215 129H216V128H215ZM241 129H242V128H241ZM252 129H253V128H252ZM258 129H260V128H258ZM4 130H5V129H4ZM71 130H72V129H71ZM132 130H133V129H132ZM138 130H139V129H138ZM145 130H147V132H148V128L145 129ZM150 130H151V129H150ZM158 130H159V129H158ZM181 130H182V129H181ZM205 130H206V129H205ZM207 130H208V129H207ZM213 130H214V129H213ZM225 130H226V129H225ZM235 130H236V129H235ZM235 130H234V131H235ZM239 130H240V129H239ZM245 130H246V129H245ZM1 131H2V130H1ZM7 131H8V130H7ZM159 131H160V130H159ZM166 131H165V132H166ZM182 131H183V130H182ZM190 131H191V129H190ZM195 131H196V130H195ZM195 131H194V132H195ZM210 131H212V130H210ZM223 131H224V130H223ZM227 131H228V130H227ZM229 131H230V130H229ZM231 131H232V130H231ZM237 131H238V130H237ZM259 131H260V130H259ZM263 131H264V130H262V133H264ZM184 132H186V131H184ZM196 132H198V130H197ZM201 132H202V131H201ZM220 132H221V130H220ZM239 132H241V131H239ZM260 132H261V131H260ZM4 133H6V131H5ZM60 133H61V132H60ZM64 133H65V132H64ZM133 133H134V132H133ZM141 133H142V132H141ZM141 133H140V134H141ZM159 133H160V132H159ZM161 133H162V132H161ZM188 133H189V132H188ZM199 133H200V130H199ZM204 133H205V132H204ZM225 133H226V132H225ZM252 133H253V132H252ZM6 134H7V133H6ZM149 134H150V133H149ZM152 134H154V133H152ZM164 134H166V133H164ZM185 134H186V133H185ZM192 134H193V133H192ZM197 134H198V133H197ZM197 134H196V135H197ZM200 134H201V133H200ZM215 134H216V133H215ZM253 134H254V133H253ZM132 135H133V134H132ZM135 135H136V134H135ZM146 135H147V134H146ZM154 135H155V134H154ZM183 135H184V134H183ZM188 135H190V133H189ZM193 135H194V134H193ZM196 135H195V137H196ZM205 135H209V134H205ZM205 135H203V137H204ZM220 135H221V134H220ZM2 136H3V135H2ZM53 136H54V135H53ZM62 136H63V135H62ZM148 136H149V135H148ZM166 136H167V135H166ZM166 136L164 135L165 138H166ZM169 136H168V139L166 138L167 141L169 140ZM171 136H170V137H171ZM181 136H182V135H181ZM181 136H179V137L181 138ZM185 136H186V135H185ZM226 136H227V134H226ZM253 136H254V135H253ZM263 136H264V134H263ZM55 137H56V135L54 136V138H55ZM137 137H138V135H137ZM142 137H143V136H142ZM142 137H141V138H142ZM155 137H156L157 139H159L156 135H155ZM164 137H163V138H164ZM191 137H192V136H191ZM206 137L208 138V136H206ZM217 137H218V135H217ZM221 137H222V136H221ZM224 137H225V136H224ZM247 137H249V136H247ZM247 137L245 136V140H246ZM260 137H261V136H260ZM56 138H57V137H56ZM60 138H61V137H60ZM63 138H64V136H63ZM125 138H126V137H125ZM134 138H135V137H134ZM151 138H152V137H151ZM156 138H155L154 141H157ZM173 138L175 139V137H172V138H170V139L173 140ZM209 138H210V137H209ZM211 138H212V137H211ZM218 138H219V137H218ZM232 138H234V137H232ZM262 138H263V137H262ZM58 139H59V138H58ZM117 139H118V138H117ZM148 139H149V138H148ZM148 139H147V140H148ZM152 139H153V138H152ZM181 139H182V138H181ZM183 139H185V138H183ZM204 139H205V138H204ZM219 139H220V138H219ZM226 139H227V138H226ZM228 139H229V137H228ZM52 140H53V137H52ZM120 140H121V139H120ZM126 140H127V139H126ZM131 140H132V139H131ZM131 140H130V141H131ZM133 140H134V139H133ZM186 140H187V139H186ZM223 140H224V139H223ZM240 140H241V139H240ZM248 140H249V139H248ZM252 140H253V138H252ZM260 140H262V139H260ZM3 141H4V140H3ZM44 141H45V140H44ZM47 141H48V140H47ZM55 141H56V140H55ZM135 141H136V140H135ZM141 141H142V140H141ZM141 141L139 140L140 143H141ZM145 141H146V140H145ZM152 141H153V140H152ZM165 141H166V140H165ZM176 141H178V139L175 140V141L173 140L174 143H175ZM182 141H183V140H182ZM184 141H185V140H184ZM184 141H183V142H184ZM194 141H195V140H194ZM194 141H193V139H192L191 143L194 142ZM198 141H200V140H198ZM203 141H204V140H203ZM212 141H214V140H212ZM232 141H234V140H232ZM242 141H243V140H242ZM253 141H254V140H253ZM120 142H121V143H124V140H123V142H122V141H119V143H120ZM149 142H150V141H149ZM224 142H225V141H224ZM227 142H228V141H227ZM227 142H225V143H227ZM235 142H236V140H235ZM238 142H239V141H238ZM251 142H252V141H251ZM263 142H264V141H263ZM45 143H46V142H44V144H45ZM54 143H55V142H54ZM57 143H58V142H57ZM59 143H60V142H59ZM132 143H134V142H132ZM136 143H137V142H136ZM150 143H151V142H150ZM165 143H166V142H165ZM194 143H195V142H194ZM210 143H211V142H210ZM215 143H217V141H216ZM219 143H223V142H219ZM243 143H244V142H243ZM249 143H250V142H249ZM40 144H41V143H40ZM44 144H43V145H44ZM147 144H148V143H147ZM147 144H146V145H147ZM167 144H168V143H167ZM176 144L179 146V145L182 144V142L179 140V142L176 143ZM203 144H204V143H203ZM223 144H224V143H223ZM52 145H53V143H52ZM57 145H58V144H57ZM118 145H119V144H118ZM177 145H175V148L177 147ZM191 145H192V144H191ZM200 145H201V144H200ZM208 145H209V144H208ZM210 145H211V144H210ZM229 145H230V144H229ZM244 145H246V143H245ZM125 146H126V144H125ZM133 146H136V144H134ZM143 146H144V145H143ZM156 146H157V145H156ZM211 146H212V145H211ZM214 146H215V145H214ZM261 146H263L262 143H261ZM261 146L259 145L258 148L260 149ZM51 147H52V146H51ZM121 147H122V145H121ZM127 147H128V146H127ZM157 147H158V146H157ZM179 147H180V146H179ZM188 147H189V146H188ZM188 147H187V148H188ZM195 147H196V146H195ZM201 147H202V145H201ZM218 147H219V146H218ZM224 147H225V146H224ZM237 147L239 148V146L234 147V148H236L237 150H236V149H233V151H232V150L230 149V150L232 151L231 154L233 153V156H234V155L236 156V152L239 151V149H238ZM245 147H246V146H245ZM41 148H42V147H41ZM53 148H54V147H53ZM75 148H76V147H75ZM163 148H164V147H163ZM165 148H166V145H165ZM165 148H164V150H166ZM177 148H178V147H177ZM183 148H184V147H183ZM183 148H182V149H183ZM198 148H199V147H198ZM198 148H197V149H198ZM205 148H206V145H205ZM212 148H213V147H212ZM44 149H46V148L44 147ZM70 149H71V148H70ZM116 149H118V148H116ZM119 149H120V148H119ZM136 149H138V148L136 147ZM141 149H142V148H141ZM148 149H149V148H148ZM160 149H161V148H160ZM167 149H168V148H167ZM200 149H201V148H200ZM202 149H203V148H202ZM202 149H201V150H202ZM210 149H211V148H210ZM246 149H247V148H246ZM259 149L256 150V151H259V152H260L262 149H264V147H262L261 150H259ZM36 150H37V149H36ZM50 150H52V149H50ZM53 150H54V149H53ZM75 150H76V149H75ZM77 150H78V149H77ZM79 150H80V149H79ZM122 150H123V149H122ZM132 150H133V148H132ZM171 150H172V149H171ZM198 150H199V149H198ZM204 150H206V149H204ZM224 150H226V148H224ZM234 150H235L236 152H235ZM31 151H32V150H31ZM44 151H45V150H44ZM72 151H73V150H72ZM115 151H116V150H115ZM120 151H121V150H120ZM120 151H119V152H120ZM138 151H139V150H138ZM149 151H150V150H149ZM151 151H152V150H151ZM156 151H157V148H156ZM218 151H220V150H218ZM70 152H71V150H70ZM75 152H76V151H75ZM78 152H79V151H78ZM109 152H111V150H110ZM117 152H118V150H117ZM163 152H164V151H162L161 153H163ZM183 152H184V151H183ZM196 152H197V151H196ZM211 152H212V151H211ZM211 152H210V153H211ZM222 152H223V150H222ZM228 152H229V151H228ZM234 152H235V153H234ZM261 152H262V151H261ZM34 153H35V152H34ZM36 153H37V152H36ZM36 153H35V154H36ZM44 153H46V152H44ZM54 153H55V152H54ZM76 153H77V152H76ZM113 153H114V152H113ZM132 153H133V152H132ZM132 153H131V154H132ZM135 153H136V150H135ZM151 153H152V152H151ZM168 153H169V152H168ZM170 153H171V152H170ZM177 153H178V151H177ZM188 153H189V152H188ZM192 153H193V152H192ZM202 153H205V152H202ZM241 153H242V152H241ZM35 154H34V155H35ZM48 154H49V153H48ZM109 154H110V153H109ZM121 154H122V153H121ZM138 154H139V155H138ZM138 154H137L138 157H137V155H136L137 158L135 157L137 161H138V159H140V158H139V157H140V153H138ZM142 154H143V153H142ZM142 154H141V155H142ZM152 154H153V153H152ZM171 154H172V153H171ZM171 154H168V155H171ZM174 154H175V155H174ZM195 154H198V153H195ZM207 154H208V153H207ZM221 154H222V153H221ZM258 154H260V153H258ZM261 154L263 155V152H262ZM34 155H33V156H34ZM38 155H39V153H38ZM52 155H53V154H52ZM75 155H76V154H75ZM116 155H118V154H116ZM147 155H148V153H147ZM154 155H155L154 157H156V159H157V157H158L159 162H156V163L158 164V165L156 164V166H155V168H156L157 170L154 169V171L152 172L153 174L150 172V175H151V174H152V175H156L157 173H156V174H154V173H155V171L157 172L158 169H159V171H158V172H159L158 175H159V174L161 175V173H162L161 170L163 169L162 167H164V169H166L165 165L167 166V165L169 164V162L172 161V159H175V158L178 159V158L180 157V154H179V153L177 154V155H179V156H177L178 158L176 157V151L173 153L172 156H170V157L172 158L171 160H170V157H168L167 154H166V158H167V159H166V158L164 159L165 152L163 153V155H161V154L158 155V156H157V154H154ZM182 155H183V154H182ZM182 155H181V156H182ZM192 155H193V154H192ZM205 155H206V154H205ZM205 155H204V156H205ZM218 155H220V154H218ZM223 155H224V154H223ZM225 155H226V154H225ZM237 155H238V154H237ZM262 155H261V156H262ZM49 156H50V155H49ZM109 156H110V155H109ZM142 156H143V155H142ZM159 156H160V157H159ZM173 156H174V158H173ZM213 156H214V155H212V157H213ZM227 156H228V155H227ZM233 156L231 155V161L235 163V161H234V157H235V156H234V157H233ZM249 156H250V155H249ZM259 156H260V155H259ZM184 157H185V156H184ZM200 157H201V156H200ZM207 157H208L209 160H210L209 155H208ZM207 157H206V158H207ZM236 157H238V156H236ZM236 157H235V159H237ZM35 158H36V157H35ZM45 158H46V157H45ZM47 158H48V157H47ZM147 158H148V156H147ZM168 158H169V160H168ZM189 158H190V157H189ZM197 158H198V157L196 156L195 159H197ZM203 158H204V157H203ZM216 158H217V157H216ZM225 158H226V156L224 157V159H225ZM244 158H245V157H244ZM263 158H264V156H263ZM48 159H49V158H48ZM148 159H149V158H148ZM162 159H164V161H163ZM186 159H187V157H186ZM190 159H192V157H191ZM199 159H200V158H199ZM199 159H197V160H199ZM204 159H205V158H204ZM228 159H229V158H228ZM232 159H233V160H232ZM238 159H239V158H238ZM240 159H241V158H240ZM253 159H254V158H253ZM260 159H261V158H260ZM66 160H67V159H66ZM129 160H130V158H129ZM134 160H135V159H134ZM145 160H146V159H145ZM165 160H166V162H167V161H169V162H168V163H164ZM242 160H243V159H242ZM254 160H255V159H254ZM258 160H259V159H258ZM258 160L256 159L257 162H258ZM261 160H262V159H261ZM6 161H7V160H6ZM37 161H38V159H37ZM49 161H50V160H49ZM49 161H48V162H49ZM58 161H59V160H58ZM61 161H62V160H61ZM130 161H131V160H130ZM137 161H136V162H137ZM146 161H147V160H146ZM175 161H176V160H175ZM177 161H178V160H177ZM183 161H184V160H183ZM191 161H192V160H191ZM202 161H203V160H202ZM202 161H201L200 163H202ZM243 161H244V160H243ZM7 162H8V161H7ZM12 162H13V161H12ZM32 162H33V161H32ZM42 162H44V161H42ZM48 162H47V163H48ZM52 162H53V161H52ZM67 162H68V161H67ZM185 162L187 163L186 160H185ZM224 162H225V161H224ZM228 162H229V161H228ZM232 162H230L229 164H227L226 162H225V163H226L227 165H230ZM33 163H34V162H33ZM33 163H32V164H33ZM130 163H131V162H130ZM133 163H135V162H133ZM137 163H138V162H137ZM149 163H150V162H149ZM151 163H152V162H151ZM151 163H150V164H151ZM160 163H164V164H160ZM190 163H192V162H190ZM207 163H208V162H206V164H207ZM209 163H210V162H209ZM217 163H219V161H218ZM217 163H216V164H217ZM220 163H221V162H220ZM222 163H223V161H222ZM260 163H262V166H263L264 162L261 161ZM260 163H259V165H261ZM5 164H6V163H5ZM9 164H10V163H9ZM32 164H31V166H32ZM34 164H35V163H34ZM43 164H44V163H43ZM57 164H58V163H57ZM62 164H63V163H62ZM67 164H68V163H67ZM139 164L141 165V163H139ZM139 164H138V166H140ZM143 164H145V163H143ZM150 164H149V166H150ZM172 164L174 165L175 163H172ZM178 164H179V163H178ZM180 164L182 165V163H180ZM184 164H185V163H184ZM195 164H196V161H195ZM195 164H194V166H195ZM213 164H214V162H213ZM223 164H224V163H223ZM232 164H233V163H232ZM237 164H238V162L235 163V165H237ZM244 164H245V163H244ZM37 165H38V164H37ZM37 165H36V168H37ZM45 165H47V164H45ZM51 165H52V163H51ZM55 165H56V164H55ZM58 165H59V164H58ZM63 165H64V164H63ZM132 165H133V164H132ZM162 165H164V166H162ZM11 166H12V165H11ZM31 166H30V167H31ZM41 166H42V165H41ZM47 166H48V165H47ZM106 166H107V165H106ZM135 166L137 167L136 163H135ZM197 166H198V165H197ZM206 166H207V165H206ZM214 166H215V165H214ZM233 166H234V164H233ZM233 166L231 165V167H233ZM238 166H239V165H238ZM238 166H236V167H237V171L235 170V168H236L235 166H234V168H233V171H232V168L229 167V166H228V167L226 166V168H228V169L230 170V172H233V173H234V171H235V172L237 173L238 170H239ZM27 167H28V166H27ZM43 167H44V166H43ZM45 167H46V166H45ZM50 167H51V166H50ZM64 167H65V166H64ZM64 167H63V169H64ZM136 167L134 168L136 171L131 169L132 171H134V172H133L134 174L136 173L135 175H137L138 170H139L138 168H137V169H138V170H137ZM145 167H146V166H145ZM150 167H151V166H150ZM167 167H168V166H167ZM172 167H173V166H172ZM184 167H185V165H184ZM195 167H196V166H195ZM195 167H194V168H195ZM200 167H201V166H200ZM207 167H208V166H207ZM210 167H211V166H210ZM210 167H209V168H210ZM220 167H222V165H221ZM239 167H240V166H239ZM5 168H6V167H5ZM46 168H48V167H46ZM69 168H70V167H69ZM69 168H68V169H69ZM139 168L142 169L141 166H140ZM146 168H148V167H146ZM169 168H170V167H169ZM190 168H191V167H190ZM190 168H189V169H190ZM205 168H206V167H205ZM213 168H214V167H213ZM213 168H212V169H213ZM226 168H225V170H224V167H223V170H224V171L222 170L221 172H224V173H222V174H225V171H226V174H227V170H226ZM249 168H250V167H249ZM253 168H254V166H253ZM0 169H1V168H0ZM33 169H34V168H33ZM57 169H58V168H57ZM68 169H67V170H68ZM106 169H108V168H106ZM143 169H145V168H143ZM160 169H161V170H160ZM164 169H163V171H165ZM170 169H172V168H170ZM173 169L175 170L174 167H173ZM217 169H218V168H217ZM242 169H243V168H242ZM259 169L262 170V169H264V167H261V168H259ZM44 170H45V169H44ZM48 170H49V169H48ZM50 170H52V169H50ZM104 170H105V169H104ZM150 170H152V168H151ZM180 170H181V169H179V171H180ZM195 170H198V169H195ZM214 170H215V169H214ZM240 170H241V169H240ZM0 171H1V170H0ZM33 171H34V170H33ZM40 171H41V170H40ZM55 171H56V170H55ZM59 171H60V170H59ZM64 171H66V170H64ZM107 171H108V170H107ZM139 171H140V170H139ZM166 171H169V170L166 169ZM171 171H172V170H171ZM175 171H176V170H175ZM187 171H188V170H187ZM205 171H206V170H205ZM209 171H210V170H209ZM218 171H219V170H218ZM253 171H254V172L251 171V172H250L251 174H249V175H251V176L253 177V179H254L255 176H256V177L259 176V177H257V178H261V175H259V174H260V171H257V170L255 171L254 169H253ZM26 172H27V171H26ZM41 172H42V171H41ZM51 172H52V171H51ZM144 172H145V171H144ZM146 172H147V171H146ZM160 172H161V173H160ZM169 172H170V171H169ZM193 172H194V171H193ZM203 172H204V170H203ZM212 172H213V171H212ZM212 172H211V175H212ZM23 173H24V172H23ZM29 173L32 174L31 172H29ZM36 173H37V171H36ZM42 173H43V172H42ZM54 173H55V172H54ZM56 173H58V172H56ZM59 173H61V171H60ZM64 173H65V172H64ZM130 173H131V172H130ZM133 173H132V174H133ZM140 173H143V172L141 171ZM140 173H139V175H140ZM148 173H149V172H148ZM173 173H174V172H173ZM233 173H231V174L229 173L230 175H229V174L227 175L228 178L231 177V175H232ZM262 173H263V170H262ZM24 174H25V173H24ZM24 174H23V175H24ZM40 174H41V173H39V175H40ZM52 174H53V173H52ZM123 174H124V173H123ZM123 174H122V176H123ZM170 174H171V173H170ZM177 174H178V173H177ZM191 174H192V173H191ZM206 174H209V176H210V173H206ZM206 174H204V175H206ZM213 174L215 175V173H213ZM226 174L224 175V178H227ZM237 174H239V173H237ZM242 174H243V173H242ZM252 174H253V175H252ZM257 174H258V175H257ZM33 175H34V177L36 176L35 174H33ZM33 175H31V176H33ZM45 175H46V174H45ZM57 175H59V174H57ZM57 175H56V176H57ZM66 175H67V174H66ZM105 175H106V174H105ZM126 175H127V174H126ZM139 175H137V177H136V176H134V177L137 178V180H138V178H139V180H140V179H142V176H143L144 174H141V175H140L141 177H140ZM150 175H147V177L150 176ZM162 175H163V174H162ZM199 175H200V174H199ZM202 175H203V173H202ZM235 175H236V174H235ZM246 175H247V173H246ZM37 176H38V175H37ZM68 176H69V175H68ZM120 176H121V175H120ZM120 176H119V177H120ZM166 176H167V175H166ZM172 176H173V175H172ZM174 176H175V175H174ZM190 176H191V175H190ZM194 176H195V175H194ZM196 176H197V175H196ZM200 176H201V175H200ZM220 176H221V174H220ZM220 176H218V179H220ZM233 176H234V175H233ZM247 176H248V175H247ZM25 177H26V176H25ZM28 177H29V175H28ZM51 177H52V176H51ZM61 177H62V176H61ZM69 177H70V176H69ZM123 177H125V176H123ZM123 177H122V178H123ZM132 177H133V176H132ZM143 177H145V176H143ZM147 177H146V178H147ZM152 177H153V176H152ZM152 177H151V179H152ZM163 177H164V176H163ZM170 177H171V176H170ZM188 177H189V175H188ZM204 177H205V176H204ZM215 177H217V176H215ZM215 177L213 176V178H214L213 180H215V181L212 180L213 182H215V184H214L213 186H215V185H216V182L218 181L217 178H216V179H217V181H216ZM238 177H239V175H237V178H238ZM242 177H243V176H242ZM242 177H241V178H242ZM262 177H264V174L262 175ZM22 178H23V177H22ZM57 178H58V177H57ZM70 178H71V177H70ZM103 178H104V177H103ZM148 178H149V177H148ZM157 178H158V177H157ZM177 178H178V180H180V179H179L180 177H177ZM177 178H174V179L177 180ZM191 178H192V177H191ZM194 178H195V177H194ZM221 178H222V177H221ZM234 178H235V177H234ZM234 178H233V179H234ZM249 178H250V176H249ZM34 179H35V178H34ZM37 179H39V178H36V180H37ZM49 179H50V177H49ZM66 179H67V177H66ZM68 179H69V178H68ZM71 179H72V178H71ZM124 179H125V178H124ZM132 179H133V178H132ZM153 179H154V178H153ZM167 179H168V178H167ZM172 179H173V178H172ZM196 179H197V178H196ZM196 179H195V180H196ZM198 179H199V178H198ZM203 179H204V178H203ZM205 179H206V178H205ZM230 179H231V178H230ZM243 179H244V178H243ZM261 179H263V181H264V178H261ZM261 179H260V180L258 179V181L260 182ZM22 180H23V179H22ZM32 180H33V179H32ZM39 180H40V179H39ZM53 180H54V179H53ZM103 180H104V179H103ZM127 180H128V178H127ZM137 180H136V182L139 181V180H138V181H137ZM144 180H145V179H144ZM156 180H158V179H156ZM156 180H155V181H156ZM162 180H163V179H162ZM165 180H166V178H165ZM165 180H164V182H165ZM193 180H194V179H193ZM193 180H192V181H193ZM200 180H201V179H200ZM221 180H222V179H221ZM223 180H224V179H223ZM234 180H235V179H234ZM0 181H1V180H0ZM18 181H20V180H18ZM23 181H24V180H23ZM28 181H29V180H28ZM121 181H123V180H121ZM121 181H120V182H121ZM132 181H133V180H132ZM141 181H142V180H140V182H138V184L141 183V185H142V184L145 183V181H144V182L142 181L143 183H142ZM148 181H149V180H148ZM170 181H171V180H170ZM183 181H185V180H183ZM190 181H191V179H190ZM196 181H197V180H196ZM207 181H208V180H207ZM210 181H211V180H210ZM219 181H220V180H219ZM224 181H225V180H224ZM236 181H237V179H236ZM241 181H242V180H241ZM253 181H254V180H253ZM258 181L256 182V183H258V184H260L261 182H263V181H261V182L259 183ZM26 182H27V181H26ZM37 182H38V181H37ZM40 182H41V181H40ZM42 182H43V181H42ZM45 182H46V181H45ZM60 182H62V181H60ZM63 182H64V181H63ZM65 182H66V180H65ZM70 182H71V181H70ZM133 182H135V179H134ZM136 182H135V183H136ZM151 182H152V181H151ZM167 182L169 183L168 180H167ZM173 182H175V181L173 180ZM188 182H189V181H188ZM205 182H206V181H205ZM205 182H203V183L205 184ZM208 182H209V181H208ZM213 182H211V183L213 184ZM221 182H222V181H221ZM243 182H244V181H243ZM250 182H251V181H250ZM17 183H19V182H17ZM21 183H22V182H21ZM68 183H69V182H68ZM68 183H67V185H68ZM86 183H87V182H86ZM130 183H132V182H130ZM177 183H178V186H179V185L181 184V181H180V182L176 181V184H177ZM179 183H180V184H179ZM185 183H186V181H185ZM198 183H199V182H198ZM211 183H210V184H211ZM247 183H249V182H247ZM247 183H246V184H247ZM254 183H255V182H254ZM256 183H255V184H256ZM263 183H264V182H263ZM263 183H262V184H263ZM23 184H24V182H23ZM34 184H35V183H34ZM38 184H39V183H38ZM42 184H43V183H42ZM61 184H62V183H61ZM64 184H65V183H64ZM119 184L121 185V183H119ZM119 184H118V185H119ZM123 184H124V182H123ZM125 184H127V183H125ZM125 184H124V185H125ZM133 184H134V183H133ZM138 184H137L136 186H138ZM145 184H146V183H145ZM145 184H144V185H145ZM151 184H152V183H150L149 186H150ZM156 184H157V183H156ZM191 184H192V183H191ZM210 184H209V187H210V188L213 187L212 184H211V186H210ZM217 184H218L217 187H213L214 189L212 188V190H216L215 188H217L218 190L220 189V185H221V184L219 185L218 182H217ZM233 184H234V183H233ZM235 184H236V182H235ZM235 184H234V185H235ZM238 184H239V183H238ZM249 184H250V183H249ZM249 184H248V185H249ZM251 184H252V182H251ZM255 184H254V185H255ZM258 184H257V185H258ZM21 185H22V184H21ZM69 185H70V184H69ZM144 185H142V186H144ZM152 185H154V184H152ZM174 185H175V183H174ZM185 185H186V184H185ZM196 185H197V184H196ZM200 185H201V184H200ZM200 185H199V186H200ZM228 185H229V184H228ZM254 185L252 184V185H250L249 187H251V186H252V187H257V185H256V186H254ZM17 186H18V185H17ZM27 186H29V185H27ZM30 186H32V185H30ZM92 186H93V185H92ZM125 186H126V185H125ZM125 186H124V187H125ZM134 186H135V185H133V187H134ZM142 186L139 185L138 187H142ZM146 186H148V185L146 184L145 187H146ZM157 186H158V185H157ZM204 186H205V185H204ZM223 186H225V185H223ZM223 186L221 187V189H220L219 191H221V190L223 191V190H224L223 188H225L226 186H225V187H223ZM238 186H239V185H238ZM245 186H247V185H245ZM260 186H261V187H260ZM263 186H264V185H263ZM263 186L260 184V185L258 186V189H260V191H261V189H262V191H264V189H263L264 187H263ZM35 187H36V186H35ZM65 187H66V186H65ZM89 187H90V185H89ZM129 187H132V186H129ZM145 187H142L141 189H139V188H137V187H135V188H137L138 191H139V190H143V188L145 189ZM150 187H151L150 189L152 190V189L155 187V185L153 186V188H152V186H150ZM158 187H159V186H158ZM164 187H166V185H164ZM233 187H234V186H233ZM249 187L247 186L246 189H248ZM259 187H260V188H259ZM18 188H19V187H18ZM33 188H34V186H33ZM83 188H85V187H83ZM87 188H88V187H87ZM114 188H115V186H114ZM155 188H157V187H155ZM155 188H154V189H155ZM159 188H160V187H159ZM167 188H169V187H167ZM170 188H171V187H170ZM172 188H173V187H172ZM175 188H179V187H175ZM187 188H188V187H187ZM191 188H192V187H191ZM199 188H200V187H199ZM204 188H205V187H204ZM228 188L230 189V187H228ZM243 188H244V187H243ZM90 189H91V187H90ZM129 189H130V188H129ZM137 189L135 190L134 188H132V189H130V190H132V191L135 193V191L138 192ZM154 189H153V190H154ZM160 189H161V188H160ZM179 189H180V188H179ZM181 189H183L182 186H181ZM205 189H209V188L206 187ZM205 189H204V190H205ZM226 189H227V187L225 188V190H226ZM229 189H228V190H229ZM237 189H238V188H237ZM240 189H241V187H240ZM249 189H250V188H249ZM254 189H255V188H254ZM254 189H253V190H254ZM256 189H257V188H256ZM256 189L254 190V192H255V191H258V190H256ZM12 190H13V188H12ZM33 190H34V189H33ZM88 190H89V189H88ZM91 190H92V189H91ZM110 190H111V189H110ZM110 190H109V191H110ZM123 190H127V189H125V188H124V189H121V191H123ZM148 190H149V189H148ZM151 190H150V191H151ZM156 190H157V189H156ZM156 190H155V192H156ZM164 190H165V188H164ZM174 190H175V189H174ZM202 190H203V189H202ZM212 190L210 189V190H208V191H207V190H205V191H206V193L209 192V191H210L209 193H211ZM228 190H226L225 192L227 193ZM250 190H251V189H250ZM19 191H20V189H19ZM86 191H87V190H86ZM92 191L95 192L96 190H95V191L92 190ZM113 191H114V189H113ZM160 191H163V190H160ZM169 191H170V190H169ZM188 191H189V190H188ZM200 191H201V190H200ZM200 191H199V192H200ZM205 191H203V193H202V191H201V192H200V195H198V193L194 190V192H196V196H197V195H198V196H197V198H196L195 196H193V195H191V196H193V198H196L195 201H197V199H199V196H201L200 198H202V199H200L199 201H200V202L206 201L207 204H208V202H211V201H209V199H213V201L215 200V202H220V200H221V198H223V196H224V198L226 197V193H225L224 191H223V192L225 193V195H223V196H222L223 193L220 192L221 195L218 194V196L220 195V197H221V196H222V197L220 198L219 201H217V200H216L217 198H216V199L213 198L214 196H213L212 198H209V193H207V194H208V195H207V194L205 193ZM216 191H217V190H216ZM216 191H213L214 193H211L210 196H212V194L215 195V192H216ZM244 191H246V190H244ZM262 191H261V192H259V191L256 192L257 194L254 193L255 195L252 196V197H254V199H253L252 197L249 198V200H247V202L249 201V202L247 203V205H248L249 203H251V205H252V204H255V203L257 202L255 199H258L259 197L264 198V196H263L264 194H262ZM2 192H3V191H2ZM13 192H14V191H13ZM90 192H91V191H90ZM151 192H153V191H151ZM171 192H172V191H171ZM177 192H179V190L177 191V189H176V192H174V193L172 192V193L174 194V195H173L174 197H175V196H176V197H179V196H180V195H177V194H178ZM247 192H248V191H247ZM252 192H253V191H252ZM252 192H251V193L249 192L250 194H249V193H248V194L251 196V195L253 194ZM20 193H21V192H20ZM28 193H29V192H28ZM31 193H32V192H31ZM62 193H63V192H62ZM115 193H116V192H115ZM125 193H126V191H125ZM141 193L144 194V193H146V191L143 190V192L141 191V192L138 193L139 197L141 196L140 198H142V195H143V194H141ZM156 193H157V192H156ZM156 193H155V195H156ZM158 193H159V192H158ZM158 193H157V194H158ZM160 193H161V192H160ZM166 193H167V192H166ZM175 193H176V195H175ZM181 193H182V192H181ZM183 193H184V192H183ZM183 193H182V194H183ZM188 193H189V192H188ZM201 193H202V195H205V194H206L205 196H208V202H207V197H205L206 200H204V198H203L204 196H202ZM204 193H205V194H204ZM217 193H219V192H217ZM228 193H229V192H228ZM228 193H227V195H228ZM239 193H240V192H239ZM242 193H243V192H242ZM242 193H241V194H242ZM259 193H260V194H259ZM263 193H264V192H263ZM6 194H7V193H6ZM10 194H11V193H10ZM12 194H13V193H12ZM23 194H24V193H23ZM36 194H37V193H36ZM56 194H57V193H56ZM60 194H61V193H60ZM88 194H89V193H88ZM107 194H108V193H107ZM111 194H112V192H111ZM116 194H117V193H116ZM116 194H115V195H116ZM121 194H123V192H122ZM135 194H136V196H135ZM135 194H133V195H134V198L137 197L138 199H137V198H135V199H137V200L140 201V198L138 197L137 193H135ZM152 194H153V193H152ZM162 194H163V193H162ZM164 194H165V193H164ZM189 194H190V193H189ZM193 194H194V193H193ZM243 194H244V193H243ZM261 194H262V196H260ZM4 195H5V194H4ZM17 195H18V194H17ZM17 195H16V192H15V196H17ZM92 195H93V194H92ZM105 195H106V194H105ZM117 195H118V194H117ZM124 195H126V194H124ZM128 195H129V194H128ZM144 195H147V194H144ZM150 195H151V193H150ZM153 195H154V194H153ZM165 195H166V194H165ZM249 195H248L247 197H249ZM258 195H259V197L257 198ZM20 196H21V195H20ZM26 196H28V195H26ZM29 196H32V194H31V195L29 194ZM34 196H35V194H34ZM39 196H40V195H39ZM39 196H38V197H39ZM41 196H42V195H41ZM45 196H46V194H45ZM49 196H50V195H49ZM56 196H57V195H56ZM56 196H54V197H56ZM64 196H65V194H64ZM64 196H62V197L64 198ZM85 196H86V195H85ZM148 196H149V195H148ZM157 196H158V195H157ZM160 196H161V194H160ZM173 196H172V197L170 196V198H171V200H173V203H174V202H175L174 200H175L176 198H174ZM182 196H183V195H182ZM10 197H11V195H10ZM17 197H18V196H17ZM50 197H51V196H50ZM88 197L90 198V196H88ZM123 197H124V196H123ZM125 197H126V196H125ZM154 197H155V196H154ZM161 197H162V196H161ZM161 197H160V198H161ZM163 197H164V196H163ZM167 197H168V196H167ZM215 197H217V194H216ZM227 197H228V196H227ZM227 197H226V198H227ZM235 197H236V196H235ZM255 197H256V198H255ZM12 198H13V195H12ZM28 198H30V197H28ZM42 198H43V197H42ZM52 198H53V197H52ZM52 198H50V200H51ZM93 198H94V196H93ZM151 198H152V197H151ZM170 198H168L169 201H167V202H168L167 205H169V202H171V201H170ZM173 198H174V199H173ZM179 198H180V197H179ZM179 198H177L178 200L176 199L177 202H178V204L180 205V202H182L181 204L183 205V204H184L183 202H185V200L183 199V201H180L183 197L180 198V199H179ZM184 198H185V197H184ZM218 198H219V197H218ZM243 198H244V197H243ZM243 198H242V199H243ZM245 198H246V197H245ZM245 198H244V199H245ZM262 198H261V200H263ZM1 199H2V198H1ZM4 199H5V198H3V200H4ZM10 199H11V198H10ZM16 199H18V198H16ZM57 199H58V198H57ZM115 199H118V198H115ZM124 199H125V198H124ZM124 199L121 198V200H124ZM135 199H134V200H135ZM145 199H146V198H145ZM149 199H150V198H149ZM155 199H156V201L158 200V198H155ZM161 199H163V198H161ZM161 199H160V200H161ZM166 199H167V198H166ZM187 199H188V198L186 197V201H187ZM190 199H192V198H190ZM190 199H188L187 204L189 203V200H190ZM234 199H235V198H233V200H234ZM236 199H237V198H236ZM250 199H251V201H250ZM7 200L9 201V199H7ZM21 200H22V199H21ZM21 200H20V201H21ZM23 200H24V199H23ZM25 200H26V199H25ZM25 200H24V201H25ZM30 200H33V199H30ZM38 200H39V199H38ZM38 200H37V201H38ZM41 200H42V199H41ZM48 200H49V199H48ZM121 200L118 201V207H117V208L120 207L119 210H118V211H119V215H120V217H122V216H121V211H120V210H124V211H125L126 209H128V208H127L128 206H127V207L125 206L126 203L124 204V201H123L122 204L119 203ZM141 200H142V203H143L144 198H142ZM151 200H152V199H151ZM151 200H149V202H150ZM193 200H194V199H192V203H191V200H190V203H191V204H193ZM224 200H225V199H224ZM224 200L222 199L221 201L224 202ZM226 200H227V199H226ZM14 201H16V200L14 199ZM18 201H19V200H18ZM27 201H28V200H27ZM82 201H83V200H82ZM82 201H81V203H82ZM84 201H85V200H84ZM87 201H88V200H87ZM90 201H91V200H90ZM92 201H93V200H92ZM106 201H107V200H106ZM106 201H105V203H109V202L111 201V199L109 200V202H108V201L106 202ZM139 201H136L137 203H135V204L137 205V204L139 203ZM179 201H180V202H179ZM213 201H212V202H213ZM241 201H242L241 199L238 201L239 203L236 201V204L238 203V204L240 205V202H241ZM254 201H256V202L253 203ZM258 201H259V200H258ZM1 202H2V201H1ZM28 202H29V201H28ZM46 202H47V201H46ZM54 202H56V201H54ZM111 202H112V201H111ZM125 202H126V201H125ZM133 202H134V201H133ZM133 202H132V203H133ZM146 202H147V201H146ZM146 202L144 201V203H145V207H144V203H143V206H141V205H142L141 202H140L141 205L138 204V205H140L141 208H140V207H137V206L135 207V205H134V212L138 211L140 215L138 214V215H139V216H138L137 213H134V212L131 213V214L137 215V217H136V216H133V220H134L135 218H136V219L139 218V217L141 216V213H142V218L146 215V213H145V215H143V213H144L143 210H144L146 207H149V206H146ZM157 202H158V201H157ZM197 202H198V201H197ZM212 202H211V203H212ZM223 202H222V204H221V202H220L221 206L218 204L216 207H217V208L220 207L219 209H222V210H223V208L226 207V206L223 204ZM7 203H8V202H7ZM10 203H11V202H10ZM19 203L22 204V202H19ZM35 203H36V200H35ZM38 203H39V202H38ZM42 203H43V202H42ZM50 203H52V202H50ZM73 203H74V202H73ZM78 203H79V205L81 204L80 202H78ZM164 203H165V202H164ZM164 203H163V204H164ZM190 203H189L188 205H190L192 208H194L193 205H191ZM213 203H214V202H213ZM243 203H244V202H243ZM243 203H241V205H242ZM13 204H14V203H13ZM87 204H89V203L87 202ZM87 204H86V206H87ZM110 204H112V203H110ZM110 204H109V205H110ZM115 204H117V203H115ZM120 204H121V206H120ZM123 204H124V205H123ZM147 204L149 205V203H147ZM156 204H157V203H156ZM160 204H161V203H159V205H160ZM165 204H166V203H165ZM174 204L176 205V203H174ZM196 204H199V205H200L201 203L198 202V203H196ZM196 204L194 203V206H197ZM202 204H205V203L203 202ZM202 204H201V206H199V208L197 207L198 210H199V214H200V215L197 217L198 219H196V222L198 221L199 224H200V221H199V220H200V219H201V220L204 219V221H201V222H202L201 225H203L204 222H205V218H204V216L206 215V222H205V225H206L207 222H209V220L214 219L213 217L216 216V215H214V214H215V212L218 211V210H217L216 207H215V209H216V211H215V210H213L214 208L212 209L211 206H210L209 208H207V210H206V208H205L206 211H205V210L203 211L202 209H204V207L207 206V205L203 206ZM209 204H210V203H209ZM215 204H216V203H214L213 205H215ZM227 204H228V203H227ZM231 204H232V205H230V206H232V208H234V207H233V206H234V205H233V202H231ZM263 204H264V203H263ZM10 205H11V204H10ZM29 205H30V204H29ZM37 205H39V204H37ZM41 205L43 206V204H41ZM41 205H40V206H41ZM45 205H46V204H45ZM82 205H85V204H82ZM90 205H91V204H90ZM154 205H155V204H154ZM159 205H158V207H159ZM171 205H172V202H171ZM171 205L168 206V207H172V209L175 210L176 206H175V205L171 206ZM182 205H180V208H179V207L176 208L177 212H176V210H175V212H176V214H178L179 212H182V210L185 209V206H187V208H186L187 211H186V209L184 210V211H186V212L190 211V212H188L187 217H186V219H187V223H186V221L182 220V219H183V216H182L183 213H182V214L180 213L181 216L179 217V214H178V215L174 214L175 212L171 209V210L173 211V212H172V211L170 210V208H169L168 211L166 210L167 208H166V209L164 208L165 211H167V212H165V211L162 212V210L160 211V212H162L163 214L169 212V214H166L167 216H165V215L163 216V214H162V215H159V214H158V215H159V216H158L157 213H159V211H158L157 209H156V212L154 211V213H155L157 216L151 214V213H153V212H150V211L147 212V213H148V216L151 215L150 219L152 218V219H151V222H150L151 225L149 224L150 219H149V217H148L147 215H146V216H147V219H148V220H145V218H144L143 220L145 221V223L148 221V223H146V224L149 225V228H148L149 231H148V233L151 232V233H150V234H151V236H150L151 238H150V239H152V238L155 239L156 237H154V235H159V237H160V236L163 237V238H161V237H160V238H157V241H158V244H157V245H153V244H154V242H153L154 239H152L153 241H150V242H153L152 245H151L150 242H148L149 237L147 238V237L145 236V235H147V233H146L145 235H144V234H140V233H141L140 230H142V231L144 230V229H141V228H142L143 226H145L146 224H145L144 221H143V223L145 224V225H144V224L142 223V221H141V220H138V219H137V220L135 219L136 222H137V223H141V224H143V225H142V227L139 228V226H140L141 224L139 225V224H136V223L134 222V224H135L136 226H137V225H139V226H137L133 231L136 230L137 232H139V233H136V231H135L136 234H138V235H139V234H140V235H143L144 237L142 236L141 241H139L140 239L137 240V238H139V236H138V237L135 236L136 238H135V241H134V240H133V239H134V238H133L134 236H132V235L134 234V232H132L133 234H131V232H130V235H129V234H127V235H128V236H131V237L133 238L132 240H133L134 242H137V241H138V243H141V244H142V246H141V244H138V245H137L138 247L140 246L139 249H137L138 247L135 245V244H137V243L134 244V242H132V241L130 240L131 237H130L129 240H128V239H126V238H127V235H126V238H125V234L122 233V232H125V233H128V232H129L128 230H127V231H128V232H127L124 228H122L123 226L125 227V224H124V225L121 224L122 226H121L120 228L123 229L122 232H121L122 229L119 230L121 234H120L119 232H117L118 234H117L116 232H114L115 234H114V233H113V234L116 235V236H111V234H109L110 237H111V238H109V240H107L109 236H108V237L106 236V239L103 238L105 241H103V239H100L101 241L98 240V242H97V241L93 240L94 236H96V235H94L95 230L93 229V227H92L89 223H87V224H89V225L91 226L92 230H94V231L90 230L91 228H90V226H89V227L87 228V229H88V232L91 231L93 234H91V232L88 233V234L92 235L93 238L91 237L92 239L89 240V239H88V236H89V238H90V235L87 234L86 237H85V240L88 239L89 244L91 243L92 240L95 241V242L91 243V245L94 244V243H97V244H94L96 247H97L98 245H100L101 243H102V244L105 243V245H102V244H101L102 247H101V245L99 246V248L97 247V251H98V249H100V250L102 249L101 252H102L103 250H105L106 247L111 243V244H112V245L110 244L111 247L108 246V247H107V250H108V249H109V250L106 251V252L109 253V254H112V253H113V256H115L117 252H120L119 250H121V252H122V248L119 249L120 247H118L119 244L117 243V237H118L117 235L120 234V235L122 236V235L124 234V236H123L122 238H124L126 241H129V242H127L128 244H129V243H133V244L136 246V247H135L134 245L130 244L131 247L128 245V246L130 247V248H129V247L127 246V243H125V241H122V242H124V244H125L124 246H126V248H128V249H124L123 244H122V242H121V244H122L121 247H123V250H129V251H130V252H128V253H130L129 256H132V257H135V256H136V257L138 258V256L141 255V257H139V261H140V262H143V261L146 262V260H144L143 258H147L148 260H149V258H151V260H153V261L155 260V262H152L151 264H155V263H157L158 261H160L159 263L162 264V262H163L164 260H166V259L162 260L163 258H165V257L167 258V257L171 256V255H170L171 252L169 251L170 249H169V250L167 249V248H170L169 245H168L169 242L167 243L168 247L165 246V244H164V243L167 242V238H166V237H168V236H167V235L165 236V235L163 234V235L165 236V237H164L163 235H161L163 231H162V232H161V231H157L158 228H159V230H162V229H163L162 227L157 226V225H159V224H160V225H162V224L164 225V223H162V222H163V221H162L163 219H160L162 222H161L160 220L157 221V222H158V223L156 224V226L158 227L157 230H156V229H153V228H155V223H154V225H152V223L154 222V219H158L159 217L161 218L162 216H163L164 218H166L167 221H168V220H169V219H168V216H170L171 213H173V214L171 215L172 218H173L174 216H178V218H181V217H182V218H181V221H183L184 223L188 224V226H186V231L189 232V229H190L189 225H192V222L188 223V221H191V218H192L191 214H193V213H191V211H193L196 207H195L194 209H192L190 206L186 205V203H185V205H183V206H184V209H181V208H183V207H181ZM210 205H212V204H210ZM222 205H224V206H222ZM244 205H245V204H243V206H244ZM251 205H250V207H247V206H246L247 208L245 207L246 210H247L248 208H250V209H248V210L246 211V214H247V216H249L250 219L253 218V217H250V215L253 214V211L256 212V208H257V207H256V204H255V206H254V205H253V206L256 207V208H253V206H252V208H253V210H252ZM3 206H4V203H3ZM6 206H7V205H6ZM26 206H27V205H26ZM33 206H34V205H33ZM72 206H73V205H71V207H72ZM74 206H75V205H74ZM104 206H106V205L104 204ZM113 206H114V205H113ZM122 206L126 207V209H125L124 207H122ZM164 206L166 207V205H164ZM177 206H178V205H177ZM202 206H203V208L200 209V207H202ZM236 206L239 207L238 205H235V207H236ZM262 206H263V205H262ZM100 207H101V206H100ZM111 207H112V205H111ZM114 207H115V206H114ZM121 207H122V209H121ZM143 207H144V209H143ZM154 207H155V206H154ZM160 207H161V206H160ZM174 207H175V208H174ZM188 207L191 208V209H189ZM207 207H208V206H207ZM213 207H214V206H213ZM222 207H223V208H222ZM237 207H236L235 209H237ZM241 207H242V206H241ZM3 208H4V207H3ZM19 208H20V207H19ZM28 208H29V207H28ZM30 208H31V207H30ZM33 208H34V207H33ZM33 208H32V209H33ZM43 208H44V207H43ZM79 208H80V207H79ZM104 208H106V207H104ZM104 208L101 207V209H104ZM123 208H124V209H123ZM137 208H138L139 210H138ZM149 208H150V207H149ZM149 208H146V209H149ZM161 208H162V207H161ZM210 208H211V211L209 210ZM1 209H2V208H1ZM8 209H9V208H8ZM12 209H13V208H12ZM12 209H11V210H12ZM35 209H37V208H35ZM86 209H87V208H86ZM89 209H91V208H89ZM92 209H93V207H92ZM113 209H114V208H113ZM135 209H136V211H135ZM142 209H143V210H142ZM146 209H145V210H146ZM178 209H179V210L181 209V211H179ZM254 209H255V210H254ZM6 210H7V209H6ZM42 210H43V209H42ZM70 210H71V209H70ZM93 210H94V209H93ZM97 210H98V212H99L100 208L97 209ZM97 210H96V211H97ZM108 210H110V209L108 208L107 211H108ZM141 210H142V212H141ZM154 210H155V209H154ZM196 210H197V209H196ZM198 210H197V212H198ZM208 210L210 211V212H209L210 216H212V214L214 215V216H212L211 218L209 217V214H207V213H208ZM212 210L215 211V212L212 213ZM222 210H221V211H222ZM227 210H228V206H227ZM237 210H241V208H240V209H237ZM242 210H243V209H242ZM4 211H5V210H3V213H4ZM7 211H9V210H7ZM21 211H22V210H21ZM30 211H31V210H30ZM72 211H73V210H72ZM82 211H83V210H82ZM88 211L90 212L91 210H88ZM124 211H122V212H124ZM128 211H129V210H128ZM146 211H147V210H146ZM152 211H153V210H152ZM157 211H158V212H157ZM170 211H171V212H170ZM178 211H179V212H178ZM184 211H183V212H184ZM200 211H203V212H202V213H203V216H202V214H201ZM229 211H230V214L232 213V215H233L234 211L231 212L232 209H230V208H229ZM262 211H263V210H262ZM24 212L26 213L25 210H24ZM34 212H35V211H34ZM39 212H40V211H39ZM103 212H105V210H104ZM103 212H102V213H103ZM116 212H117V211H116ZM125 212H126V211H125ZM186 212H185V214H186ZM193 212H196V211H193ZM205 212H207V213H205ZM224 212H226V211L223 210V212H222L223 215H225ZM236 212L238 213V211H236ZM248 212H250V213H249L250 215H248ZM6 213H7V212H6ZM91 213H92V212H91ZM95 213H96V212H94V216H95ZM189 213H191V214L189 215ZM211 213H212V214H211ZM218 213L220 214V211H218ZM218 213H217V214H218ZM228 213H229V212H228ZM237 213H235V216L239 215V214H237ZM261 213H262V212H261ZM10 214H11V213H10ZM27 214H28V212H27ZM32 214H33V213H32ZM37 214H38V213H37ZM39 214H40V213H39ZM69 214H71V213H69ZM72 214H73V213H72ZM75 214H76V213H75ZM84 214H85V213H84ZM87 214H88V213H87ZM109 214H110V213H109ZM111 214H112V213H111ZM115 214H116V213H115ZM131 214H130V215H131ZM219 214H218V215H219ZM236 214H237V215H236ZM240 214H241V213H240ZM246 214H245V215L242 214V215L246 216ZM257 214H258V213H257ZM259 214H260V213H259ZM263 214H264V213H263ZM263 214H262V215H263ZM6 215H7V214H6ZM11 215H12V214H11ZM102 215H104V214H102ZM106 215H107V214H106ZM117 215H118V214H117ZM122 215H123V213H122ZM124 215H125V214H124ZM152 215H153V216H152ZM173 215H174V216H173ZM188 215L190 216V218H189ZM218 215H217V218H218ZM220 215H221V214H220ZM223 215H222L221 217H223ZM228 215H229V214H228ZM254 215H256V213H254L252 216H254ZM260 215H261V214H260ZM7 216H8V215H7ZM12 216H13V215H12ZM12 216H11V217H12ZM14 216H15V215H14ZM21 216H22V215H21ZM35 216H36V215H35ZM39 216H40V215H39ZM67 216H68V215H67ZM77 216H78V215H77ZM81 216H83V215H81ZM128 216H129V214H128ZM146 216H145V217H146ZM154 216H155V217H158V218H155ZM200 216H202L203 219H202V217H200ZM230 216H231V215H230ZM247 216H246V217H247ZM0 217H1V215H0ZM4 217H5V216H4ZM8 217H9V216H8ZM68 217H69V216H68ZM101 217H102V216H101ZM110 217H112V216H110ZM113 217H114V216H113ZM116 217H117V216H116ZM125 217H126V216H125ZM125 217H123V218H125ZM153 217H154V219H153ZM163 217H162V218H163ZM199 217H200V218H199ZM207 217H209L210 219L208 218L209 220H207ZM221 217H220L218 220H219V221L222 220V222H223L224 219H222ZM240 217H242V216H240ZM240 217H238L239 220L241 219ZM246 217H244L245 219L242 220V222H243V221H246L247 219H248V222H250V221H249V218L246 219ZM254 217H255V216H254ZM2 218H3V217H2ZM9 218H10V217H9ZM18 218H19V217H18ZM27 218H28V217H27ZM72 218H73V217H72ZM92 218H93V217H91V219H92ZM117 218H118V217H117ZM142 218H139V219H142ZM174 218H175V217H174ZM217 218L215 217V219L213 220L214 222H213V221H210V222H209V223L213 222V223H212L213 228L211 227L212 225L209 224V223H208L209 226H208V224L206 225V226H208V227H207L208 229L211 227V228H210V229H212L211 231L214 230V227H215L216 225H219V224H218L219 221H218V222L216 221ZM224 218H225V217H224ZM230 218H231V217H230ZM230 218H228V217L226 218V222H227V219H228V221H230L229 224H231V220L234 219L235 217H232V219H230ZM4 219H5V218H4ZM65 219H66V218H65ZM74 219H75V218H74ZM77 219H78V218H77ZM125 219H126V218H125ZM129 219H130V216H129ZM184 219H185V217H184ZM188 219H189V220H188ZM260 219H261V218H260ZM260 219H259V220H260ZM5 220H8V218L5 219ZM13 220H16V219H13ZM69 220H70V219H69ZM84 220H85V219H84ZM88 220H90V219H88ZM92 220H93V219H92ZM94 220H96V219H94ZM101 220H102V219H101ZM103 220H104V219H103ZM106 220H107V219H106ZM108 220H109V219H108ZM135 220H134V221H135ZM152 220H153V222H152ZM170 220H171V219H170ZM174 220H175V219H174ZM174 220H173V221H169V223H168L166 220H164V221H166V222L168 223V224L165 223V224H167L166 226H168V225H170V223H172V222L174 223ZM235 220H237V219L235 218ZM235 220H234V221H235ZM239 220H238V221H239ZM262 220H263V219H262ZM0 221H1V220H0ZM8 221H9V220H8ZM11 221H12V219H11ZM16 221H17V220H16ZM21 221H22V220H21ZM21 221H20V222H21ZM26 221H27V219H26ZM65 221H66V220H65ZM71 221H72V220H71ZM74 221H75V220H74ZM80 221H81V220H80ZM99 221H100V220H99ZM123 221H124V220H123ZM176 221H177V218H176V220H175V223H176V224H174V225H176V228H174L173 223H172V226H173L172 228H173V229L170 228V231H171V230L174 231V229H176V231L173 232V235H174V233H176L177 231H178L179 233H182L180 230H177V229H179V228L181 229L182 227L185 228V226H184L185 224H184L183 222H182V223H178V222H180V221H179V220H178V222H176ZM224 221H225V220H224ZM18 222H19V221H18ZM68 222H69V221H68ZM77 222H78V221H77ZM82 222H83V221H82ZM87 222H89V221H87ZM93 222H94V221H93ZM95 222H96V221H95ZM109 222H110V221H109ZM113 222H114V221H113ZM155 222H156V220H155ZM159 222H160V223H159ZM215 222H217V223H215ZM226 222H225V223H226ZM236 222H237V221H236ZM236 222H235V223H236ZM248 222L246 221V222L243 223L244 226H240L239 229L242 228L241 230H239V233H240V234H241V233H244L243 235H245V233H247V235H249L248 232H247L249 229H248V227H246L247 225H249ZM259 222H261V221H259ZM259 222H258V223H259ZM4 223H7V222L4 221ZM71 223H72V222H71ZM84 223H85V222H84ZM91 223H92V222H91ZM111 223H112V222H111ZM120 223H121V222H120ZM124 223H125V221H124ZM161 223H162V224H161ZM177 223H178V224H177ZM223 223H224V222H223ZM225 223H224V224H225ZM233 223H234V222H233ZM254 223H255V222H254ZM17 224H20V223H17ZM25 224H26V223H25ZM85 224H86V223H85ZM93 224H94V223H92V225H93ZM99 224H100V223H99ZM105 224H106V223H105ZM105 224H104V225L101 224V225H102V226H105ZM115 224H117L116 221H115ZM115 224H114V225H115ZM181 224H182L183 226H178V228H177V225H181ZM214 224H215V225H214ZM224 224H223L222 228L225 226ZM229 224H228V225H229ZM237 224H238V222H237ZM245 224H247V225L245 226ZM260 224H261V223H260ZM1 225H2V224H1ZM12 225H13V224H12ZM63 225H64V223H63ZM63 225H62V226H63ZM70 225H71V224H70ZM95 225H98V224H95ZM131 225H132V224H131ZM131 225H130V226H131ZM210 225H211V226H210ZM226 225H227V224H226ZM228 225H227V229L229 230L230 227H228ZM234 225H235V224H233V226H234ZM252 225H253V223H252ZM261 225H262V224H261ZM261 225H260V226H261ZM263 225H264V223H263ZM4 226H5V225H4ZM22 226H23V225H22ZM25 226H27V225H25ZM73 226H76V225H73ZM79 226H80V225H79ZM81 226H82V225H81ZM83 226H84V224H83ZM86 226H87V225H86ZM86 226H85V227H86ZM107 226H109V225H107ZM115 226H116V225H115ZM117 226H118V225H117ZM151 226H152V227L154 226V227L151 229V228H150ZM197 226H198V223H197ZM233 226L231 227V229L233 228ZM238 226H239V225H237V227H238ZM260 226H259V227H260ZM19 227H20V226H19ZM29 227H30V226H29ZM99 227H100V226H99ZM110 227H111V226H110ZM131 227H132V226H131ZM146 227H148V226H145V230H144L145 232L148 230ZM168 227H169V226H168ZM187 227H189L188 230H187ZM192 227H194V226H192ZM199 227L201 228L200 225H199ZM234 227H235V226H234ZM243 227H246V228H247V230H246L245 232H244V229H245V228H243ZM2 228H3V226H2ZM10 228H11V227H10ZM14 228H15V227H14ZM27 228H28V227H27ZM30 228H31V227H30ZM74 228H75V227H74ZM80 228H81V227H80ZM82 228H83V227H82ZM89 228H90V229H89ZM106 228H107V227H106ZM129 228H130V227H129ZM143 228H144V227H143ZM160 228H161V229H160ZM165 228H166V227H165ZM165 228H164V232H163V233L166 234L165 231H168L169 228H167V230H166ZM183 228L181 229L182 231L184 230ZM200 228H199V229H200ZM215 228H216V227H215ZM218 228H219V227H218ZM225 228H226V226H225ZM225 228H224V229H225ZM249 228H250V226H249ZM251 228H253V227H251ZM254 228H255V227H254ZM8 229H9V228H8ZM22 229H24V228H22ZM22 229H21V230H22ZM28 229H29V228H28ZM70 229H71V228H70ZM100 229H102V228H100ZM107 229H108V228H107ZM137 229H138V230L140 229V230L138 231ZM150 229H151V230H154L155 232H157V234H156L154 231L152 232ZM193 229H194V228H193ZM193 229L191 228V230H193ZM203 229H204V225H203ZM208 229H206V227H205V230H206V231H207ZM216 229H217V228H216ZM219 229H220V231H222L221 228H219ZM12 230H13V229H12ZM31 230H32V229H31ZM33 230H34V229H33ZM71 230H72V229H71ZM75 230H76V229H75ZM97 230H98V229H97ZM97 230H96V231H97ZM104 230H105V229H104ZM108 230H109V229H108ZM113 230H114V229H113ZM130 230H131V229H130ZM194 230L196 231V229H194ZM232 230H233V229H232ZM235 230H236V229H235ZM259 230H260V229H259ZM0 231H1V229H0ZM3 231H4V229H3ZM7 231H8V230H7ZM35 231H36V229H35ZM99 231H100V230H99ZM102 231H103V230H102ZM105 231H106V230H105ZM117 231H118V230H117ZM184 231H185V230H184ZM184 231H183V232H184ZM186 231L184 232V233H186L185 235H187V232H186ZM195 231H193V232H194V234L196 235ZM199 231H200V230H199ZM203 231H204V230H203ZM203 231H202V229H201V233H202ZM206 231H204V233H205ZM214 231H215V230H214ZM220 231H218V232H219L218 234L221 233ZM223 231H226V230H223ZM223 231H222V233H223V234H224V233L226 234V232H223ZM233 231H234V230H233ZM233 231H232V232H233ZM240 231H241V232H240ZM10 232H11V231H10ZM10 232H9V234H10ZM21 232H23V231H21ZM33 232H34V231H33ZM69 232H70V231H69ZM86 232H87V230H86ZM103 232H104V231H103ZM108 232H109V231H108ZM145 232H144V233H145ZM193 232H192V233L189 232V233L191 234V235H190L191 237H188V238H190V239H186V237L189 236V235H187L186 237H183L184 234L181 235V236L183 237V239H182L183 241L187 240V241H185L186 244L188 243V241H189L188 244L191 243ZM208 232H209V233H207V234L205 233V235L212 234V233L210 232V230H208ZM227 232H228V231H227ZM229 232H231V231L229 230ZM237 232H238V230H237ZM237 232H236V233H237ZM261 232H262V230H261ZM1 233H2V232H1ZM7 233H8V232H7ZM24 233H25V232H24ZM31 233H32V232H31ZM31 233H30V234H31ZM67 233H68V232H67ZM74 233H75V231H74ZM154 233H155V234H154ZM158 233H159V234H158ZM179 233H178V234H179ZM189 233H188V234H189ZM204 233H202V234H204ZM216 233H217V232H216ZM222 233H221V235L223 236ZM236 233H235V234H236ZM239 233L237 234V235H238L237 237H238V240L241 241V239H240L239 237H241L242 234H241V236H239ZM251 233H253V232H251ZM4 234H5V233H4ZM27 234H28V232H27ZM107 234H108V233H107ZM107 234H106V232H105V235H107ZM113 234H112V235H113ZM153 234H154V235H153ZM167 234H171V233H169V231H168ZM176 234H177V233H176ZM178 234H177V235H178ZM194 234H193V237L197 238ZM218 234H217V236H218ZM228 234H230V233H227L226 235H228ZM263 234H264V233H263ZM68 235H69V234H68ZM79 235H80V234H79ZM81 235H82V234H81ZM83 235H84V234H83ZM134 235H135V234H134ZM152 235H153V236H152ZM177 235L175 236V238L178 237ZM185 235H184V236H185ZM200 235H201V234H200ZM205 235H204V237H205ZM221 235H219V237H220ZM251 235H252V234H251ZM261 235H262V234H261ZM14 236H15V235H14ZM23 236H24V235H23ZM29 236H30V235H28L27 238H29ZM72 236H73V235H72ZM72 236H71V237H72ZM103 236H104V235H103ZM148 236H149V234H148ZM179 236H180V234H179ZM202 236H203V235H202ZM210 236H211V235H210ZM210 236H209V235L206 236V237H207L206 240H208V237H210ZM217 236H216V238H214V239H215L214 241H218V239H217L218 237H217ZM222 236H221V237H222ZM259 236H260V235H259ZM1 237H3V236H1ZM11 237H12V236H11ZM34 237H35V236H34ZM67 237H68V236H67ZM69 237H70V236H69ZM98 237H99V236H98ZM113 237L116 238V239L114 238V241H116V244H115V245H117L118 248L115 247V246L113 245V244H114V242H113ZM140 237H141V236H140ZM157 237H158V236H157ZM172 237H174V236H172ZM182 237H180V239H178V238H177V239L180 241ZM204 237H202V239H203ZM214 237H215V236H214ZM221 237H220V238H221ZM228 237H229V235H228ZM231 237H232V235H231ZM233 237H235V235H233ZM243 237H244V238H243ZM243 237H241L242 240L247 238L246 236H243ZM245 237H246V238H245ZM248 237H249V236H248ZM261 237H262V236H261ZM8 238H9V237H8ZM18 238H19V237H18ZM100 238H101V237H100ZM143 238H146V239H144V240H146V241L148 242V244L150 243V245H151L150 249H147L149 246L147 247L148 244H147L146 242H145L146 245H145V244H144V245H145V247H147V248H144V249H143V246H144V245H143V242H144ZM164 238H165V239H164ZM184 238H185V239H184ZM212 238H213V236H212ZM220 238H219V239H220ZM224 238H225V237H224ZM249 238H250V237H249ZM263 238H264V237H263ZM1 239H2V242L5 241V240H3V238H1ZM11 239H13V237H12ZM15 239H16V238H15ZM15 239H14V241H15ZM23 239H25V238H23ZM31 239H32V237H31ZM95 239H96V238H95ZM118 239H119V237H118ZM124 239H123V240H124ZM150 239H149V240H150ZM159 239H160V240H159ZM161 239H163V240H162L163 242L166 241V242L163 243V244H164V247H163V244L160 245V243H162V242H161ZM177 239H176V240H177ZM209 239H211V237H210ZM216 239H217V240H216ZM227 239H228V238H227ZM232 239H233V238H232ZM236 239H237V238H236ZM236 239H233V240H236ZM254 239H255V238H254ZM259 239H262V238H259ZM259 239H258V240H259ZM26 240H27V239H26ZM83 240H84V239H82V241H83ZM106 240H107L108 242L111 240L113 243H112V242L107 243ZM178 240H177V241H178ZM194 240H195V241H192V243H191V244H194V245H193L194 247L190 244V246H189L190 248H189V247H187L188 244H187V245L185 244V245H186V246H185V245H183L185 242L182 243V242L180 241V243L182 244L181 247H184V250H185V247H187V248L190 249V251H196V250L200 247V248L197 250V251L199 252V254H200V253L203 254V252H204V250H205L204 253H205V255H206V254H207L206 252H208V251H206V250H207L206 248H207V246L209 247V244L207 243L208 245L206 246L205 243L208 242L209 240L206 241L205 243H203V242L205 241V238H204V241L202 240L203 242H201V240H200V242H196V241L199 240V239H197V240L194 239ZM220 240H221V239H220ZM220 240H219V241H220ZM233 240H232V241H233ZM238 240L236 241V243H235V242H232V241H230V240H228V243L231 242L230 244H233V243L236 244V246H235V244L233 245V246H235V250H233V249L230 250L231 248H233V246H232V247L229 246V252H228V254L230 253V251H231V252L233 251V253H234V252L236 251L237 247L240 246V245H242V244L238 245V243H237ZM250 240H251V239H250ZM11 241H12V240H11ZM11 241H10V242H11ZM14 241H13V242H14ZM30 241H31V240H30ZM30 241H29V242H30ZM74 241H75V240H74ZM102 241H103V242H102ZM118 241H119V240H118ZM155 241H156V239H155ZM159 241H160V242H159ZM168 241H169V240H168ZM177 241H176V242H177ZM179 241H178V243H177V247L179 246L178 244H180ZM247 241H248V238H247L246 241H244V242L247 243ZM0 242H1V241H0ZM20 242H21V241H20ZM27 242H28V241H27ZM86 242H87V240H86ZM86 242H85V244H84V247H85V248H88V249H89V247H91L92 249L95 248V246L92 247L91 245H89V247H86V246H88V245H87L88 243H86ZM99 242H101V243L99 244ZM193 242H195V243L197 244V246H198V243H201V244H199V247H197L196 244L193 243ZM209 242H210V241H209ZM224 242H225V241H224ZM7 243H8V242H7ZM25 243H26V242H25ZM70 243H72V242H70ZM106 243H107L108 245H107ZM202 243L205 244V249H204V245L202 246V248H203V252H201V245H202ZM217 243H218V242H217ZM217 243H216V244H217ZM228 243H227V244H228ZM239 243H243V241H241V242H239ZM250 243H251V242H250ZM1 244H2V243H1ZM9 244H11V243H9ZM17 244H18V242H17ZM20 244H22V243H20ZM75 244H76V243H75ZM81 244H82V243H81ZM181 244H180V245H181ZM213 244H214V245H212V246H213L212 248H214V246H216L215 243H213ZM263 244H264V243H263ZM3 245H4V244H3ZM6 245H7V244H6ZM14 245H15V243H14ZM24 245H25V244H24ZM29 245H30V244H29ZM32 245H33V244H32ZM158 245H160L161 247L159 246V247H160V248H159ZM224 245H225V244H224ZM224 245H223V246H224ZM243 245H246L247 247L249 246V244H243ZM7 246H8V245H7ZM27 246H28V245H27ZM71 246L74 247V245H71ZM77 246H78V245H77ZM103 246H105V248H103ZM112 246H114V248H115L116 250H118V249H119V250H118L116 253H114V252H113V251H114V248H113ZM152 246H153V247L155 246L154 248H156V249H155L156 251L154 250V248H153ZM156 246H157L158 248H157ZM170 246H171V243H170ZM191 246H192V247H191ZM195 246L197 247V249H196ZM220 246H221V245H220ZM223 246H222V247H223ZM246 246H245V248H244V246L241 247L242 249L240 248V249H239L240 251L237 249L238 251H236V253L239 254V252H241V250L244 251L243 248L247 250L248 248H247ZM3 247H4V246H3ZM21 247H23V246H21ZM21 247H19V248H21ZM24 247H26V246H24ZM33 247H34V246H33ZM132 247L135 248V249H137V250H140V252L138 251V254H140V253H141V250L143 249V250H142V253L145 251V252H146V256H148L149 258L144 256V255H145V252H144V255L141 253L140 255H136V254H135V256H133V254L135 253V251L133 250ZM141 247H142V249H141ZM162 247H163L164 249H167L166 251H168L169 253H167V252H161V251H163V248H162ZM166 247H167V248H166ZM251 247H252V245H251ZM255 247H256V246H255ZM263 247H264V246H263ZM5 248L7 249L6 246H5ZM9 248H10V247H9ZM31 248H32V247H31ZM81 248H83V246H82ZM85 248H84V249H85ZM91 248H90V253H88V254L92 255L91 257H90V255H89V257L91 258V260H90V258L88 257L87 252H89V250L87 249L88 251L85 250L86 252H85V251H84V252L87 254L86 257H87L88 259H85V260H84V263H87L86 260H87V261L90 260V264H92V263H94V260H96V258H98L99 260L102 258L103 261H102V260H101V261H102L103 264H104V261H105V260H104L103 257H102V256H103V255H102L103 252H102V254H101V252L99 251L100 254L102 255V256L100 255V257H99V256H98V255H99L98 252H96V253H97V255H96V253H95V251H94L96 248H95L94 250H92ZM152 248H153V249H152ZM178 248H179V247H178ZM178 248H177V249H178ZM187 248H186V249H187ZM192 248H194V250H191ZM223 248H224V247H223ZM223 248H221V249H223ZM259 248H260V247H259ZM11 249H12V248H11ZM13 249H14V248H13ZM13 249H12V250H13ZM16 249H17V248H16ZM21 249H22V248H21ZM23 249H24V248H23ZM34 249H35V247H34ZM73 249H75V248H73ZM110 249H111V250L113 249V250L111 251V253L109 252ZM131 249H132V251H131ZM146 249H147L148 251H149V250H151V251L148 252V251H146ZM157 249L161 250L159 253H161L162 255L167 253L166 256H165V255L161 256V254H160L159 256H156V257L153 256V257H152V253H153V251H155V253H153V255H154V254L157 255V253H158L157 251H159V250H157ZM180 249H183V248H180ZM180 249H178V250H180ZM195 249H196V250H195ZM208 249H209V248H208ZM219 249H220V248H219ZM221 249H220V251H221ZM255 249H256V248H254V250H255ZM3 250H5V249L3 248ZM91 250L94 251V252H93V253H94V256H93ZM213 250H214V249H213ZM213 250H212V251H213ZM216 250H217V249H216ZM216 250H215V251H216ZM227 250H228V249H227ZM0 251H1V250H0ZM25 251H26V250H25ZM32 251H33V249H32ZM133 251H134V252H133ZM181 251H182V250L177 251L178 253H177L175 256H177L178 254L180 255V254H181ZM215 251H214V253H215ZM218 251H219V250H218ZM224 251H225V250H224ZM7 252H8V251H7ZM16 252H17V251H16ZM77 252H78V248H77ZM82 252H83V251H82ZM123 252H124V255H125L126 251H123ZM131 252H132L133 254H132ZM147 252H148V253H151V252H152L151 254H149L151 257H150L149 255H147V254H148ZM156 252H157V253H156ZM183 252H184V254H185L184 257H186V256L189 255V254H187V253H185V252L191 253V255H192V252H189V251H183ZM210 252H211V251H210ZM256 252H257V251H256ZM19 253H21V251H19ZM25 253H26V252H25ZM25 253H24V254H25ZM56 253H57V252H56ZM85 253H84V255H85ZM136 253H137V252H136ZM159 253H158V254H159ZM193 253H195V252H193ZM196 253H197V252H196ZM217 253H219V252H217ZM220 253H221V252H220ZM222 253H223V250H222ZM226 253H227V252L223 253V254H225V257H226V255H227ZM233 253H230V255H231V254L233 255ZM241 253H242V252H241ZM241 253H240V254H241ZM243 253H244V252H243ZM253 253H254V252H253ZM57 254H58V253H57ZM77 254H78V253H77ZM109 254H108V256H109ZM117 254H118L119 259H120V257H121V259H123L124 256H123V255H122L123 257L121 256V254H123V253H121V254L117 253ZM197 254H198V253H197ZM197 254H196V256H197ZM199 254H198V255H199ZM202 254H200V255L202 256ZM212 254H213V253H212ZM223 254H222V257L224 258ZM234 254H235V253H234ZM237 254H236V255H237ZM240 254L238 255V256H240V258H238L236 255H233V257H232V255L229 256V258H230L229 260H232V261H233V262H232V261H229L230 264H231V262L234 263V261L236 260V259H235L236 257H237L238 260H241V261H242V259H245V258H243V255H242V258H241V255H240ZM263 254H264V252H263ZM263 254H262V255H263ZM0 255H1V254H0ZM12 255H13V254H12ZM12 255H11V256H12ZM25 255H26V254H25ZM73 255H74V254H73ZM73 255H72V256H73ZM78 255H79V254H78ZM95 255H96V257H95ZM105 255H106V254H105ZM142 255H143L144 257H142ZM167 255H169V256H167ZM181 255L183 256V253H182ZM191 255H189L188 257L191 258ZM200 255H199V256H200ZM203 255H204V254H203ZM213 255H214V254H213ZM213 255H212V257H213ZM215 255H216V254H215ZM215 255H214V256H215ZM248 255H249V254H248ZM252 255H253V254H252ZM1 256H2V255H1ZM19 256H20V255H19ZM97 256H98V257H97ZM113 256L110 255V258H109V259H110V260L115 259V257H113ZM116 256H117V255H116ZM126 256L128 257L127 254H126ZM126 256H125V257H126ZM182 256H177L178 259H177L176 257H175V259H176L177 261H179V262L182 261V262H180V263H184V262L187 261V259H189L188 257L184 258V257H182ZM217 256H218V254H217ZM234 256H236V257L234 258ZM245 256H246V255H245ZM245 256H244V257H245ZM2 257H3V256H2ZM5 257H6V256H4L3 259H4ZM14 257H15V256H14ZM50 257H51V255H50ZM55 257H56V256H55ZM55 257H54V258H55ZM75 257L77 258V256H75ZM92 257H95V258H93V261H92ZM132 257H131V258H125L126 262H127V259H128V262H127V263H129L131 259H132V260H134V259L136 260V259H137L136 257H135V258H132ZM157 257H158V258L161 257V260L159 259V260H157V262H156V258H157ZM162 257H163V258H162ZM180 257H182V258H180ZM192 257H193V259H194V258H195V254L192 255ZM197 257H198V256H197ZM205 257H206V256H205ZM207 257H208V256H207ZM207 257H206V258H207ZM227 257H228V255H227ZM246 257H247V256H246ZM257 257H258V256H257ZM263 257H264V256H263ZM9 258H10V256H9ZM60 258H61V257H60ZM76 258H75V259H76ZM78 258H79V256H78ZM84 258H85V256H84ZM84 258H82V260H83ZM107 258H108V257H107ZM111 258H112V259H111ZM140 258H142L143 261H141L142 259L140 260ZM152 258H153V259H152ZM154 258H155V259H154ZM158 258H157V259H158ZM183 258H184V260H183ZM203 258H204V257H203ZM210 258H211V257H210ZM213 258H214V257H213ZM216 258H217V257H216ZM232 258H233V259H232ZM251 258H252V257H251ZM260 258H262V257H260ZM3 259L1 258V260H3ZM6 259H7V258H6ZM14 259H15V258H14ZM24 259H25V258H24ZM50 259H51V258H50ZM50 259H49V264H50ZM55 259H56V258H55ZM58 259H59V258H58ZM71 259H72V258H71ZM109 259H108V260H109ZM116 259H117V261H119L118 258H116ZM116 259H115V260H116ZM193 259L191 258V261H192ZM224 259H225L226 261H228L227 258H224ZM249 259H250V257H249ZM4 260H5V259H4ZM12 260H13V259H12ZM18 260H19V259H18ZM18 260H17V263H18ZM51 260H52V259H51ZM99 260H98V261H99ZM110 260H109V261H110ZM148 260H147V261H148ZM172 260H173V259H172ZM176 260H173L174 262H172V263H176V262H177ZM201 260H202V259H201ZM206 260H208V259H206ZM212 260H213V259H211V261H212ZM220 260H221V258H220L218 261H220ZM225 260H224V263L222 262V260H221V262H222L223 264H225ZM238 260H236L235 264H238V263H237ZM251 260H252V259H251ZM263 260H264V259H263ZM13 261H14V260H13ZM13 261H12V262H13ZM20 261H21V260H20ZM56 261H57V260H56ZM65 261H67V260H65ZM76 261H77V260H76ZM78 261L80 262V259H79ZM101 261H100V263L97 262V260H96L95 262H96V264H102ZM112 261H113V260H112ZM112 261H111V263H113ZM117 261H114L113 264H115V263H116V264H119V262H122V261H123V262H122L123 264H127L126 262L124 263V260H120L119 262H117ZM137 261H138V260L133 261L134 264H135V263H136V264H140V262L138 261L139 263H137ZM175 261H176V262H175ZM193 261H194V260H193ZM213 261H214V260H213ZM241 261H240V262H241ZM252 261H253V260H252ZM260 261H261V260H259V262H260ZM46 262H47V261L45 260V263H46ZM52 262H53V261H52ZM54 262H55V261H54ZM62 262H63V261H62ZM131 262H132V261H131ZM131 262H130V264H131ZM148 262H149V264H150L151 261L149 260ZM148 262H147V263H148ZM166 262H167V260H166ZM166 262H163V264H165ZM188 262H189V261H188ZM229 262H228L227 264H229ZM238 262H239V261H238ZM242 262H243V261H242ZM245 262H246V260H245ZM247 262H248V260H247ZM253 262H255V261H253ZM262 262H263V261H262ZM5 263H6V261H5ZM10 263H11V262H10ZM17 263H16V264H17ZM77 263H78V262H77ZM77 263H76V264H77ZM82 263H83V261H82ZM84 263H83V264H84ZM108 263H109V262H108ZM108 263H107V264H108ZM111 263H110V264H111ZM122 263H120V264H122ZM147 263H146V264H147ZM191 263H192V262H191ZM191 263L189 262V263H187V264H191ZM21 264H22V263H21ZM59 264H61V263H59ZM68 264H70V263L68 262ZM87 264H88V263H87ZM143 264H144V262H143ZM166 264H167V263H166ZM170 264H171V263H170ZM177 264H178V263H177ZM184 264H185V263H184ZM204 264H206V263H204ZM213 264H214V263H213ZM215 264H220V262H219V263H215ZM245 264H246V263H245Z\"/></svg>","mask_w":264,"mask_h":264}]
</instances>
